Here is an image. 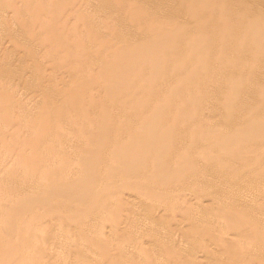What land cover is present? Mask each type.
Wrapping results in <instances>:
<instances>
[{
	"label": "bare ground",
	"instance_id": "bare-ground-1",
	"mask_svg": "<svg viewBox=\"0 0 264 264\" xmlns=\"http://www.w3.org/2000/svg\"><path fill=\"white\" fill-rule=\"evenodd\" d=\"M9 1V2H8ZM8 1H6V2H0V10H1V8H4L3 10L4 11H6L5 10V8L7 7L8 9H9V5H10V0H8ZM16 2V4L17 3H19L20 1H22V0H20L19 2L17 1V0H15ZM26 1V0H25ZM24 1V2H25ZM37 1V0H36ZM40 1V0H39ZM42 1H45V0H41V4L39 3V2H35L36 3V5L37 4H39L40 6H37V7H35L34 5L31 7V9L33 8V7H35L36 8V10H37V8H38V10L40 11V10H42V11H44V9L45 10H47L48 8H49V11L51 12L52 11V8L54 7V5H55V3L54 4H51V3H53V2H50L49 4H47L48 2L46 1V2H42ZM52 1V0H51ZM55 1H57L58 2V0H55ZM54 1V2H55ZM60 1H62L61 2V5L63 6L64 4H65V6H64V8H67L66 6H67V3L69 2V5H70V3H71V9H72V6H73V4H75V5H77V7L80 5V4H82V2L84 1H79V5L78 4H76L75 2H77V0L74 2V1H72V0H59V3H60ZM86 1V0H85ZM83 2V4H84V8H86L87 6H89L90 7V0H87V1H89L88 3H87V1L86 2ZM101 1H102V3H101ZM119 1V2H118ZM120 1H121V4L119 5V3H120ZM158 2H159V8H161L160 10V12L158 13V11H156L157 12V14L156 13H152L153 11H151V10H154V7H155V5L156 6H158L157 4H155L154 5V7H153V9H151L152 7H149L148 8V6H150V5H148V4H152L153 5V3L152 2H154L153 0H150V3H148L149 2V0H125V1H123V0H99V1H95L94 0V2H96V4H98L99 2H100V4H99V7H97V8H105L106 7V9H107V11L108 10H112V9H115V11H111V12H113L112 14V16H110L111 15V12L110 13H108L107 11H106V9L104 10V13L102 12V10H98V9H96L95 11H99V13H97V16L99 17L100 16V14L102 13V14H107V16L105 15V17L103 18V17H101L102 18V20H104V21H106L105 20V18L107 19H109V20H107L106 22L108 23L109 21H111L112 19H110V18H113V19H115V18H118V17H121V16H119V14H117L118 12H117V10H119L120 9V11H121V14H122V20H121V18L120 19H116V21H115V23H117L116 25H115V23H114V20H112L113 21V24H111V22H109L114 28H112L111 27V25L108 23V24H103L102 22V20H98L99 18L97 17V18H95L94 16V19H93V21H92V15H94V14H90L91 13V10H93L94 11V7L93 6H96L95 5V3L93 4V6L91 5V7H92V9H91V7H90V11H88L89 13H87L88 14V16L90 15L91 16V18H88L89 19V21L91 20L92 21V23H89V24H87L86 25V27L87 26H89V28H90V30L88 31V32H86V33H82V31L85 29V26H83V24H82V26L81 27H83V28H79V26H80V22H74V24L75 25H73V21H72V19H74V14H75V12H76V10L78 9L75 5L73 6V10H72V12L73 11H75L74 12V14L72 13V12H70L71 11V9H68V12L67 11H65V9L64 8H62L61 9V7H57V6H55L54 8H53V11H52V13H50L49 11H47V12H49L50 14H49V16H48V18H47V16L46 15H48V13L46 12V14L44 15L43 13L42 14H39V13H41V12H38L37 13V16H39V15H42V18L44 17L45 19H41V21L42 22H39L38 21V19L40 20V18H41V16H39V18L38 17H36V20H37V22H36V20H35V23L36 24H34V21L33 20H30V21H32V23H33V25L34 26H36L37 28H39V31H42V32H40V33H43L42 35L43 36H45V37H41L42 35L41 34H39L38 32V30L35 28V31L37 32H34V27H31V25H32V23L29 21V19H27L28 20V24L27 23H25L26 25H27V27H25L24 29L26 30V29H28L29 27L30 28H32L33 29V31H32V29L30 30L31 31V33L32 32H34V34H36L37 36V38H38V34H39V40H35V43L37 42V43H39V45H40V47H41V45H42V47L44 48L45 46H47L48 47V45H50V47L49 48H47L46 49V51H45V53H44V51H41V50H43V49H39L38 47H37V49H39V51H41V53H43V57H44V59L45 60H49V58H51V60L50 61H52V58L54 59V61L55 62H57V59L58 60H60V63L59 62H57V63H55V65L57 66V67H59V65H61V63L62 64H68V63H66L65 61H66V59H68V62H69V59H71V58H73L74 59V61H73V59L72 60H70V61H73L72 63H70L69 62V64H70V67L68 68V66H66V70H67V80H68V83H66L67 82V80H64L63 82H64V86H66L65 85V83L68 85V86H66V87H64V89H65V92L64 93H62L61 91L63 90V88L62 89H60L59 91L57 90H55V89H53V94L51 93V91H50V89H49V87L47 88L46 86L45 87H42V92H43V96L42 97H44V101H43V105L42 106H39L38 107V112H40V114L39 115H41L42 114V116L41 117H39L38 118V120H37V122L38 123H40V124H35V125H37V126H34V125H31V127H30V130H32V131H34L35 132V130H37V132L35 133V139L33 138V142L31 141V143L33 144H31L32 145V148H33V150H35V149H38V148H41V151H40V158H39V156L37 157V159H36V161H34V162H32V163H30V164H28L27 166H26V168H24L25 170H20L19 171V173H18V171L17 172H15V174L16 173H18L17 175H14V177H16L17 176V178H16V180H22L23 179V181H21L20 183L21 184H23V185H21L20 183L18 184V185H20L19 186V193L18 194H20V195H18L14 190H18V188H16V185H17V181H13V182H15L16 184H15V189L13 188L14 187V185H13V182L11 183L12 185H10L11 187H12V189H14V190H10V192H11V194L8 192V196L10 195V197H12V195L13 194H17V196H20L21 197V194H25V196H27V197H25V200L23 201V202H28V201H26V199H28L29 198V202H30V204H29V202L27 203L28 205V207L27 206H25V207H27V208H25V209H22V211H21V213H20V208L18 209L17 207H20L19 205L18 206H16V207H14L16 210H15V212L14 211H11L10 212V210H7V209H9L8 207H6V206H4V208H3V204H2V202L0 203V219H5V218H7V220L6 221H8L7 223H9L8 224V228L9 229H7V231L6 232H3V235H2V232L0 233V235L1 236H4V239L3 240H1V238H3V237H0V240L4 243V245L2 244V242L0 243L1 245H3V250H4V248L6 247V246H8L7 248H8V251H9V254H10V250L9 249H11V245H9V243L11 242H13V240L10 238V239H8V237H10L11 235H9L8 237H6L8 234H9V232L12 234L13 232H15V231H18V226L17 227H14V229H13V225L14 226H16V225H18L17 224V220H16V222L14 221V224L12 225L11 224V222H9L11 219V221L13 222V219L15 220V218L16 219H18V223L22 220V222L23 223H25V222H27V223H29V224H27V225H30L31 227L33 226L34 227V225H33V223H37L38 221H40L39 219H40V217L42 218V216L41 215H43L44 213L43 212H40V209H41V205L43 206V204H41V202H44V205H45V201H46V199L47 200H49L50 201V198L48 197L49 196V191H51L52 193L54 192V190H55V188L53 189V190H51V189H49V188H52V187H59L61 184V187L58 189V188H56V189H58V191H60V189L62 190V189H64V188H67L66 187V184H67V186L69 187L70 186V189H68L67 191H71V189H77V190H86V189H88V191H92V190H90V189H92L93 188V186H94V188H96V190L94 189V191H97L98 190V192L96 193V194H101V192L99 193V191H102V195H104V196H106L105 195V193H107L108 192V197H106L107 199H109V196H110V199H112L113 197L115 198L116 196H119L120 195V191L121 190H123V189H129L130 190V192L131 191H134V192H131L132 193V195H134L135 194V196H136V198H135V200H142V201H144V202H146L145 204L144 203H142L143 205H145V206H142V205H140V207L142 206V207H145L147 210H148V212H149V215H142L143 217H142V221H141V219H139L140 217H138L137 219H139V221H141V222H139V223H141L142 224V222H143V220H144V224H145V226H147V228H148V222L146 223V221L148 220L149 221V223L150 224H152L154 221L153 220H156V218L155 219H153L154 217L152 216V212H150V210L151 211H153V209L155 210L156 209V211H157V213H159V211L162 209L163 211L164 210H171V212L170 213H172V211H176L177 209L175 208V206H177L178 205V203H179V205L177 206L178 208H179V206H180V203H182L183 202V205H184V203H185V201H187L188 202V200L187 199H190V200H192L193 198H190V195H191V197H192V194L193 193H190V195H189V192H191V191H189V190H187L186 188H187V186L185 187V185L187 184V185H189V183H197V182H199L200 180L199 179H201L202 177H205V176H203L202 175V177L200 176L201 174H204V171L206 170V169H204V171L201 173L200 172V170H202L203 168H205L206 166H210V168L214 171L215 170V177L216 176H219V177H221L220 175H222L223 174V179L221 180V179H219V177H217L218 179H215V177L212 175V174H210L212 177H210L209 178V176H207V178L205 177V179H208L207 181H205L204 179H202V181H203V184H204V186L202 185V181H200L199 183L200 184H195V186L196 187H200V185H202L203 187H205L206 186V184H207V182H211L212 181V179H213V182L214 181H216V182H220V184H224L225 182H230V180H228V179H225V180H227V181H225L224 182V175H226L227 176V178H228V175H229V173L227 172L226 173V171H229V170H231V169H234V164H233V166L231 165V168H230V166H229V164H231V163H229V162H227L228 161V157H227V152H225L224 154H226V158H225V155L223 154V151L222 150H224V148L223 147H225V146H232L234 143H235V145L237 144L239 147H240V145H242V147H244V149H245V146H246V143H242V144H240L239 142H241V141H243L244 140V138H245V136H246V139H247V137H248V140L253 144L254 142H256V140L257 139H259L260 137H262V135L260 136V134H262V132H263V130L262 129H264V127L262 126V125H260L259 123H258V125L256 124L257 122H260V118H262V117H264V115L261 113L262 112V109H263V113H264V106L263 107H261L262 105H260V104H262L261 102H264V100L263 101H261L260 100V96H262L261 95V93L263 94V92H264V80L261 82L260 81V84L258 85L257 83H256V85H253V86H255V93H254V91H250V90H254L253 89V87L252 86H248V88L249 87H252V89L251 88H249V89H247V91H248V93L247 94H253L254 96L252 97V100H250V101H253V104H255L256 106V109H258V108H260V109H258L257 111H256V114L257 113H260V114H262V115H257L256 116V118H255V115L256 114H254L255 113V111L254 110H256V109H254V110H252L253 109V106L254 105H252V104H250L251 102L249 101V100H247V99H245V102H250L249 104L248 103H244L243 105H242V107L245 105H250V107L248 106L247 108L249 109L250 108V110H251V112H252V114H250L249 112H248V109H247V112H245L246 113V117L248 116V113L251 115V116H253L252 118L253 119H251V120H254V121H252V123H250V125H254V123H255V125L253 126L252 125V127H250L248 124H249V122H251V121H249V122H247V118H246V121H244L243 120V118H242V116L240 117L244 122H242V120H239L240 118L238 117L237 119H236V114H235V112L237 113V107H236V105H235V107H236V110H235V112H234V114H235V118L232 116V115H228L229 113H228V106H226L225 107V109L227 108V110H226V112H227V114L225 113V115L227 116L226 118L228 119V118H232V120L231 119H229V121L231 120V122H232V124H230L231 122H227V123H223V121L225 122V120L227 121V119H223V121H222V126H227V124L229 123L232 127V129H234V131L232 132L231 130V128L229 127V130L233 133H228V135L227 136H225L224 135V133H226V131H228V130H226L224 127H222L221 125H220V129L221 130H223V129H225V130H223V131H225V132H223L222 131V134L224 135V137H223V135H221L220 136V138H222L221 140H220V138H218L219 137V135H220V133L217 135V133H216V126L214 127L213 126V124L211 125V123H208V126H210V128L207 126V123L205 124V126H204V124L202 125V118H201V121L199 122V115L197 116L198 117V121H197V123L196 124H201L203 127H201V125L199 124V125H194L193 127H195V129L197 128V127H199V129H200V131L201 132H203V133H201L200 131V134H202V135H199V136H203V134H206V135H204L203 137L205 138V140H204V138H202L201 139V137H198V134H199V132H198V129H197V131L194 129V130H192V128L193 127H189V125L191 124V125H193L194 124V122H193V120L194 121H196L197 120V117H196V120H195V118H194V116L196 115V113L194 112V113H192V114H190V112L191 111H186V109L187 108H189L188 106H190V101L192 100V101H194V99L191 97V96H194V95H196V94H198L200 91H202V93L204 92V90H205V88H204V82H207V84H209L208 82L211 80V82H213L214 80H218L216 83H221L222 84V82H224V83H226L225 85L224 84H222V85H224L225 87H224V89H222V90H220L219 92H218V94H221V95H219V96H221V100H222V104H223V102H224V104H227V105H229L230 104V107H232L231 105V102L232 101H234V103H236L237 101H238V99L236 98L237 97V95H240L241 97H242V95H241V89H243L244 87H246L247 85H248V83L250 84V82L252 83V81L253 82H257V80H258V78L260 77L259 75V77H257L256 78V75L254 74V72H256V74L257 73H259L258 72V70H260V69H258V70H255V66L258 64L257 63V61H259V66H260V62H262V60L264 59V57L263 56H261V55H263L264 54V48H261V46L263 45V47H264V41L263 42H258V41H262V40H264V35H262L263 34V32H264V27H263V25H262V27H260V25H261V23H262V20L261 19H258V17L260 16L261 18H262V15H263V12H262V7H260L261 5H259L258 6V4L261 2H258L259 0H257V4L255 5L256 6V8H255V6L253 7H251L250 6V8H251V10L252 9H254L255 11H256V9H258L259 7H260V10H257L256 12H261V13H256V12H253L252 14L254 15V16H250L249 14H248V12L249 13H251L252 11L248 8L249 6L248 5H246V2H247V0H244V1H246L245 3H242V1L243 0H239V1H237L236 2V0H215L216 2H214V1H212V0H205V1H209V2H212L213 4H217V2H218V4H220L221 3V5L223 6V7H221V6H218V7H221V8H219V12L218 13H224V16H225V19H226V17L228 18V20H229V18H230V16H228L229 15V13H230V15H231V11H232V9L231 8H235L237 11L235 12L234 10H233V12H235L237 15H236V17L234 16L235 14H233L232 13V15L235 17V18H237V20L236 19H234V17L232 16V19H234V20H236V21H234L233 20V22H232V20H231V18H230V20H229V22L227 21V19L225 20L224 19V16H223V13L221 14V16L217 13V14H215L218 10H215V7L214 6H216L217 7V5L215 4V5H213V4H211V3H209V2H207V5L205 6L204 4V0H187V1H185V0H182V1H179L176 5H177V7H178V4H180L181 3V5L183 6H186V7H188L187 9H191V7L192 8H194V6L193 5H195V4H198V7H196L197 5H195V7L197 8H195L197 11L198 10H200V14H202V16L204 15L203 13H202V10H203V8H205L206 9V7L208 6V8L209 9H211V10H208V11H212V9L214 8V11H216V12H214L213 13V11L212 12H209V14L210 13H212L211 15H216V16H211V15H207V13L208 12H204V13H206V15H204L203 17H204V19H205V16H211L210 17V19H215L216 17V19H215V21H219V19L221 18L222 19V17H223V21L222 20H220V21H222V23H217L219 26H221L220 28H219V30H217V28H218V26H217V24L215 23V25H213V23L215 22H213L212 23V21H211V24L213 25V27L215 26V28L213 29V27H210L209 25H211V24H209L210 23V21L208 20V19H206V20H204L203 19V17L202 16H200V14L196 11V12H194V14H193V16H194V19L193 20H195L194 21V24L196 23H198V25H196L195 24V27L192 25L193 23L191 22V21H193V20H189V22H191V23H189L190 25H192L195 29H193L194 31L192 32V33H188L187 32V36H186V34H184V36H186V37H189V38H192L193 36L195 37H193L194 38V40H196L195 42H193V39H192V42L193 43H195V44H193L192 42H191V39H190V41H187V38H185L183 35H181V37H182V41H183V38H185L184 40H185V42L183 41V42H181V43H179L178 41H181L179 38H181V37H178V39H176V40H178L177 42L179 43V44H177V42L175 43V44H171V33H172V30H178V28H179V30H181L180 31V33H182V32H186L185 31V27H181V26H183L184 24H179V23H177V26H180L181 28H185L184 29V31H183V29H180V27H178V28H176L174 25L172 26V24H176V23H173L174 21L172 20L171 21V19H172V17H171V19L169 18L170 17V13H172V14H175V13H178V12H175L174 11V13L171 11V10H173V9H176L177 7H176V5H175V2H172L171 4H173L172 5V8L170 9V11H169V6H171V4H170V2L168 1V0H157ZM174 1V0H173ZM178 1V0H177ZM241 1V2H240ZM249 1V0H248ZM264 1V0H263ZM239 2V3H238ZM252 2V4L254 3L253 1H251ZM251 2L249 3V5L251 4ZM15 3H11L13 6H15L16 4ZM26 3V2H25ZM28 3V5H27V7H30L31 5H29V4H31L29 1L27 2ZM59 3H57V4H59ZM78 3V2H77ZM87 3V4H86ZM91 3H93V1H91ZM148 3V4H147ZM154 3H156V2H154ZM187 3L189 4V5H187ZM190 3H194L192 6H190ZM211 4V5H209V4ZM255 3H256V1H255ZM263 3V2H262ZM34 4V3H33ZM53 6L52 8H50V6L51 5ZM205 6V7H203L202 8V10H201V7L203 6V5ZM236 4V6L238 7L239 5V7H241V6H243V4H244V6H246V9L244 10L243 9V11L245 12H238L239 11V9H237V7L235 6L234 7V5ZM247 4H248V2H247ZM68 5V6H69ZM86 5V6H85ZM148 5V6H147ZM151 5V6H152ZM199 5H201L200 6V8H199ZM13 6H10V7H13ZM59 6H60V4H59ZM81 7H82V5H80ZM80 6H79V8H80ZM101 6V7H100ZM109 6H110V8H109ZM119 6H123L122 8H120ZM174 6V7H173ZM181 6V7H182ZM210 6V7H209ZM213 8H212V7ZM258 6V7H257ZM15 7H17L16 8V10L18 11V13H17V11L15 10V11H13V13H14V19L16 18V19H20L21 17L23 18H25V16L28 14V16H26V18L27 17H29V14H30V12H32L33 11V9L31 10L30 8L29 9H27V10H29L28 12H27V14H26V11H24L23 12V14L25 13L26 15L24 16L23 14H22V16H20L21 15V12H22V10H21V8H20V10H21V12H19V9H18V7L19 6H15ZM15 7H14V9H15ZM22 7H24V5L22 6ZM69 7V8H70ZM125 7V8H124ZM180 7V5H179V10H181L182 8ZM238 7V8H239ZM264 7V6H263ZM6 8V9H7ZM39 8H41V9H39ZM75 8H77V9H75ZM96 8V7H95ZM159 8H156V10L157 9H159ZM167 8V9H166ZM223 8V9H222ZM242 8V7H241ZM241 8H240V10H241ZM8 9H7V11H8ZM25 9H26V5H25ZM51 9V10H50ZM81 9V8H80ZM80 9H79V11L77 10V14H78V17L79 18H82L83 16L81 15V12H85L86 11V9H85V11L83 10V8L81 9V12H80ZM125 9V10H124ZM184 9V8H183ZM182 9V10H183ZM186 9V10H187ZM190 9L188 10V12L190 11ZM195 9L193 10V11H195ZM205 9H204V11H205ZM216 9H218V8H216ZM221 9H222V11H221ZM231 9V10H230ZM247 9L249 10V11H247ZM13 10V9H12ZM24 10V9H23ZM31 10V11H30ZM36 10H34V11H36ZM70 10V11H69ZM83 10V11H82ZM87 10H89V9H87ZM182 10L180 11V15H179V13H178V15L181 17V16H183V12L185 11H183L182 12ZM230 10V12H228L227 13V11H229ZM253 10V11H254ZM1 12V14H3V13H5V12ZM100 11H101V13H100ZM155 11V10H154ZM176 11H178V9L176 10ZM206 11H207V9H206ZM247 11V12H246ZM65 12H67V13H65ZM106 12V13H105ZM168 12H170V13H168ZM184 12L185 14H184V17L183 18H185L184 20H185V22H188V19L187 18H189L190 19V14L189 13H191V15H192V11L191 12ZM11 13H12V11H11ZM16 13V14H15ZM80 13V14H79ZM93 13V12H92ZM115 13H116V15H118V17L117 16H115ZM181 13H182V15H181ZM247 13V14H246ZM254 13H256V14H254ZM7 14V13H6ZM32 14H36V13H32ZM31 14V16H32V19L33 18H35V15H32ZM76 14V15H77ZM82 14H84V13H82ZM99 14V15H98ZM101 14V15H102ZM108 14H109V16L110 17H108ZM120 14V15H121ZM228 14V15H227ZM65 15V16H64ZM96 15V14H95ZM169 15V16H168ZM246 15V16H245ZM250 17H248V16ZM3 16H4V14L3 15H1L0 17L3 19V21H4V23H7V22H5L6 20H8V19H10L11 17H6L5 16V19L3 18ZM34 16V17H33ZM82 16V17H81ZM88 16H85V17H83L82 19H79L78 18V20H80L81 22H85V23H87V17ZM89 16V17H90ZM172 16V15H171ZM189 16V17H188ZM192 16V17H193ZM218 16H220V18H218ZM256 16H257V18H256ZM20 17V18H19ZM115 17V18H114ZM202 17V18H201ZM215 17V18H214ZM247 17H248V19H247ZM7 18V19H6ZM22 18L20 19V20H22ZM23 18V20H22V22L20 21L19 23L21 24V23H23L24 24V21L26 22L27 20H25ZM38 18V19H37ZM182 18V17H181ZM182 18V19H183ZM244 18H246V19H244ZM2 19L0 20L1 22H2ZM170 19V20H169ZM187 19V20H186ZM239 19H241L240 21H239ZM254 19H256V20H254ZM77 20V21H78ZM87 20V21H86ZM205 21V24L207 23L206 21H209V23H208V25L207 26H209L210 28H206V26H205V28L206 29H208V30H206V31H209L208 33H204V32H202V31H204V29H202L201 30V24L203 25L204 24V21ZM224 20H225V23H224ZM243 20V22L242 23H245V20H246V24H244V25H242L240 22ZM248 20L250 21V23L248 22ZM70 21H72V22H70ZM74 21H75V19H74ZM88 21V22H89ZM90 21V22H91ZM102 21V22H101ZM170 21V22H169ZM181 21H183V20H181ZM226 21H227V23H226ZM253 22V24H254V22L256 21L257 23H255L253 26H252V22ZM1 22H0V25H1ZM184 22V21H183ZM231 22L232 23H237V25H239L238 23H240L242 26H240V29H239V27L236 25V23L234 24V25H236V28H234L232 25L233 24H231ZM67 23V24H66ZM72 23V24H71ZM80 23V24H79ZM105 23V22H104ZM140 23H142L141 25H140ZM149 23V24H148ZM223 23H224V25H225V27H228L229 28V24H230V29H232V27L234 28L233 30H230V29H228V28H224L223 30H222V26H224L223 25ZM259 23H260V25H259ZM9 26H10V22H8L7 23ZM22 24V26L24 27L25 26V24L23 25ZM30 24V25H29ZM69 24H71L70 25V27L68 26ZM76 24H78V26H76ZM128 24H129V26H128ZM145 24H147V26H146V28H145ZM171 24V25H170ZM179 24V25H178ZM200 24V25H199ZM222 24V25H221ZM226 24H228V25H226ZM256 24H257V26H256ZM6 24H2L1 26H5ZM8 25H6L7 27H9ZM14 25H16V27L15 28H17V27H19V26H17L18 24H14ZM14 25H12L11 27H14ZM29 25V26H28ZM117 25H119V27L117 26ZM127 25V26H126ZM137 25H139V26H137ZM172 26L171 28H169L170 26ZM211 25V26H212ZM6 26L4 27V28H6ZM21 26V25H20ZM118 27V29H117V27ZM196 26H198V27H196ZM204 26H202V28H204ZM252 27V30H250L251 29V27ZM260 27V29H258V30H256L257 28H259ZM122 27V28H121ZM255 28V30H254V28ZM14 28V30H16ZM20 28V27H19ZM18 28V31L20 30V32H18V34H14V36L13 37H15V35H17V36H19V33H21V34H25V32L24 33H22L23 31H21L23 28H21V29H19ZM29 28V29H30ZM79 28V29H78ZM123 29V28H125V30L122 32V33H124L125 31H126V29L128 30V32L125 34H123V35H119L120 33H121V31H119L118 33H117V35H116V33H115V31L117 30H120V29ZM141 28H143L142 30H140ZM196 28H198V30L196 29ZM213 30H215L216 32H217V34L219 35V39L218 40H215L214 42H218V43H212L211 44V42H210V40H212V38L213 39H215V37H216V39L218 38V36H216L217 34L215 33V31H214V34L212 35L210 32H213V31H211L212 29ZM238 28V29H237ZM249 28V29H248ZM261 28L263 29V31L261 32ZM28 29V30H29ZM41 29V30H40ZM82 30V31H79V30ZM112 29H115V30H112ZM139 29V30H138ZM147 29V30H146ZM187 29H189V30H191L192 31V29L191 28H187ZM209 29H211V30H209ZM227 31H226V30ZM248 31L247 33H245L244 32V34L243 35H241V33H238V31ZM246 29H248V30H246ZM2 30V29H1ZM14 30H12V31H14ZM86 31H87V28L85 29ZM84 30V31H85ZM131 30H132V32H131ZM173 31L174 33L173 34H175L177 31ZM220 30H222V32L225 30L226 32H227V35L228 34H230V32L233 34H235V30H236V32L238 33V34H240L241 35V37H239L240 35H238V34H236L237 35V41L235 42V40H236V38H235V36L234 35H232V36H229L228 35V37L226 36V33L224 32V33H221L222 35L220 36V34L218 33ZM260 30V31H259ZM17 31V30H16ZM27 31V30H26ZM30 31L28 32V33H30ZM112 31V36H111V32ZM114 31V32H113ZM135 31V32H134ZM145 31V32H144ZM228 31H229V33H228ZM81 32V33H80ZM102 32H103V34H104V32H105V34L103 35V36H105V38H106V33H110V35H109V39L108 40H110V42L109 41H107V39H102V36H101V34H102ZM131 32V33H130ZM28 34V36H32V38L34 39V37H33V33L32 34ZM101 33V34H100ZM113 33H115V34H113ZM121 33V34H122ZM179 33V32H178ZM180 33H179V35H180ZM45 34V35H44ZM82 34V35H81ZM204 34H206L205 35V37H203L202 35H204ZM207 34H209L208 36H207ZM211 34V35H210ZM216 34V35H215ZM224 34V35H223ZM251 34V35H253L254 37H260L262 40H260V38L259 39H257L256 40V42L254 41L255 39H253L254 37L253 36H249V35ZM11 35V34H10ZM10 35H8V36H10ZM25 35H27V33L25 34ZM178 35V34H177ZM177 35L175 36L176 38H177ZM189 35H192V37H190ZM231 35V34H230ZM245 35H248L249 37H247V36H245ZM258 35H261V36H258ZM11 36V37H12ZM16 36V37H17ZM22 36V35H21ZM21 36H20V40H22V41H20L19 40V42H21V43H19L18 42V44H22V45H20V46H23V47H28L27 48V51H29V50H31V51H29V53H27L28 55L30 54V55H32V61L31 62H34L32 65V69H30V70H32V71H34V69H35V71L34 72H37V74L36 75H41V72H42V74H44V72L46 71V69L44 68V66H40L41 65V63H44V61L42 60V59H40V58H43L41 55H40V57L38 56L37 57V55H39V54H37L36 55V57L38 58H36L37 60H35V55H34V53L36 52V50H34V49H29L30 47H33V45L32 46H29L27 43H28V40H26V38H23V37H25V36H23L22 37V39H21ZM169 36H170V38H169ZM210 36H215V37H210ZM222 36H226L225 38H230V37H234L235 39L233 40L232 38H230V40L229 39H226V40H229L228 41V43L227 42H225V38L223 39L222 38ZM243 36H244V39H243ZM16 37H15V39H16ZM35 37V38H36ZM111 37V38H110ZM205 38L204 40H202L203 38ZM211 39H210V38ZM245 37H247V39L248 38H252L253 39V41H254V43L256 44V43H263V44H261V46H258L257 47V45H255V44H251L250 45V41L252 40V39H248V41H247V39L245 38ZM29 38V42H30V38L31 37H28ZM27 38V39H28ZM32 38H31V40H32ZM36 38V39H37ZM113 38V39H112ZM189 38H188V40H189ZM200 38H202V39H200ZM238 38H240V39H242V40H240L239 41V39ZM18 39V38H17ZM26 41H25V40ZM206 39L208 40L207 42L209 43H206ZM9 40H10V38H9ZM103 40V41H102ZM200 40H202V42L200 41ZM219 40H220V42L222 41V46L220 47V45H219ZM11 42H12V38H11V40H10ZM18 40H16V42H17ZM23 41H25V42H23ZM40 41V42H39ZM87 41H89V44H90V42H91V44H93V45H96L97 46V48H95L94 46H91V44H90V46H88L89 44H88V42ZM186 41H187V43L189 42V44L187 45L186 44ZM213 41V40H212ZM225 43H224V42ZM232 41L234 42V43H237L238 41L240 42H238L239 44L238 45H234V43H232ZM243 41H247L246 43L248 44V45H250V46H248L249 47V50H248V47L246 46L247 44L245 43V42H242ZM252 41V42H253ZM14 42V41H13ZM12 42V43H13ZM201 42V43H200ZM24 43V44H23ZM26 43V44H25ZM31 44H35L34 42L32 43V41L30 42ZM36 43V45H38ZM191 43V44H190ZM233 44L234 46H235V49H233V47L234 46H230L231 44ZM48 44V45H47ZM86 44H88V45H86ZM184 44H186V46H185V48L183 47V45ZM215 45V46H218L219 45V47H216V50L219 48V54L222 52V55H224V56H222L221 54V56L220 55H218V52H216V55H217V58L218 57H221L222 58V60L220 59V58H218L217 60H218V62L221 60V64H219L218 62V64L215 62V60H216V55H214L213 56V54H214V52L216 51L215 50V46H212L211 47V49H210V46L211 45ZM224 44H225V46L227 47V44H230L228 47H227V49H226V47H224ZM243 45V46H241V47H244V46H246L247 47V49L244 47V49L243 48H241L239 45ZM245 44V45H244ZM16 45V44H15ZM25 45H27V46H25ZM35 45V46H36ZM189 45H192V46H190V47H188ZM34 46V47H35ZM239 46V50L238 49H236V47H238ZM222 47H224L223 49H222ZM250 47H252V48H254V47H256L257 49V51L256 52H258V48H260V50H262L263 51V54H261V53H257L259 56H261L260 57V59L262 58V60L260 61V59H259V57H258V55H256V54H254V53H249L250 55H251V58L250 59H253L254 61H255V59H257V61H255L256 63H255V65L252 63V61H250V64L248 65V63H246L247 61H248V59H245V57L247 58V55H249L248 54V52H251V51H255V49H253V50H251L250 49ZM189 48V49H188ZM212 48H214V49H212ZM229 48H231V49H233L232 50V52L230 51V49ZM25 49V48H24ZM29 49V50H28ZM35 49H36V47H35ZM229 49V50H228ZM44 50H45V48H44ZM210 50H215L214 52H213V54L211 53V51ZM222 50H225V51H222ZM228 50V52H227V54L230 52L231 54L232 53H234L233 51L234 50H237L238 52L239 51H243V50H248V52L247 51H244V56H243V54L240 52V55L242 54V56H240L239 55V53L238 52H236L235 51V55H237V56H235L234 54H233V56L231 57V55H230V53H229V55H225V53L223 54V52H226ZM260 50H259V52H260ZM25 51V50H24ZM26 51V52H27ZM38 51V52H39ZM210 52V53H209ZM247 52V55H245V53ZM25 53V52H24ZM26 54V55H27ZM44 54H45V56H44ZM208 54H209V57H208ZM213 57H212V56ZM249 55V56H250ZM256 55V56H255ZM68 56V57H67ZM69 56H71V57H69ZM25 57V56H24ZM26 57H28V56H26ZM63 58V60H61L62 58ZM253 57V58H252ZM257 57V58H256ZM47 58V59H46ZM213 58H214V63H216L217 65H218V67L217 68H215V67H211L210 65L212 64V61H213ZM31 59V56H29V60ZM33 59L37 62V61H39V59L41 60V62L39 61V62H37L38 63V65H37V63L35 64V61H33ZM80 59V60H79ZM92 59H94L93 60V62L92 61H90V60H92ZM220 59V60H219ZM61 61H63V62H61ZM76 61V62H75ZM203 61H204V63H208V62H210V63H208V65H206V64H204L203 63ZM58 63H59V65H58ZM213 63V64H214ZM252 63V64H251ZM30 64V65H31ZM40 64V65H39ZM74 64V65H73ZM246 64H247V66H246ZM63 65V66H64ZM251 65V67H252V65H253V67L252 68H254V70L250 67V69H249V67L248 66H250ZM264 65V64H263ZM263 65H261V66H263ZM38 66V67H37ZM53 66H54V64H53ZM81 66H83V67H81ZM213 66V65H212ZM230 66V67H229ZM239 66V67H238ZM241 66L244 68L245 66V68L244 69H246L245 71H244V69L243 68H241ZM259 66H257V68H260ZM34 67H37V69L39 68V67H41L43 70H45L44 72L43 71H36V68H34ZM220 67L221 68H229L230 69V71H225L224 69H222V71H225V72H219L221 69H220ZM236 68V71H235V68ZM247 67H248V69L249 70H251V73H250V71H249V73L247 72ZM28 68H30V67H28ZM54 68V67H53ZM60 68H62V66H60ZM64 68H65V66H64ZM68 68V69H67ZM92 68H93V71H96V68L98 69L97 71L99 72V75H95L94 73H93V71H92ZM212 68H215L214 70H217V69H219L218 70V72L216 71V72H213V70H212ZM231 68H233L234 69V72H232L233 70L231 69ZM238 68H240V69H238ZM263 69H264V66L262 67ZM261 68V70H260V72L263 70ZM40 69V68H39ZM42 69H40V70H42ZM55 69V68H54ZM164 70L165 69V73L164 74H161L159 71L160 70ZM212 72H211V71ZM232 70V71H231ZM210 71V72H209ZM244 71V72H243ZM14 72H16V71H14ZM18 72V71H17ZM98 72L96 73V74H98ZM245 72H247L246 74H245ZM263 72V71H262ZM261 72V73H262ZM2 72H0V75H1V77H2V74H1ZM38 73H40V74H38ZM193 73H196L200 78H201V80H199V81H196V82H194L195 81V79H193V78H191V75L193 74ZM261 73H259L260 75H262ZM13 73L11 72V75L9 76L10 78H11V76H13L12 75ZM92 74H94L93 76H92ZM254 74V75H253ZM45 75V74H44ZM246 75V76H245ZM43 76V75H42ZM40 76V79L41 78H44L45 76ZM248 76H252L250 79H252V80H250L249 78H246V77H248ZM254 76H255V78L257 79V80H254ZM209 77H215V78H209ZM50 78H52V77H50ZM116 78H117V81H116ZM262 78L264 79V77H261L260 78V80H262ZM14 78H12V80H13ZM112 79V81L114 82V81H116V85L115 84H112L111 82H110V80ZM114 79V80H113ZM207 79V80H206ZM210 79V80H209ZM246 80V81H244V80ZM42 80V79H41ZM243 80V81H242ZM247 80H249V81H247ZM2 81V78H0V84L2 83L1 82ZM4 81V80H3ZM164 83L165 85H166V83H168V86H166V87H163L161 90H159V88L156 90V86L158 85V84H160V83ZM169 82L170 83H174L173 85H170L169 86ZM214 82V83H215ZM237 82H239L238 84H239V87H238V85L236 84ZM240 82H242L241 84H240ZM259 82V81H258ZM4 83V82H3ZM2 83V84H3ZM38 84H39V82H37ZM36 83V84H37ZM235 83V84H234ZM247 83V84H246ZM262 83H263V85H262ZM53 84V83H52ZM228 84V85H227ZM232 84H234V85H236L235 86V88H233L234 86H232ZM254 84V83H253ZM5 86L6 85H8V83L6 84H4ZM39 85H41V83L39 84ZM39 85H36V87L39 89ZM63 85H62V87H63ZM164 85V86H165ZM227 85V86H226ZM229 85H231L230 87H228ZM241 85V86H240ZM246 85V86H245ZM262 85V86H261ZM2 86V85H1ZM208 86V85H207ZM206 86V87H207ZM244 86V87H243ZM256 86H258L259 87V89H258V87H256ZM260 86H261V88H260ZM40 87V88H41ZM68 87V88H67ZM95 87H97V88H99L100 90V92L98 91V89H95V90H97L98 92H97V94L99 95V98H97L96 96H95V93L96 92H93V89L92 88H95ZM116 87V88H115ZM170 87V88H169ZM240 87H241V89H240ZM263 87V88H262ZM43 88H46V90H44ZM118 88V89H117ZM74 89V90H73ZM117 89V90H116ZM204 89V90H203ZM207 89V92L208 91H210V90H208L209 88L207 87L206 88ZM263 89V90H262ZM40 90V89H39ZM52 90V89H51ZM66 90H70V92L68 93H66ZM240 90V91H239ZM45 91H47V92H45ZM48 91H50V92H48ZM79 91V92H78ZM80 91H81V94H83L84 96H82V97H79L81 94H80ZM240 92V94H237V93H239ZM246 91V92H247ZM261 91V92H260ZM60 92V93H59ZM206 92V91H205ZM244 92V91H243ZM253 92V93H252ZM256 92H257V94H256ZM51 93V94H50ZM66 93V94H65ZM103 93V95H101ZM3 94H5V93H3ZM45 94V95H44ZM70 95L69 97L67 96V95ZM204 94V93H203ZM237 94V95H236ZM243 94V96L245 97H248V95H246L245 94V92L244 93H242ZM245 94V95H244ZM235 95H236V97H235ZM256 95H258V97H259V101H261V102H259L256 98H258ZM3 96H5V95H3ZM60 96V97H59ZM263 96H264V94H263ZM0 97H1V95H0ZM61 98V97H63V98H61V101H60V99L59 98ZM183 97V98H182ZM239 97V96H238ZM2 98V97H1ZM5 98H6V96H5ZM41 98V97H40ZM59 99V101H58V99ZM233 98V99H232ZM253 98H255L254 100H253ZM56 99H57V102L58 103H61L62 102V104H64L66 107V109H63V110H61L60 112H58V111H55L54 109H53V105H57L58 103H56ZM64 101H63V100ZM231 100V102H230V100ZM235 99H237V100H235ZM249 99H251L250 97H249ZM261 99H264L263 97H261ZM1 100H3V98L1 99ZM0 100V104H2V102H3V104H8V100L7 99H4V100H6V102L5 101H1ZM247 100V101H246ZM255 100H257L258 102H259V104H256V102L257 101H255ZM54 101H55V103H54ZM136 102V103H138V105L137 104H135V106L137 105V107L138 106H140L139 104H142L141 105V107L140 108H142V107H144V106H147L146 104H147V102H149V104L151 103V102H155L154 104H152V105H158L159 106V104L160 105H162V107L164 106V108H165V110H164V108L162 109L163 111H164V113L163 114H165V112H166V115H163V116H169V118H171L170 116H171V114H172V117H173V113H174V115L176 114V115H179L180 117H178V120H181V122L180 121H178L177 120V122H175V119H176V117H173L172 119H169L168 117V122H169V120H170V122L168 123V122H165V121H167V119L165 118V117H161L160 115H161V111H158V110H156V114H157V111H158V115H159V112H160V119H157V120H161L162 118H164V120L162 121L161 120V123L159 122L158 123V121L157 120H155V115L154 114H152V113H154V112H152L151 113V109H148V111L150 112V114L148 113L147 114V112L148 111H146L147 110V108L145 109V108H143V109H145V110H142V109H140V111H139V108H137V109H134V108H132L133 106H134V104H132V105H130L129 103L130 102ZM179 101H182V102H184V103H181V102H179ZM236 101V102H235ZM146 102V103H145ZM159 102V103H158ZM179 102V103H178ZM225 102H227V103H225ZM230 102V103H229ZM158 103V104H157ZM174 103H178L177 104V106H178V108H176L175 110H171L172 108H175V107H173V106H176V104H174ZM180 103H181V105H180ZM233 103V102H232ZM127 104H129L130 106L129 107H131V108H129V107H127V109H125L124 107L122 108V106H127ZM182 104H184L183 106H182ZM9 105H11V104H8L7 106H9ZM173 105V106H172ZM263 105H264V103H263ZM1 106V108L0 109H2V105H0ZM6 105L4 106L3 105V109L5 110L6 108H4V107H7ZM182 106V108H184V110H185V113L182 111V108H180ZM233 106H234V104H233ZM244 106V107H245ZM252 106V107H251ZM51 107V108H50ZM97 107L99 108H102V109H99V111L97 110V114H99V115H94V114H96V109H97ZM116 107L118 108V109H120L119 111L121 112V110H122V115L123 116H121L120 115V112H118V110L116 109ZM121 107V108H120ZM170 107H172L168 112H167V108H170ZM243 107V108H244ZM92 108V109H91ZM112 108V109H111ZM180 108V109H179ZM186 108V109H185ZM246 108V107H245ZM2 109V110H3ZM95 109V112L93 111ZM116 109V110H115ZM123 109H125L124 110V112L126 111V110H128V109H130V111L128 110V111H126L125 112V114H123L124 112H123ZM134 109V110H133ZM179 109V110H178ZM2 110H0V116H1V114H2ZM4 110H3V113H4ZM89 110H92L93 111V115H92V117L90 116V115H88V114H91L90 112H89ZM138 110V111H137ZM155 110V109H154ZM153 110V111H154ZM246 110V109H245ZM249 110V111H250ZM259 110L261 111V112H259ZM144 111V112H143ZM146 111V112H145ZM182 111V112H181ZM42 112V113H41ZM187 112V113H186ZM254 112V113H253ZM145 113V114H144ZM224 113V112H223ZM223 113H220V114H223ZM168 114V115H167ZM202 114V113H201ZM239 114V116L241 115L240 113H238ZM242 114H244L243 112H242ZM124 115H126V116H124ZM145 115V116H144ZM151 115V116H150ZM158 115H157V117H158ZM183 115H184V120H182V118H183ZM202 115H204V114H202ZM224 115V114H223ZM222 115V116H223ZM225 115H224V118H225ZM249 115V116H250ZM56 116H59L61 119H62V123L61 124H59V125H57V126H55L53 129H47L46 128V124L44 123L45 121L47 122V124L49 123L48 121H52ZM88 116H90V117H88ZM145 117V119H144V117ZM147 116H148V118H149V116H150V118L149 119H146L147 118ZM229 116H231V117H229ZM238 116V115H237ZM250 116V117H251ZM260 116H262V117H260ZM152 117V118H151ZM182 117V118H181ZM202 117V116H201ZM258 117H260V118H258ZM41 118H42V122L41 121H39V120H41ZM153 118H154V120H153ZM181 118V119H180ZM187 118V120L188 119H191L192 118V120L190 121L191 123L189 124V121H187V120H185ZM244 118H245V116H244ZM142 119H144V120H142ZM152 119V120H151ZM236 119V121L234 122V120ZM259 121H258V120ZM263 119V124H264V118H262ZM261 119V120H262ZM96 120V122H95V124L96 125H94L95 126V128H93L94 126L92 125L93 124V122ZM138 120V121H137ZM147 120V121H146ZM150 121V123H152V125H153V127L158 123V124H160V125H165V127L163 126H160L159 128V131L161 132V134L163 133V136L161 135H158V134H160V133H157V134H155V129H157L158 127L157 126H155V129H154V131H153V133L154 134H152V132H151V130H152V128H151V130H149V127L148 126H150L151 127V124L149 125V124H147V123H149V121ZM238 120L240 121V123H242V125H243V127H241L240 125L241 124H239V126L237 127V122H238ZM255 120H257V122L255 121ZM134 121H137V122H135L134 123ZM140 121H142V122H140ZM147 122V123H145V122ZM152 121H155V122H157L156 124H155V122L153 123ZM171 121H172V127L170 126L171 125ZM173 121L175 122L174 123V125H173ZM182 121H185V123H186V125L187 126H185V128L186 127H188L189 129H188V131H190V134L192 133V132H194V133H192L191 135L192 136H196L197 135V137H198V139H195V138H197V137H194L193 139H191V135L189 134V132L188 131H186L187 133H185V132H183V129L181 128L182 126H184L185 124H184V122H182ZM165 122V123H164ZM183 123L184 125H180V123ZM187 122H188V124H187ZM233 122L235 123V124H233ZM247 122V123H246ZM254 122V123H253ZM36 123V122H35ZM109 123H111L112 125H119V124H121V126L122 127H120V129L119 130H114V129H111V128H104L106 125H108ZM169 125H168V124ZM178 124V125H175V124ZM203 123H204V121H203ZM244 123H245V127H244ZM44 124V125H43ZM134 124H136L135 126H134ZM138 124H140V125H143L144 127H146V128H144V127H142V126H140V128H139V126H137ZM166 125H168V126H166ZM233 125H236V127L235 128H237V133H235V136H234V132H235V128H233ZM259 125L261 126V128L259 129L258 127H259ZM32 126H34V127H32ZM39 126H43V128H40L41 130V132H38V127ZM65 126H69L68 128H66ZM197 126V127H196ZM207 126V127H206ZM249 127L248 129L246 128V127ZM257 126V127H256ZM37 127V128H36ZM136 127H138L137 129H138V132H137V129L135 130V128ZM142 127V128H141ZM169 127V128H168ZM228 127H226V128H228ZM253 127H254V129H253ZM257 129H256V128ZM96 128H97V132H99V133H97L98 135H100V134H102V132H104L103 134H104V136L106 137V138H108L109 136L111 137L112 136V139H113V141H114V139L116 138V140L114 141V142H116V143H114L113 144V142L111 143V144H113L112 146H110V150H109V148H107L109 145H108V143H107V141H105L106 139L105 138H103V139H105V140H103L104 141V143H107V147H105V144L103 143V141H102V143H103V145H100V147H99V143H101V141L99 142V141H94L95 143H97V142H99L97 145V147H99L98 149H100V151H103V154H100L99 153V151H98V149L96 148V149H94V145H95V143L93 144V143H91V144H93V148H92V150L94 151H98V152H96L97 154H95L96 156H98V154L99 155H102L101 157H105V152H106V157H107V159H108V157H109V159L113 156V157H115L114 159L115 160H117L116 162H117V166H116V162H115V160L113 159V157L111 158L112 160H111V164L110 165H115L114 167V169H117L116 167H121V168H124L125 166H127V169L125 168V169H119V170H114V171H116V172H114V178L113 177H111V176H109V178L107 179L106 177H104V175L101 173V175H97V171L96 172H94V170H93V172L95 173H93L92 171H90V169H89V171H90V173H92L93 175H91L89 178H87L86 179V177H83V176H85L83 173L84 172H82V177L81 178H79L80 176H81V173L80 174H76V171H75V169H74V165L72 166L71 164H74V163H72L73 162V160L68 156V150H66V149H64L63 147H61L60 145H61V143L63 142V140H64V138L66 137V134H67V131H69L70 132V130H72V131H74V133L78 136V137H81V138H84L85 136L87 137V135H88V133L90 132V130L91 129H94L95 131H96ZM148 128V129H147ZM184 128V127H183ZM184 128V129H185ZM203 128V129H202ZM207 128H209V129H207V130H209V131H207L206 129ZM212 128V129H211ZM215 128V129H214ZM238 128H240V129H238ZM252 128V129H251ZM175 129V130H174ZM176 129L178 130L177 131V134L179 133V134H181L180 135V137H182V134H183V136H186V134H188V137L187 138H189V136H190V140L189 139H186V140H184L185 141V143H182V141H183V139H185L184 137H183V139H181L180 137H179V139L177 138V139H175V141H174V139L173 138H175L174 136H173V138L172 137H170V139L171 140H173V142H176L177 140V142L175 143V147H172V145L174 144L172 141V143H169V144H172V145H170V147H169V145H166V139H165V136H164V133H167V134H165L166 136H168V137H166V138H169V134H171V133H175V136L177 135L176 134ZM191 129V130H190ZM214 129V130H213ZM252 130V132L253 131H255L254 133H256L257 134V132L256 131H258V129L259 130H261V131H258V134L256 135V139H255V137H251V134L252 133H248L246 130ZM93 130V131H94ZM135 130V131H134ZM167 130H168V132H167ZM170 130V131H169ZM204 130H206V132L207 133H205V131ZM213 131V134L215 135H213L214 136V138H216V139H219V140H216L215 139V142H214V145H213V142L212 141H208L209 143L208 144H206L207 142H206V139L208 138V139H210V138H212L211 136H212V132L211 131ZM221 130H219V131H221ZM250 130V131H251ZM92 131V132H93ZM150 131L151 133H148V132ZM158 131V129H157V131L156 132H159ZM162 131H164V132H162ZM172 131H175V132H172ZM249 131V132H250ZM3 131H1V133H2ZM125 132H126V134H128V139H121L120 138V136H121V133H123L124 134V137H125ZM137 132V133H136ZM147 134H146V133ZM170 132V133H169ZM229 132V131H228ZM242 132H244V133H242ZM245 132H247V133H245ZM260 132V133H259ZM16 133H18V132H16ZM95 133V132H94ZM140 133H141V135L142 136H145V135H147V137L145 136L144 138L142 137V136H140ZM196 133V134H195ZM198 133V134H197ZM209 133V134H208ZM211 133V134H210ZM240 133H242V135H244V136H240V139H239V135H241ZM122 134V135H123ZM145 134V135H144ZM148 134H152L153 136L152 137H150ZM247 134V135H246ZM263 134H264V132H263ZM2 135H3V133H2ZM7 135V134H6ZM155 135H157V136H159L158 138L155 136ZM171 135H174V134H171ZM208 135V136H207ZM209 135H211V136H209ZM231 135H233L232 137H231ZM250 135V136H249ZM206 136H207V138H206ZM2 136H1V134H0V138H1ZM115 137V138H114ZM234 137V138H233ZM249 137H251V140H250V138ZM89 138V137H88ZM126 138H127V136H126ZM146 138L147 139H149V141L152 139L153 141H150V142H148V140H146ZM154 138V139H153ZM163 138H164V141H165V145L166 146H168L169 148H171V149H169L168 148V150H166L165 149V145H164V150L165 151H167L166 152V154L167 155H163L162 156V152H163ZM213 138V139H214ZM252 138L253 139H255V140H252ZM263 139H264V135H263V137H262ZM261 138V139H262ZM110 140H112L111 138H109ZM118 139V140H117ZM170 139H168L169 141H170ZM213 139H210V140H213ZM242 139V140H241ZM245 139V140H246ZM140 140V141H139ZM181 140V142H179ZM187 140H189V141H187ZM195 141V140H197V142L196 143H193V141ZM202 140V141H201ZM240 140V141H239ZM244 140V141H245ZM78 141V140H77ZM82 141H85L84 139H82ZM137 142L136 144H139V145H135V143L134 142ZM139 141V142H138ZM186 141H187V143H186ZM201 141V142H200ZM218 143H217V142ZM221 141V142H220ZM243 141V142H244ZM247 141V140H246ZM252 141H254V142H252ZM259 141H261L262 142V140H258V142ZM108 142H111V141H108ZM168 142V141H167ZM179 142V143H178ZM190 142H192V144H190L189 145V143ZM258 142H256V143H258ZM261 142H259V143H261ZM87 143V142H86ZM131 143H134V145L132 146V147H136V146H138L139 148L138 149H134L133 151L132 150H130V148L131 147H129L130 145H131ZM198 143H199V145H202V147L204 146V144H206L207 146H209V144H212L211 146H210V149H209V147H207L208 148V150L210 151L211 150V148L213 147V148H217V147H219L220 149H216L217 151H218V153H219V155H220V152H219V150H221V148H223L221 151V157L220 156H216V150L214 149L213 150V148H212V151H208L207 150V148L206 147H204L205 149H201V148H199V149H201V150H207V151H201V150H199L198 149V151H197V147H198ZM202 143V144H201ZM215 143H216V145H215ZM240 145H239V144ZM258 143V144H259ZM45 144H46V146H45ZM110 144V145H111ZM168 144V143H167ZM194 144V145H193ZM243 144H245V146L243 145ZM251 145L250 143H247V145ZM258 144H255L256 145V147L254 146V147H251V149H250V152H249V154L252 152V154L253 153H255V155L257 156V157H255V160H254V157H251V161H249L250 159H248L247 157L249 156V155H247L246 157H245V155L247 154V152H244V153H246L245 155L244 154H242V155H244V156H242V157H245L246 159H248V160H246V161H249V162H244L245 160V158H243V161H242V157H241V161L243 162H240V160L238 159V161H237V163L235 164V166L236 167H238L237 165L239 164H244L245 163V165H244V168L248 171V173H249V175H251V173H252V177H253V179L256 177V176H260L259 175V173H258V171L260 170L261 172H260V174L261 175H263L264 174V169L263 170H261L262 168H264V166L261 168V167H259L260 169H258V171H257V169H256V167L257 166H259L260 165V162L258 163L256 160H258V158L260 157L259 155H257V154H259L260 152H261V149H260V147L262 148L263 146L262 145H264L263 144V142H262V145L260 144V146L258 145ZM73 145H75V144H73ZM84 145L85 144H83V142H82V145L78 142V143H76V145H75V150L77 149V151L79 152V154H84V155H86L85 153H84V151H83V147H84ZM192 145H193V147H192ZM195 145H196V147H195ZM205 145V146H206ZM174 146V145H173ZM238 146H237V148H238ZM86 147H87V144H86ZM103 147H105V149L107 148L108 150H109V152L111 151V153L110 154H112V156H109L108 154H107V149L105 150V149H102ZM112 147V148H111ZM129 147V149H127ZM201 147V146H200ZM242 147H240V148H242ZM247 147V146H246ZM250 147V146H249ZM249 147H247V149H249ZM137 148V147H136ZM230 148V147H229ZM233 148V147H232ZM236 148V147H235ZM260 149V152L259 153H257L256 154V152H258L259 151V149ZM264 148V147H263ZM262 148V149H263ZM43 149V150H42ZM87 149H88V147H87ZM102 149V150H101ZM132 149V148H131ZM141 149V150H140ZM196 150V152L194 151V150ZM228 149V148H227ZM246 149V151H248ZM255 150V152H253L252 150ZM105 150V151H104ZM130 150V151H129ZM160 150L162 151L161 152V156L160 155H158V156H160V157H162L161 159L162 160H159V161H156V159L155 158H157V160H158V158H160V157H157V154L158 153H160ZM229 150V149H228ZM227 150V151H228ZM257 150V151H256ZM91 152V151H89L90 152V154L92 153V154H94L95 153V151L94 152ZM216 153H214V152ZM263 151H264V149H263ZM73 152H74V150H73ZM81 152V153H80ZM86 152V151H85ZM201 152V153H200ZM209 152V153H208ZM213 152V154H211ZM74 153H76V152H74ZM102 153V152H101ZM199 153V154H198ZM263 153L264 152H261V156L263 155ZM58 154H60V155H58ZM83 154H82V156L81 155H79V156H81V157H83ZM164 154V153H163ZM206 154H209V156H208V159H205V162H210V165L209 164H207L206 165V163H204V155L206 156ZM215 154V155H214ZM231 154V153H230ZM62 155V156H61ZM236 155V154H235ZM238 155V154H237ZM19 156V155H18ZM55 156L57 157V156H61V157H57L56 159H55ZM79 156H77L74 160H77V158L79 157ZM87 156V155H86ZM86 156H85V159H88V158H86ZM93 156V155H92ZM91 155H89V158H91L92 157ZM156 156V157H155ZM165 156V157H164ZM202 156L204 157L203 159H201L202 158ZM231 156H233L232 154H231ZM239 156H241V155H239ZM254 156V155H253ZM9 158L11 157V156H8ZM17 157V156H16ZM16 157H12L13 158V160L12 159H10L9 160V158L7 159L6 158V160H8V161H6V160H4L3 162H1L0 163V166H4V164L5 163H7V162H9V161H13V164H14V162L16 161ZM51 157H53V158H51ZM81 157H79V158H81ZM95 156H93L92 158H94ZM103 157V160H102V158H101V166L99 165L98 167V169H101V167H102V162L104 161L105 162V160H106V162H109V160L107 161V159H105ZM117 157V158H116ZM196 157L198 158V160H197V162H198V164H199V162H200V159H201V163L200 164H204L205 166H202L203 168H201L199 165H197V162L196 161H194V159L196 160ZM199 157H201V158H199ZM250 157V156H249ZM18 158V160L21 162V163H23L24 162V160H23V156L22 155H20L19 157H17ZM50 158V160L52 161V159H55V160H57L58 161V164H60L61 165V168H63V169H61L59 172H57V174L59 173V175H57V174H55V175H51V173L49 172V171H54V169H52V168H54L53 167V165H55V164H57V163H55V161H54V163H53V161H52V163H50V165H52V166H50V165H48V167H45V166H47V165H45V163L44 162H49L50 160H48ZM91 158V160H94V159H92ZM96 158V157H95ZM207 158V157H206ZM225 158V159H224ZM232 159H233V157H231ZM231 158L229 159V160H231ZM237 156H236V160H237ZM257 158V159H256ZM41 159L43 160V161H41ZM59 159V160H58ZM84 159V162L85 161H87V160H85ZM105 159V160H104ZM62 162H61V161ZM207 160V161H206ZM226 160V161H225ZM235 160V161H236ZM260 160V159H259ZM97 161H99V160H97ZM235 161H233L232 160V162H235ZM253 161H255V162H257L256 163V165H255V163L253 162ZM263 161H264V159H263ZM41 162H42V164H41ZM196 164H195V163ZM231 162V161H230ZM240 162V163H239ZM251 162V163H250ZM16 163V162H15ZM41 165H40V164ZM112 163H114V164H112ZM228 163V164H227ZM248 163H250L249 165H247ZM262 163H264V162H262ZM49 164V163H48ZM57 164V165H58ZM78 164H82V168H83V170L86 172V168H84V164L82 163V162H78ZM94 164L95 165H97V163H96V159H95V161H94ZM99 164V163H98ZM119 164V165H118ZM194 164V165H193ZM259 164V165H258ZM56 165V166H57ZM84 165V166H83ZM106 166V164L105 163H103V167H105ZM252 165H253V168H246V166H248V167H252ZM262 165V164H261ZM260 165V166H261ZM264 165V164H263ZM37 166H41L42 167V170H40L39 169V167H37ZM73 167L72 169H74V170H72V169H70L71 167ZM91 166H92V164H91ZM124 166V167H123ZM129 166V167H128ZM196 166V168H197V166H198V168L200 167V169H198L197 168V170L194 168V167ZM229 166V167H228ZM243 166V165H242ZM242 166H240L236 171H234V170H231V171H229L230 172V174L231 175H233V177H234V179H233V177L232 176H230L229 175V177H231V178H229V179H232V182L233 181H235L236 180V183L238 182L239 183V179L241 180V178H244V177H239V176H241L242 174L243 175H246L247 173V171L244 169V168H242ZM256 166V167H255ZM52 167V168H51ZM60 167V166H59ZM76 167H77V165H76ZM80 167V166H79ZM78 167V168H79ZM119 167V168H120ZM192 167H193V169H195V170H191L192 169ZM254 167H255V169H254ZM48 168V170L49 169H52V170H46ZM57 168V167H56ZM66 168V169H65ZM91 168V167H90ZM210 168H208V169H210ZM214 168V169H213ZM226 168L228 169L229 168V170H226ZM240 168H242L241 170H245L246 172H243V171H241L240 170ZM258 168V167H257ZM58 169V168H57ZM68 169L69 170H71L70 172H72L73 173V171H74V176H72V173H71V175H69L70 174V172H67L68 171ZM211 169H210V171H211ZM251 169V170H250ZM253 169L255 170V173L254 172H251V171H253ZM27 170V171H26ZM78 170V169H77ZM82 170V171H83ZM113 170H112V172H113ZM226 170V171H225ZM240 170V171H239ZM14 171L15 170H12V171H8V172H10V174L9 173H7V172H5L4 171V174H2L1 172V174H0V177H2V175H3V178H0V182H1V179L3 180V181H5L6 180V177H4L5 176V173H7L8 174V176L10 175H12L11 173L13 172L14 173ZM45 171V173L46 174H44L43 172ZM47 171V172H46ZM206 171H207V173H206ZM205 171V173H206V175H208V170H206ZM225 171V172H224ZM238 171H239V176L238 175H236L237 173H238ZM257 171V172H256ZM3 172V171H2ZM25 172V173H24ZM79 172V170L77 171V173ZM200 173V174H197V173ZM224 172V173H223ZM231 172H233V173H231ZM49 175H48V174ZM66 173V174H65ZM221 173V174H220ZM226 173V174H225ZM242 173V174H241ZM246 173V174H245ZM256 173H258V174H256ZM60 174H64V175H60ZM218 174H220V175H218ZM228 174V175H227ZM256 174V175H255ZM46 175H48L47 176V181L48 182H45L46 183V185H45V183H44V185L45 186H43L45 189H43L42 188V186H40L41 188H39V190L41 189L42 191H43V193L41 192V191H39V192H37L38 191V188L36 187V186H34L35 184L37 185V184H40V182H41V180H43L44 179V177H46ZM78 175H80V176H77ZM90 175V174H89ZM108 175H110V174H108ZM111 175H112V173H111ZM205 175V174H204ZM242 175V176H243ZM248 175V174H247ZM247 175H246V179L244 178L243 179V183L245 184L246 182V187H248V189L249 190H251V189H253L252 187L254 186V188H256L257 189V186H258V180H260V179H262L263 178V176H261V177H257V178H260V179H255V181L257 180V182H255L254 180H252L250 177L251 176H249V178L252 180V181H254L255 182V184L257 183V186L256 185H254V184H252V185H250V186H252V187H250L249 188V186H247V184L248 183H250V182H248V181H251L249 178H247ZM254 175V176H253ZM10 176L8 177L10 180L11 179H13V178H10ZM54 176V177H53ZM55 176H61L60 177V179H58V178H55ZM70 176H72V177H70ZM103 176V177H102ZM236 176H237V179H238V181H237V179H235L236 178ZM12 177V176H11ZM34 177H36V179L37 178H42L43 177V179H38V180H34V182L33 183H31V184H29V188H31V187H35V188H33L34 190H31V189H29V190H31V192L33 191V192H35L34 193V195L36 196V192H37V194L38 193H42L43 195V197L40 199L39 198V200H41L39 203V210H37L38 208L36 207V204L33 206V205H31L33 202V200L31 201V199H32V197H34V196H31V195H33V192H32V194H30L29 192L30 191H26V189H28L27 188V186H26V189H25V186H24V183H25V181L26 182H32L33 181V179H35ZM69 177V178H68ZM74 177V178H73ZM199 177H201V178H199ZM221 177V178H222ZM4 178H5V180H4ZM7 178V179H8ZM33 178V179H32ZM199 178V179H198ZM30 179L32 180V181H30ZM91 179V180H90ZM211 179V180H210ZM247 179H249L248 181H245V180H247ZM40 180V181H39ZM56 180H59V182L58 181H56ZM61 180V181H60ZM197 180V181H196ZM199 180V181H198ZM7 181V180H6ZM36 181H39V182H37V183H35ZM44 181H46V178H45V180ZM55 181V182H54ZM98 181H100V182H98ZM142 181H145L146 183L145 184H142L141 182ZM193 181H195V182H193ZM221 181H223V182H221ZM261 182L263 181V179L262 180H260ZM8 182V181H7ZM7 182L5 183H2V184H0L1 186H0V199H1V197H4L3 196V190H4V188H5V190H7V187L9 186V184H7ZM10 182V181H9ZM91 182H92V184H91ZM94 182H95V184H97V183H99L98 185H95L94 184ZM204 182H206V184L204 183ZM212 182V186H215L217 183L216 182H214L213 183ZM232 182H230V183H232ZM259 183V185L260 184H264V182L263 183ZM35 183V184H34ZM42 183V184H43ZM53 183H56V184H58V185H56V186H54L53 185ZM61 183V184H60ZM65 184V186H64V184ZM100 183H101V185H102V183H103V188H104V186L105 187H107L108 186V188L109 189H107V188H105L104 189V191H106L105 193H104V191H103V188L101 187V185H100ZM107 183V184H106ZM216 183V184H215ZM230 183H229V186H230ZM235 182H234V184L233 185H235V187H241V188H243L244 187V185H242V182H240L238 185L239 186H237V184H236ZM252 183V182H251ZM28 183H26V185H27ZM34 184V185H33ZM60 184V185H59ZM94 184V185H93ZM193 184V185H194ZM211 184V183H210ZM219 183H218V187H217V185L215 186V187H211L210 185H209V183L207 184L208 186H210V188H211V191H210V189H209V191H208V189H206L207 188V186H206V188H204L203 189V187H200V190H199V188H196V189H198V190H193L195 193V195L197 196L198 194V196L196 197V199H195V197H194V199L195 200H197L198 199V197L202 194H204L205 195V193L206 192H208L209 194H206L205 195V197H204V195H203V197L201 198V199H204V201H205V198H207L208 197V195H210V192H212L211 193V195H213L212 197H214L215 199H216V201L218 200V199H222V202H223V200H224V198H225V192L227 191L226 189L229 187L228 186V183L226 184V185H224L225 187H223V185H222V187L221 186H219L220 185ZM2 185H5V186H3L2 187ZM6 185H8V186H6ZM17 185V186H18ZM30 185H33V186H30ZM41 185V184H40ZM47 185H51L50 187L49 186H47ZM53 185V186H52ZM145 185V186H144ZM181 185H184V189H186V190H184L183 189V191H181L182 190V187L181 188H178V189H175L176 187H180ZM191 185V184H190ZM233 185H231L230 187H229V189H228V191H230L231 193H228V195L229 194H231V196L232 197H234V194L235 193H232V192H234V190H233V188L235 189V187H233ZM242 185V186H241ZM38 186V185H37ZM96 186V187H95ZM256 186V187H255ZM2 187V188H1ZM47 187H48V189H47ZM64 187V188H63ZM73 187V188H72ZM102 188V190H101V188ZM192 186H188V188H191ZM259 187V186H258ZM262 187V186H261ZM37 188V189H36ZM194 188V186L192 187V189ZM225 189V191H224V193H223V190L222 189ZM230 188H232V190L233 191H231V189ZM245 188V187H244ZM243 188V192H241V189L240 188H237L239 191H240V193L238 192V190L236 191V192H238V193H236V196L235 197H237V196H239V198L243 195V194H248V196L250 197H252V195H253V193L255 194L256 192H252L253 190H251L250 192H249V190H247V189H244ZM46 189H47V192H46ZM73 189V190H74ZM126 189H125V192H126ZM127 189V190H128ZM181 189V190H180ZM201 189H203V192L201 191ZM212 189H214V190H212ZM216 189V190H215ZM255 189V190H256ZM260 189H262V188H260ZM259 188L257 189L258 191L260 190ZM25 190V191H24ZM45 190V191H44ZM74 190V191H75ZM108 190V191H107ZM164 191L165 192V190H166V192H165V194L167 193V194H169V195H167L166 194V196H169V199H168V197H167V199L165 198L164 200H161V201H164V202H161L160 200H158V201H156L153 197V199L155 200H153L151 197H150V195H149V192L150 191ZM183 192V193H185V194H181V192ZM254 190V191H255ZM256 190V191H257ZM263 193H262V191L260 192V194L258 195V194H255V195H258V196H255V197H253V198H255L256 199V197H257V199L259 198L260 200L261 199H263V194H264V186H263ZM3 191V192H2ZM8 191V190H7ZM13 191L15 192V193H13ZM56 191V190H55ZM62 191H64V190H62ZM69 191V192H70ZM189 191V192H188ZM192 191V192H193ZM199 191H201V192H199ZM227 191V192H228ZM18 192V191H17ZM29 193V195L31 196V197H28L29 195H26V193ZM61 192V191H60ZM65 192V191H64ZM64 192H61V194L58 192V193H54L53 195L55 196V194H57L56 196H59V194H60V196H62L61 198H66L67 196H65V197H63V195H64ZM80 192V194L79 193H77V191H76V193L77 194H79V198H81L82 196H85V195H82V193H81V191H79ZM128 192V191H127ZM180 192V193H179ZM196 192H198V193H196ZM259 192H257V193H259ZM5 193V192H4ZM27 193V194H28ZM40 193V194H41ZM52 193H50L51 195H52ZM62 193H63V195H62ZM71 193V192H70ZM69 193V194H70ZM75 193V192H74ZM104 193V194H103ZM177 193H179L181 196H185V198H187L186 196H189L186 200H185V198L184 197H182L183 199L181 200V196L179 197L178 196V194ZM188 193V195H186ZM242 193V194H241ZM251 193V195H249ZM261 193H262V195H261ZM40 194H38L39 196H41ZM66 194H67V192H66ZM65 194V195H66ZM110 194V195H109ZM193 194V195H194ZM224 194V195H223ZM233 194V195H232ZM239 194V195H238ZM50 195V196H51ZM82 195V196H81ZM194 195V196H195ZM262 196V198H260L261 196ZM14 196V199H20V197L18 198L17 196V198L15 197V195H13ZM45 196H46V198H45ZM70 196V195H69ZM77 196V195H76ZM81 196V197H80ZM98 195H96V197L94 196L93 197V199H96L97 198V200L98 201H101V200H99V198L100 197H97ZM228 197V196H226V197H228V198H232V197ZM247 196V195H246ZM247 196V197H248ZM260 196V197H259ZM23 198H24V196H22ZM234 197V200H233V198L232 199H228L227 201L229 202V203H231L232 204V202L233 201H235V206H236V203L238 202V199H237V201H236V198ZM243 197V199H245L246 201H247V197L245 198L244 196H242ZM43 198H45L44 200L45 201H43ZM49 198V199H48ZM54 198V197H53ZM59 199H58V201L57 202H60L61 203V199H60V197H58ZM68 198V197H67ZM78 198V197H77ZM78 198V199H79ZM87 198H88V196H87ZM102 199H103V197H101ZM113 198V199H114ZM120 198H121V195H120ZM198 199L199 201L201 200V199ZM209 199L211 198L210 196L208 197ZM253 198H248V199H251V201H252V199ZM10 199H11V201H10ZM22 199V198H21ZM63 199V201H65ZM84 199V197H82V200ZM91 199V198H90ZM116 199V198H115ZM177 199L179 200V202H177V205H176V201H177ZM193 199V200H194ZM220 199V200H221ZM241 199V202H242V198H240ZM240 199H239V202L237 203V206H238V204L240 203ZM3 199H1V201H2ZM5 200V199H4ZM38 200V199H37ZM60 200V201H59ZM74 201H76V197H75V199H73ZM73 200L71 199L70 201H72L73 202ZM81 200V199H80ZM85 200H87L86 199V197H85ZM97 200H94V201H97ZM104 200V199H103ZM102 200V201H103ZM118 200H119V198H118ZM137 200V201H138ZM197 200V201H198ZM207 200V199H206ZM212 200H214V199H212ZM220 200H218V202L217 203H214L213 205H218V203H220ZM244 200V201H245ZM254 200V199H253ZM259 200V202H262V203H260V205L262 204V207H264V202L261 200L260 201ZM21 201V200H20ZM51 201H54V199L52 200L51 199ZM87 201H89V198H88V200ZM91 201V200H90ZM117 201V200H116ZM136 201V202H137ZM198 201V202H199ZM215 201V200H214ZM213 201V202H214ZM226 201V198H225V200H224V202ZM231 201V202H230ZM244 202L245 204L244 205H247L248 206V204H246V203H248L249 202V200H248V202ZM250 201V202H251ZM257 200H254V201H252V202H256ZM4 202V201H3ZM8 202H12L13 203V201H12V198H9V201ZM7 202V206H12V203H11V205L9 204ZM35 202V201H34ZM65 202H67V200L65 201ZM78 202V203H77ZM79 200L78 201H76L75 203H77V204H79ZM85 202V201H84ZM83 202V203H84ZM117 202H119V201H117ZM134 202V201H133ZM135 202V203H136ZM139 202V201H138ZM187 202H186V204L185 205H187ZM200 202H203V200H201ZM210 202V201H209ZM249 202V203H250ZM251 202V203H252ZM259 202H257L256 204L258 205V206H260L258 203ZM6 203V202H5ZM5 203H4V205H5ZM52 203V202H51ZM51 203L49 204V202L48 203H46L47 204V207H44V210H45V208H48L49 206H48V204L51 206V207H49V208H51V211H50V209H49V213H47V210L48 209H46L45 210V215H44V217L46 218L47 216V218L49 219V216L54 212V210L55 211H59V213H60V211L61 210H58L59 208H57V210H56V207H58L57 205V203L56 204H54V202H53V207L55 208H53L52 207V205H51ZM59 203V204H60ZM70 203V202H69ZM91 203L93 204V201H91ZM95 203V202H94ZM212 203V202H211ZM226 204H224L223 206H221L222 205V203H220L219 205H220V207H222V208H225V210L226 211H230V212H232L231 210L232 209H235V212H233V213H229V212H227L226 213V211L224 210L223 211V209H221V208H217L216 206H214L215 208H217V209H219V213L221 214V212L223 213V215L225 216V215H227V216H223L222 217V215H220V214H218V218L217 219H220L221 221H223V219L225 218V223L226 224H224V225H222L223 223L222 222H220V220H217L216 219V221H214L215 220V214H214V220H213V222L212 223H214V224H218V223H216V222H218L219 221V223H221V224H218V225H221L222 227H221V230L219 229L218 230V225H211V222H210V225H209V222H207V220L205 221V218L207 219V218H211L212 217V213H214V212H211L210 210H212L213 208H211V209H208L209 207H207L206 205H205V207H204V203H200V205L202 204L203 205V210L205 211V212H202V210H200L202 213H200L199 214V212L198 211H196V209H197V205H198V203L196 202V204H195V209H192V211L190 210L191 208H194V206L193 207H191V205L192 204H194V202L193 203H188V207H191V208H189V211L191 212V215L194 213V216H195V211L196 212H198V213H196L197 215L199 214L200 216H202V214L203 213H206L207 215L205 216L204 215V217L202 216V220L203 221H205V224H206V226H205V224L203 223V221L202 220H200L201 219V217L199 218V221H201L202 223H203V225H204V227L205 228H207V230H208V228L209 227H211L210 229L211 230H209L208 232L212 235H209L210 237H213V232H211L212 231V228H215V230H214V232L215 233H217V231H224L225 232V234H224V232H219V234H218V236L217 237H219V235H220V233H221V235H223V237L222 238H225V235L227 236L228 234H227V232H226V230H227V225H228V223H227V221H226V219L228 218V216H229V218H234V217H236V219H235V221L232 219V221H234L235 222V225H232V223H229V227H228V229L229 230H231V233L232 234H234V231H235V233H237L238 231H241V230H238L237 231V228L239 227V229L241 228L242 229V227L241 226H243V224H244V220H245V227H248V228H245L244 226V229H245V231H254V233H255V235H257V234H260V235H263V232H261V233H256L257 231L258 232H260L261 230L263 231L264 229H261L262 227L264 228V226H263V224H262V227H261V224H260V222H262L261 220L263 219L262 218V216L260 215V217L262 218V219H258L257 217H259V216H255L254 217V215H252L255 219H254V221H258V225L260 226V230H258V228L259 227H256L255 226V224H254V221H253V218L251 219V218H249V217H252V216H250L251 214H253V212L248 216V215H246V214H244V218L242 217V212L245 210V207L246 206H244V205H242L243 207H244V210H241L242 212H240V210L239 209H241L240 207H242L241 205L240 206H238V210H237V207H235V208H232V207H234V206H231V204L230 205H228L227 204V202H225ZM234 203V202H233ZM25 204V203H24ZM99 204H101V203H99ZM122 204V203H121ZM120 204V205H121ZM149 204H150V206H151V208H153V209H150V207H149ZM191 204V205H190ZM240 204H243V202L242 203H240ZM56 207H55V206ZM70 205H72L71 203H70ZM69 205V208L67 207V209L65 210L64 208H66V206H65V203H64V206L62 205V207H64L63 209H62V211H61V213H62V215L64 214L65 216H62L61 214H60V217H59V213H58V215H57V221L59 220V219H61V217L62 218H65L67 215V213L66 212H68L69 210H71L72 211V209H73V211H74V208H72L71 206ZM85 205H87L86 203H85ZM102 205V204H101ZM132 205V204H131ZM135 205H137V204H135ZM139 205H138V209H140L139 208ZM147 205H148V207H147ZM173 205V206H172ZM183 205L181 204V208H179V209H182V207H183ZM200 205H199V209H201V207H200ZM218 205V206H219ZM233 205V204H232ZM255 205V204H254ZM254 205H251L250 206V204H249V206L250 207H252V209L250 208V210L252 211L253 210V207H254ZM38 206V205H37ZM94 206V207H93ZM95 206H99V205H97V203H95V204H93L92 206H90V207H92L93 209H92V211L94 210V208H96ZM133 206H134V203H133ZM187 206H186V209H188L187 208ZM197 206V207H196ZM210 206V205H209ZM231 206V207H230ZM248 206V207H249ZM258 206L257 207H254V210H255V208H256V210L258 209ZM29 207H30V209H31V207H32V209H31V212H30V210H28L29 209ZM37 209H36V208ZM59 207H60V205H59ZM72 209H71V208ZM101 207L102 206H100V207H98V210H99V208L101 209ZM173 207H174V209H173ZM211 207V206H210ZM5 208H6V211H8L9 212V214H6L5 215V212L3 211V209L5 210ZM14 208L13 207H11L10 209H12V210H14ZM33 208L34 209H36L35 211L33 210ZM43 208V207H42ZM79 208V205H78V207H77V211H79L82 207L80 206V209H78ZM87 208V207H86ZM123 208V207H122ZM121 208V212H123V214L125 213L124 212V208L122 209ZM204 208H207V210H205ZM231 208V209H230ZM18 209V210H17ZM28 211H27V210ZM54 209V210H53ZM83 209H85L84 207H83ZM90 209V208H89ZM88 208H87V210H89ZM137 209V210H138ZM150 209V210H149ZM178 209V210H179ZM261 209V206L259 207V210ZM43 210V211H44ZM68 210V211H67ZM82 210V209H81ZM80 210V211H81ZM97 209H95V211H96ZM102 210H103V207H102ZM126 210V209H125ZM177 210V211H178ZM195 210V211H194ZM221 210V211H220ZM246 210H249V209H246ZM246 210H245V213H247L246 212ZM259 210H257L258 211V213H262V212H259ZM23 211H25V216H26V220L24 219V217H21L22 215H24V212ZM26 211H27V214H26ZM34 211V212H33ZM37 211H38V213L39 214H41L39 217H38V215L39 214H35L36 215V217H35V215H34V213H37ZM41 211H42V209H41ZM53 211V212H52ZM71 211H69V212H71ZM73 211H72V213H73ZM85 211H86V209H85ZM91 211V212H92ZM140 211V210H139ZM156 211L154 212L153 211V214L154 213H156ZM180 211V210H179ZM178 211V212H179ZM211 213H210V212ZM239 211L240 212V214H238L237 212ZM262 211H263V208H262ZM14 212V213H13ZM23 212V213H22ZM28 212H30L31 214H29ZM52 212V213H51ZM66 214H65V213ZM86 212H88V211H86ZM85 212V213H86ZM90 212V213H91ZM137 212V211H136ZM190 212H188V210H186V214L187 213H190ZM264 212V211H263ZM10 213H12V214H10ZM56 212H54L53 213V215L55 214ZM85 213H83L84 215H85ZM89 213V214H90ZM142 214H143V212H141ZM162 213H164V212H162ZM208 213H210L211 214V216H210V214H208ZM225 213V214H224ZM236 213L238 214V217L237 216H235L236 215ZM255 213H257V212H254V214ZM49 214V215H48ZM57 214V213H56ZM82 214V215H83ZM88 214V213H87ZM89 214H88V218H89ZM97 214V216L99 215V213L97 212L96 213ZM102 214H103V212H102ZM167 215V213H164L163 215ZM169 214V213H168ZM173 214L174 213H172L171 215H167V217H169V216H172L173 218L175 217V216H173ZM175 214H176V212H175ZM174 214V215H175ZM232 214V216H230V215ZM233 214H235V215H233ZM264 213H262V215H263ZM6 217H5V216ZM8 215V216H7ZM9 215L11 216H14V217H11V219H10V217H9ZM18 216V217H20V220H19V218H17L16 216ZM28 215H31V217L30 216H28ZM32 215H34L33 217H34V221H30V220H32L33 218H32ZM81 215V216H82ZM92 215V214H91ZM104 215V214H103ZM102 215V216H103ZM125 215V214H124ZM151 215V217H149ZM155 215H157V214H155ZM154 215V216H155ZM162 215V216H163ZM190 215V216H191ZM209 215V216H208ZM241 215V216H240ZM245 215H246V217H245ZM256 215H259V214H256ZM87 216V215H86ZM86 216H85V218H81V219H83L82 221H84V219H86ZM101 216V217H102ZM158 216H160L159 214H158ZM187 216H189L188 214H187ZM190 216H189V218H190ZM193 216V218L192 219H189L190 221L191 220H193V221H191L192 222V227H194L196 224H197V226H198V223H200L198 220V223L196 222L195 223V219H196V216L194 217ZM234 216V217H233ZM247 216H248V218H249V220H250V222L252 223V225L251 224H249L248 223V221H247ZM5 217V218H4ZM8 217H9V220H8ZM42 218L43 219V221L45 222V218ZM56 217V215L54 216V218ZM75 217L76 218H74V219H77V214L75 215ZM83 217V216H82ZM92 217V216H91ZM100 217V219H98V221H97V223H95V225L93 224H88V221L89 220H87L86 219V221H87V224H84L82 221H80V223L78 224V225H76V222L78 221V219L76 220V222H75V225H76V227L77 228H79V229H77V228H75V229H77L76 231H71V232H69V231H67V230H65V233L64 232H62L61 230H59V231H61L62 233H64V235L66 234V233H70V234H68V235H71V233L72 234H74L75 232H76V237H75V240H79L78 241V243H82V247H89L87 244L89 243H87V240L88 241H90V245H91V247L93 248L95 245H97L98 243H99V241H100V243H102V241H106V240H108V238H109V233H108V235H107V239L106 240H103L102 239V235H101V237H100V234L98 235V231L101 229V227H103V228H105L104 226L106 225L107 227H108V225L106 224L107 223V221L106 220H104V219H107V217H105V218H101ZM132 217V216H131ZM166 217V218H167ZM192 217V216H191ZM227 217V218H226ZM22 218V219H21ZM30 218V219H29ZM37 218H39L38 219V221H36V219ZM51 218V217H50ZM54 218H52V221H51V219H49L51 222L50 223H53L54 225L56 224V222L54 223V221H53V219ZM92 218H96V220H97V217H95V213H94V216L92 217ZM92 218H91V220H92ZM197 218V219H198ZM227 219V220H230V219ZM241 218H243V219H241ZM246 218V219H245ZM23 219H24V221H23ZM27 219H29V220H27ZM41 219V220H42ZM80 219V220H81ZM103 219V220H102ZM121 219L123 220L124 218L123 217H121ZM126 219H127V217H126ZM128 219H129V217H128ZM127 219V220H128ZM134 219H136V218H134ZM175 219V218H174ZM238 219V221L241 219V223H243L242 225H239V223L237 224V222L238 221H236ZM256 219H258V220H256ZM55 220H56V218H55ZM95 220V221H96ZM120 222H121V220L120 219H118ZM125 220V219H124ZM131 220V219H130ZM129 220V221H130ZM160 220V219H159ZM161 220H163V219H161ZM164 220H166V219H164ZM210 220H212V218L210 219ZM243 220V221H242ZM5 221V220H4ZM46 221H48V220H46ZM106 223H105V222ZM132 221V220H131ZM136 221L137 220H135V223H136ZM153 221V222H152ZM156 221H158V220H156ZM223 221V222H224ZM247 221V222H246ZM264 221V220H263ZM30 222H32V224L30 223ZM85 222V221H84ZM90 222V221H89ZM128 222V221H127ZM231 222V221H230ZM6 223V224H7ZM38 223H41V222H38ZM45 223H48V222H45ZM92 223V222H91ZM108 223H110V221L108 222ZM122 223V222H121ZM129 223V222H128ZM128 223H127V225H128ZM193 223H195L194 224V226H193ZM202 223H200V224H202ZM207 223H208V225H207ZM240 223V224H241ZM10 224H11V226H10ZM16 224V225H15ZM41 224H43V223H41ZM40 224V225H41ZM49 224V223H48ZM104 224V225H103ZM116 224H118L117 222L115 223V226H116ZM130 224V223H129ZM154 224L156 225L157 224V222L155 223L154 222ZM153 224V225H154ZM161 224V223H160ZM230 224L233 226H230ZM20 226H21V224H19ZM26 225V226H27ZM57 226H58V223L56 224ZM111 225V224H110ZM109 225V226H110ZM125 225H126V221H125ZM125 225L123 226V227H125ZM126 225V226H127ZM136 225V224H135ZM153 225H151V226H153ZM254 225V226H253ZM5 226V225H4ZM19 226V227H20ZM29 226V228L27 227V230H30L29 231V233L30 232H34V234L36 235L35 236V239H34V235H32V236H29V237H33L32 239H30V238H27V233H25V228H23V231H24V236H26V238H27V240H30V241H32V243L30 244L29 242H26L27 240H26V238L24 237V238H22V240L24 241V239H25V242H23L24 243V245L26 246V248H28V245L30 244L31 245V248L33 247V246H35V245H37V244H35L36 243V241H39V239L41 238V236L42 235H44V236H47V235H45V233L46 232H44L45 231V229H42L43 227H46V230L48 229V228H50L49 226H45L44 224H43V226H42V228H40L41 226H39L38 228H39V233H41V235H40V238L37 236L38 234V231H36L37 233H35V227H34V229H33V227L31 228ZM37 226H38V224H37ZM56 226V227H57ZM118 226V225H117ZM131 226V225H130ZM138 226V225H137ZM136 226V227H137ZM157 226V225H156ZM155 226V227H156ZM213 226V227H212ZM225 226H226V229H225ZM234 226H235V228L236 229H234ZM251 226V227H250ZM24 227V226H23ZM48 227V228H47ZM60 227V226H59ZM59 227H57V228H59ZM111 227V226H110ZM109 227V228H110ZM135 227V228H136ZM149 227H150V225H149ZM224 227V228H223ZM230 227H232V229H234V230H232ZM250 227V228H249ZM0 228H2V227H0ZM13 230H12V229ZM20 228H22V227H20ZM32 230H31V229ZM73 228V227H72ZM101 229V231H103V230H105V229ZM127 228V230H128V227H126ZM130 228V227H129ZM152 227H150V228H148L149 230H151L152 231V229H151ZM159 228V227H158ZM157 228V229H158ZM167 228L169 229V227L167 226ZM197 229V227H194V229ZM223 228V229H222ZM3 229V228H2ZM17 229V230H16ZM41 229V230H40ZM59 229H61V228H59ZM70 229V228H69ZM110 229H112V228H110ZM110 229H109V231H110ZM244 229H242V232L240 233L239 232V234L237 233V234H234V235H236V236H240L241 237V234L242 235H244L246 238H249V236L248 235H251V231L248 233V232H245L244 231V233H243V230ZM4 231L6 230V228L5 229H3ZM11 230V231H10ZM26 230V231H27ZM43 230V232H41ZM49 230H51V228L49 229ZM53 230V229H52ZM64 230V229H63ZM72 230H74V228L72 229ZM131 230L133 231V230H135L134 228L132 229L131 228ZM140 230V229H139ZM138 230V231H139ZM146 227L144 228V230H141L142 231V236L140 237L141 239H143L144 238V236H147V237H151V238H148V239H152V240H158V239H160L161 238V233H163V231H159V229H158V232L160 233V238H152V236H150V233L152 234V232H153V234L152 235H157V234H159L157 231H155L156 230V228H155V232L154 231H152V232H146ZM228 230V231H229ZM0 231H1V229H0ZM9 231V232H8ZM48 231V230H47ZM57 231V230H56ZM58 231V232H59ZM67 231V232H66ZM78 231V232H77ZM91 231H92V234L94 233V235L95 236H93L92 234H91ZM101 231H99V232H101ZM123 231H125V228L123 229ZM146 233H148L147 235L145 234V235H143L145 232ZM148 231V230H147ZM170 231H172V230H170ZM237 231V232H236ZM256 231V232H255ZM19 232V231H18ZM33 232L31 233V234H33ZM50 232V231H49ZM48 232V233H49ZM52 232H54L53 234H56V232H55V230H53ZM103 232H105V231H103ZM111 232V231H110ZM230 232V231H229ZM7 235H6V234ZM98 235H96V234ZM106 233V232H105ZM111 233H114V230H113V232H111ZM124 233V232H123ZM133 233V232H132ZM139 233H141V232H139ZM139 233H137V234H139ZM155 233V234H154ZM157 233V234H156ZM230 233V234H231ZM247 233V234H246ZM13 234H17L16 232L15 233H13ZM19 234V233H18ZM59 234V233H58ZM91 234V238L89 237V235ZM107 234V233H106ZM127 234H128V232H127ZM126 234V235H127ZM136 234V235H137ZM164 234V233H163ZM173 234V233H172ZM199 234L201 235V233H200V231H199ZM230 234L228 235V236H230ZM52 234H48V238H49V236L50 237H52L51 236ZM61 234H59L58 236H60ZM63 235V234H62ZM64 235H63V237H64ZM68 235H66V237L68 236ZM105 235V234H104ZM113 235V234H112ZM115 235V234H114ZM174 235V234H173ZM196 235L197 234H195V235H192L193 237L195 236V238H196ZM215 235H217V234H215ZM247 235V236H246ZM252 235H254L253 234V232H252ZM252 235L250 236V238H249V241H252V242H250V244L252 245L253 244V242L255 243V246L257 245V242L259 243L260 241H257V239H258V236L259 235H257V236H254V237H252ZM16 236H18V235H16ZM44 236H42V238H44ZM58 237L57 235H53V239H51V240H49L50 242L51 241H54V238H56V237ZM72 236H75V234L74 235H71V238H72ZM139 235H137L136 237H138ZM169 236H171V238H168V241H167V243L169 242H172V241H170V239H172V237H175V236H172L171 234H169ZM264 236V235H263ZM11 237H13V235L11 236ZM15 237V236H14ZM23 237V236H22ZM62 236H61V238H63ZM66 237H64V239L66 238ZM69 237V236H68ZM96 237L98 238V242H97V240H95L96 242H97V244H96V242L94 241V240H92V239H96ZM106 237V236H105ZM105 237H103V238H105ZM124 237H128L129 239H130V237H129V235L128 236H125V234H124ZM135 236H134V239L136 238ZM143 237V238H142ZM154 237V236H153ZM157 237V236H156ZM165 237L167 238V235H165ZM165 237H164V240H162V242L163 241H165V244L164 243H161V245L162 244H164L165 245V248H164V246H162L163 248H164V250H163V248L162 247H160V249H161V251L163 250V252H168V249L167 248H169V250H170V248H171V246L170 245H172V247L174 248V244H175V242L173 243V244H170V245H167L168 247H166V239H165ZM185 237V235H183V238ZM188 235L186 236V239L185 240H188V241H190V242H193L191 239L193 238V237H188ZM238 238V239H243V241H240V240H236V239H234L233 238V242H236V241H239V242H242L243 244H244V248H245V245L246 246H248V245H250L248 242V240H246V243H244L245 242V237H241V238ZM252 237V238H251ZM262 236H260V239H263V241H261V242H264V237L263 238H261ZM8 240H7V239ZM37 238H39L38 240H37ZM47 237H45L44 239H46ZM60 237H58V239H59ZM90 238V239H89ZM113 238V237H112ZM139 238V239H140ZM190 238V239H189ZM195 238H193V240L195 239ZM222 238H219L218 240H220V239H222ZM257 238V239H256ZM16 241H18V243L20 244V241H19V239H20V237H16ZM44 239H43V241H44ZM69 238H67V240H68ZM72 239H74V238H72ZM110 239V238H109ZM125 239V238H124ZM139 239H137V240H139ZM146 239V238H145ZM161 239H163V237L161 238ZM175 239V238H174ZM178 239H179V237H178ZM183 239V240H184ZM211 240H212V238H210ZM214 239H215V237H213V242H214ZM252 239V240H251ZM7 242H6V241ZM12 240V241H11ZM36 240V241H35ZM42 239H40V241L39 242H43V241H41ZM47 240V239H46ZM45 240V241H46ZM56 240V239H55ZM61 241L63 240V239H60ZM59 240V241H60ZM67 240L65 239V241H64V243L63 244H67ZM71 240V239H70ZM70 240H68V241H70ZM81 240V241H80ZM91 240H92V242L93 243H91ZM173 240V239H172ZM180 240V239H179ZM184 240V241H185ZM197 240V239H196ZM223 240V241H222ZM222 240H220V242L222 241V243H218V241L217 242H214V243H218V244H220V246H218L219 247V249L221 248L222 249V244H223V242H225V240L224 239H222ZM255 240V241H254ZM14 242V244L15 243H17V242ZM34 241V242H33ZM58 241V242H59ZM76 241V242H77ZM83 241V242H82ZM113 241V240H112ZM112 241H110V242H112ZM135 241V240H134ZM150 241V240H149ZM174 241V240H173ZM182 241V240H181ZM183 241V242H184ZM188 241H187V243H188ZM9 242V243H8ZM38 242V243H39ZM55 242V241H54ZM54 243V245H55V250H54V248L52 247V245H53V243L51 242V243H48V245H49V248H48V250H50V249H53V251L51 252V255L54 253L55 254V257H53V256H51L50 255V251H46V252H44V250H46L47 248H46V242H44V243H46L45 245H43L44 246V248H43V246L41 245V243H40V245H41V247L43 248V251H41V249L42 248H40L39 249V247H40V245L38 246L37 245V247H36V250H34L33 249V251L35 252H37L36 253V255H35V253H32L33 255H31L32 257H34V258H31L30 257V250L29 249H27V250H29V252L27 253H25V251H27L26 249H25V247H24V245H23V248L25 249H23L21 246H19L18 244V246H19V249H20V247H21V249H22V252L24 253V254H26V256L25 257H27V254L29 255L28 256V258L27 259H29V260H27V259H25V257H23L22 256V254L20 255V250H18L19 251V256L15 259V257L16 256H14V255H12V259L14 260V264H20V263H17V262H19L20 261V258L22 259V257L24 258L23 259V261H25V263L26 264H36L37 262L35 261V256H37V254H38V252L40 251V253L42 252H44L43 253V257L48 253L49 254V256H50V258H49V256H47L49 259H51V260H49L46 256V260H49L52 264H53V261H54V264H55V262L57 263L58 262V260L59 259H57L56 258V256L58 257V256H60L59 254H62L63 253V255L65 254L66 255V252H62L61 250V252L59 253V254H56L57 252H55L56 250H58V249H61V248H59V247H62L63 248V246L65 247V248H63L64 250L68 247H66V245H63L62 244V246L61 245H57L58 247H56V244H59V243ZM73 242H74V240H73ZM76 242H75V245H76V247H77V244H76ZM84 242H86V243H84ZM104 242L100 245V243L98 244V245H100V246H98V247H101L102 245L104 246ZM130 242H132V241H130ZM129 242V243H130ZM143 241H141V243H142ZM158 241H153L152 242V244L153 243H156L157 245V247H158V249H159V243L161 242V241H159L158 243H157ZM189 242V243H190ZM212 242V243H213ZM238 242V244L237 243H235V244H233L232 245V243L231 242H228V241H226L225 243H227L228 245L230 244V245H232L231 247H229V251L227 252V253H230V251H232L231 253H233V251H234V248H235V253L236 252H238V253H240L241 252V250H239L240 248L242 249V251L244 250V248H242V246H243V244L241 245L240 243ZM260 242V243H261ZM5 243H6V245H5ZM7 243H8V245H7ZM28 243V244H27ZM33 243H34V245H33ZM62 243V242H61ZM83 243H84V246H83ZM95 243V244H94ZM127 244H128V242H126ZM138 243V249H141V248H139V246L141 245L140 244V241H138L137 242ZM168 243V244H169ZM179 242H177V244H178ZM195 243H196V241H195ZM194 243V244H195ZM50 244H51V246H50ZM121 244V243H120ZM123 244V243H122ZM131 244V243H130ZM148 244V243H147ZM151 244V245H152ZM197 244V243H196ZM218 244H215L216 246L218 245ZM240 244V245H239ZM21 245V244H20ZM53 245V246H54ZM94 245V246H93ZM107 245V244H106ZM109 245V244H108ZM179 245H180V243H179ZM214 245V244H213ZM224 245H226V244H223V246ZM229 245V246H230ZM234 245H236V246H234ZM251 245H250V247L249 248H251V249H249V248H247V249H245V250H247L248 252H249V250H252V252L254 251L255 252V249L257 248V246L259 245H257L256 247H254V245H252L254 248H252L251 247ZM261 245H263V243H261ZM9 246H10V248H9ZM96 246V247H97ZM120 246V245H119ZM123 246H125L124 244H123ZM128 246V245H127ZM137 246V245H136ZM153 246H155V244L153 245ZM155 246V247H156ZM170 246V247H169ZM181 246V245H180ZM180 246H177V247H180ZM264 246V245H263ZM30 247V246H29ZM52 247V248H51ZM75 247V246H74ZM90 247V248H91ZM96 247H94L92 250L90 249V251L88 252V254L90 253H92V255L94 256L95 254H97L98 255V253H102V251H100L101 250V248H98V249H96ZM134 247V246H133ZM150 247V246H149ZM149 247H147V249L146 250H144L143 249V247H142V249H143V252L144 253H146V254H142L141 252H140V250H138L136 247V250L134 251L133 250V252L135 253L137 250L140 252L139 254L136 252V256H135V259L133 260V262H136L135 260H139V258L138 257H140V260H141V264H144L143 262H146L147 264H153V261H154V254H149L150 253V250H148L149 249ZM155 247H153V250H155V252L157 251V253L159 254V252H160V250H156L157 249V247L155 248ZM234 247V248H233ZM238 247H240L238 250H237V248ZM7 248H6V251H7ZM15 248H17V247H15ZM34 248V247H33ZM46 248V249H45ZM83 248V251H84V253H86L85 251V249H89V248H85L84 249ZM128 248V247H127ZM152 248V247H151ZM150 248V249H151ZM181 248V247H180ZM196 248V247H195ZM225 248H226V246H225ZM224 248V249H225ZM259 248V249H258ZM258 250L259 251H261L260 250V248L262 249V246H258ZM13 249V248H12ZM62 249V250H63ZM77 250H79V247L78 248H76ZM82 249V248H81ZM80 249V251L78 252H76V256H80V255H82V250ZM96 249V250H95ZM123 249V248H122ZM172 249V248H171ZM174 249H176V248H174ZM173 249V250H174ZM200 249V248H199ZM199 249H197L198 251H196V253L198 252V253H200V250ZM206 248H204V250H205ZM219 249H217V250H219ZM249 249V250H248ZM254 249V250H253ZM256 249V250H257ZM3 250L1 249L0 250V255H4L5 254V256L6 255H8V254H6L7 252L4 250V252H3ZM14 250V249H13ZM66 250H68V252H69V249H66ZM65 250V251H66ZM118 250V249H117ZM167 250V251H166ZM178 250V249H177ZM216 250V249H215ZM216 250V251H217ZM228 250V249H227ZM244 250V251H245ZM263 250H264V248H263ZM262 250V252H263V254H261V253H259V251H256V252H258L259 253V255H260V258H261V260L259 259V257L257 256V255H255V256H251V258H249V254L247 253V255H249L248 256V258H247V260H245L244 258H246L247 257V255L244 253V255H243V253L241 254H238V253H236V258H239L240 256H237V255H241L242 257H243V259L245 260V262L247 263V264H250L251 263V259H253L252 257H257L260 261V264H264V251ZM14 251H16L15 253V255H18L17 253V249H15ZM32 251V250H31ZM59 251V250H58ZM94 251L96 252L95 254H93L94 253ZM97 251H98V253H97ZM125 251H126V249H125ZM146 251V252H145ZM147 251H149V253L147 254ZM159 251V252H158ZM171 251V250H170ZM170 251H169V254H170ZM179 251H181V250H179ZM184 251V250H183ZM205 251H207L206 252V255L208 254V251H212V250H205ZM223 251V250H222ZM225 251H226V249H225ZM12 252V251H11ZM68 252H67V255H68ZM70 252L72 253V249L70 248ZM80 252H81V254H80ZM124 252V251H123ZM122 251H121V255H122V253H123ZM129 252H131L130 250H128V253ZM132 252V253H133ZM172 252V251H171ZM174 252H176L177 253V251L176 250H174ZM174 252H172L171 254L174 256ZM186 252V251H185ZM184 252V254L185 255H183V253L182 252H179V253H182V255H179V256H181V258H184V257H186L187 258V255H186V253ZM193 252V251H192ZM221 252V251H220ZM251 252V251H250ZM251 252V253H252ZM2 253V254H1ZM13 253V252H12ZM71 253H69V255L71 254ZM78 253H79V255H78ZM100 253V254H101ZM112 253V252H111ZM116 253V252H115ZM119 253V252H118ZM134 253H133V255H134ZM151 253H154L153 251L151 252ZM162 253V252H161ZM178 253V254H179ZM198 253L197 254H195V252L194 253H192L193 254V256L194 257H190L189 256V258L191 259V258H193L192 259V262H194V258L195 259H197V255H198ZM202 253V252H201ZM212 253H214L213 251H212ZM226 253V252H225ZM235 253H234V255H235ZM250 253V254H251ZM75 254V253H74ZM88 254L86 253V254H83V256L81 257V258H83V261H84V259H86L85 260V262H83L82 261V259L80 260V258L79 257H77L78 259L76 260V259H74V260H76V261H78V263L77 264H79V261H82L83 262V264L84 263H86V261H89L88 259H90V258H88ZM130 254V253H129ZM129 254L127 255H125V257L127 256H129ZM163 255L165 254V253H162ZM169 254L167 253V255L169 256ZM171 254H170V258L172 257L171 256ZM188 254V253H187ZM221 254V253H220ZM254 254V253H253ZM256 254V253H255ZM62 255V256H63ZM66 255V256H67ZM69 255L67 256V257H69ZM72 255V254H71ZM70 255V256H71ZM87 255V256H86ZM114 255V253L111 255L112 257H115L116 256V258L115 259H117V256L119 255H115V256H113ZM123 255H124V253H123ZM122 255V256H123ZM160 255V254H159ZM159 255H158V257H159ZM162 255V256H163ZM167 255H166V257H167ZM189 255H191L190 253H189ZM209 256H208V259L210 260V264H213V263H215V264H217L218 262V264H221L222 263V261H221V259H223L222 257H221V255H220V258L218 257V258H216V256L217 255H215V253H214V259L212 260V257L210 256V254H208ZM229 255V254H228ZM234 255H232V257H231V259L232 260H234V258H235V256ZM5 256H3V259H2V257H0V260H6V259H8V258H10L11 256L10 255H8L7 257H5ZM39 256H41V254L39 255ZM39 256H37V261L39 260L38 258H39ZM75 255L73 256V257H76ZM92 256V257H93ZM99 256V255H98ZM111 256H109V258L111 257ZM155 256H156V258H158L157 257V255L155 254ZM182 256H184V257H182ZM192 256V255H191ZM202 256H204V257H206L204 254H202ZM201 256V257H202ZM245 256V257H244ZM4 257H5V259H4ZM20 257V258H19ZM43 257H42V259H43ZM72 257V258H73ZM90 257V256H89ZM95 257V256H94ZM97 257V256H96ZM108 257V256H107ZM107 257H104L103 259L105 260V258L107 259ZM119 258H120V256H118ZM125 257H123V258H125ZM131 257H132V255H131ZM130 257V258H131ZM234 257V258H233ZM241 257V258H242ZM56 258V259H55ZM60 258H61V256H60ZM71 258V257H70ZM71 258V259H72ZM108 258V259H109ZM138 258V259H137ZM170 258H169V260H170ZM175 258H176V256H175ZM185 258V259H186ZM224 258H227V257H224ZM239 259L240 261H243L244 262V260H242V259ZM18 259H19V261H18ZM32 259H34V261L32 262ZM45 259H43V260H45ZM92 260H94V258H91ZM90 259V260H91ZM112 259L113 258H110V260H109V263L112 261ZM114 259V260H115ZM133 259V258H132ZM162 259V258H161ZM165 259V258H164ZM164 259H162V260H164ZM173 259V258H172ZM177 259H178V261H179V258H178V256H177ZM185 259H183V260H185ZM190 259H188L186 262L188 263V261L189 262H191V260ZM215 259H219V261L216 263V261H215ZM228 259H230V258H228ZM227 259V260H228ZM256 258H254V260H255ZM257 259V260H258ZM12 260V261H13ZM15 260H17V261H15ZM41 260V259H40ZM39 260V261H40ZM95 260H97V258H95ZM94 260V261H95ZM98 260H99V258H98ZM100 260H102V258L100 259ZM120 260H121V262H123L122 261V258H120ZM128 261H129V259H127ZM126 260V261H127ZM139 260V261H140ZM160 260V259H159ZM231 260V261H232ZM237 259H235L234 261H236ZM11 261V262H12ZM27 261V262H26ZM29 261H31V263H28ZM38 261V262H39ZM49 261L47 262V264H51V263H49ZM61 261V260H60ZM73 261V260H72ZM71 260H70V262H72ZM103 261V260H102ZM107 260H105L104 262H102V263H104V264H107V262H106ZM132 261V260H131ZM138 261V262H139ZM180 261H182V259L180 260ZM213 261H215V262H213ZM224 261V260H223ZM230 261V260H229ZM228 261V262H229ZM238 261V260H237ZM240 261H238V262H240ZM256 261V260H255ZM2 262V261H1ZM20 262H22V260L20 261ZM35 262V263H34ZM41 262V261H40ZM45 262V261H44ZM82 262H80V263H82ZM92 261H89V263H91ZM97 262V263H96ZM95 262V264H102L100 261H96ZM106 262V263H105ZM113 262V261H112ZM111 262V263H112ZM115 262V261H114ZM118 262V261H117ZM120 262V263H121ZM133 262H132V264H133ZM138 262H136L137 264H139ZM154 262H156V259H155V261ZM158 262H160V261H158ZM172 262L174 263L175 262V260H172ZM177 262V261H176ZM183 263H184V261H182ZM182 262H180L179 264H182ZM185 262V263H186ZM196 262V261H195ZM199 262L200 261H198V264H199ZM209 262V261H208ZM207 262V263H208ZM213 262V263H212ZM233 262V261H232ZM243 262H241L242 264H246V263H243ZM250 262V263H249ZM257 262V261H256ZM3 264H4V262H2ZM7 263L9 264V260H7ZM23 263V262H22ZM21 263V264H22ZM59 263V262H58ZM61 263V262H60ZM59 263V264H60ZM74 262H72V264H73ZM89 263H86V264H89ZM108 263V264H109ZM160 263H162V261L160 262ZM186 263V264H187ZM201 263V262H200ZM203 264H205L204 262H202ZM201 263V264H202ZM252 263H254L255 264V262H252ZM251 263V264H252ZM11 264H13V262L11 263ZM24 264V263H23ZM38 264V263H37ZM41 264V263H40ZM45 264V263H44ZM68 264V263H67ZM71 264V263H70ZM75 264H76V262H75ZM94 264V263H93ZM112 264H114V263H112ZM115 264H116V262H115ZM118 264V263H117ZM127 264H130V263H127ZM135 264V263H134ZM164 264V263H163ZM171 264V263H170ZM177 264V263H176ZM188 264H190V263H188ZM195 264H197V262L195 263ZM222 264H227V262H226V260L222 263ZM229 264V263H228ZM238 264V263H237Z\"/></svg>",
	"mask_w": 264,
	"mask_h": 264
},
{
	"label": "rangeland",
	"instance_id": "rangeland-1",
	"mask_svg": "<svg viewBox=\"0 0 264 264\" xmlns=\"http://www.w3.org/2000/svg\"><path fill=\"white\" fill-rule=\"evenodd\" d=\"M1 1L4 3V2H6V1H8V0H0V2H1ZM17 1L19 2L20 0H17ZM24 1H25V0H22V1H20L19 3L16 4V3H15V2H16L15 0H10L11 3L13 2V3H15L17 6H19V7H18L19 12H21V10H22L20 16H22V14H23L24 11H26V14H27V12L29 11V10H27V9H29V8L31 9V7H32L33 5L35 6L37 2H39V3L41 2V0H40V1H39V0H37V1H36V0H26V1H25L26 3H25ZM28 1L31 3V4H29V5H31L30 7H27V5H28L27 2H28ZM34 1H35L36 3H35ZM46 1L48 2L47 4H49L50 2H53V3H51V4H54V3H55L54 7H55V6H57L58 8L61 7V9L64 8V6H65V4L62 6V5H61V2H62V1H60V3H59V0H58V2L55 1V0H52V1H51V0H45V1H42V2H46ZM54 1H55V2H54ZM72 1H74V0H72ZM75 1H76V0H75ZM75 1H74V2H75ZM79 1H81V0H77L78 3H77V2H75V3L79 5ZM82 1H83V0H82ZM84 1H85V0H84ZM84 1H83V2H84ZM86 1H87V0H86ZM86 1H85V2H86ZM91 1H93V3H91ZM95 1L97 2V1H99V0H95ZM103 1H104V0H103ZM123 1H125V0H123ZM153 1L156 2V3L152 2V3H153V5H152V4H148V3H150V0H149V2H148L147 4L150 5V6L147 5L148 8H149V7H152L151 9H153V7H154L155 4H157V5L159 4V2H158L157 0H153ZM168 1H169V2L171 1L170 4H171L172 2H175V5H176L179 1H182V0H178V1H177V0H174V1H173V0H168ZM185 1H187V0H185ZM204 1H205V0H204ZM212 1L216 2L215 0H212ZM217 1H218V0H217ZM221 1H222V0H221ZM233 1H234V0H233ZM237 1H239V0H236V2H237ZM251 1H253L254 3L252 4ZM255 1H256V3H255ZM260 1H261V2H260ZM8 2H9V1H8ZM83 2H82V4H80V5H82V7H81L80 5H79V6H80L81 9L83 8L84 11H85L86 8L89 9V10L86 9L85 12H81V9L79 8V6L77 7V5L73 4V6L75 5V6L78 8V9H77V8H75V9H77L78 11H79V9H80L81 15H82V16L84 15L83 17L88 16L87 13H89L88 11H90V10L92 9L91 5L93 6L94 3H95L96 6H93V7H94V11L91 10V13H90V14L92 15V14L95 13L96 15H95V14L92 15V17H93V16H94L95 18L98 17V16H97V13H99V11H95L96 9H98V10H102L103 13H104V10L106 9V7H105V8H103V7H102V8H97V7H99L100 2H99L98 4H96V2H94V0H90V2L87 1V3H88V2L90 3V7H91V9H90L89 6H87L86 8H84V4H83ZM118 2H119V1H118ZM207 2H209V1H205V2H204V3H205V4H204L205 6L207 5ZM234 2H235V1H234ZM240 2H241V1H240ZM245 2H246V1H244V0L242 1V3H245ZM247 2H248V4H247ZM247 2H246V5L249 6L248 8H249L250 10H251L250 6H251V7H252V6L254 7L258 2H260V3L258 4V6L261 5L260 7H262L263 15H262V18L259 16L258 19H261V20H262L261 25H260V23H259L260 27H262V25H263V27H264V7H263V6H264V1H263V0H259V1L257 2V0H249V1L247 0ZM250 2H251V4L249 5ZM262 2H263V3H262ZM11 3H10V5H9V9L7 8L8 6L6 7V8L8 9V11H7L6 8H5L6 11L3 10L4 8H1V10H0L1 12H3V11L5 12V13H3V14H4L3 18H4V19H5V16H6V17H11L10 19H8V20L5 21V22H7V21L10 22V26L7 24L8 22H7V23H4L3 19L0 17V20L2 19V22L0 21V22H1V25H2V24H3V25L6 24V25L9 26V27H7V26L5 25L6 28H4L5 26L3 27V26L0 25V72H2V73H1V74H2V77H1V75H0V78H2V81H1V82H2V83L4 82L3 84H2V83L0 84V95H1V97L3 98V100H1L2 98L0 97V100L6 102V100H4V99H7V100H8V101H7L8 104H11V105H9V106H7L8 104H3V102H2V104H0V105H2V109H3V105H4V106H5V105L7 106V107H4V108H6L5 110L3 109V110H4V113H3V110L0 109V110H2V114H1V116H0V134H1V136H2V137L0 138V163L3 162L4 160H6V158L8 159V158H9L8 156H11V157L9 158V160H10V159L13 160L14 157H16V156L19 157L20 155L23 156V160H24V162L21 163V162L18 160V158L16 157V161H15L16 163L14 162V164H13V161H14V160H13V161L11 160V161L5 163L4 166H0V172H1L2 174H4V171L10 174V172H8V171L15 170L14 173H13V172L11 173V174H12V175H11L12 177L9 175L10 178H13V179L10 180V179L8 178L9 176H8L7 173H5V176H4V177L7 176V177H6V180H7L8 182L5 180V178H4L5 181H3V180L1 179L0 184H2V183H4V182H5V183L7 182V184H9V183H10V184H9V186L6 185V186H8V187H7V190H8V191L5 190L6 187H5L4 190H3L5 193L2 191L4 197H1V199H3V200L1 201V199H0V203L2 202V204H3V205H2L3 208H4V206L8 207L9 209H7V210H10V212H11V211H14V212H15L16 209H15L14 207H16V206L19 205L20 207H17V208H18V209L20 208L19 211H20V213H21L22 209H25V208L28 207V206H27V205H28L27 203H28L30 200H29V198H28V199H26V201H28L27 203H26V202H23V201L25 200V197H27V196H25L24 193L21 194V197H20V196H17V194L19 193V186H20V185H18V184H19L21 181H23V179H22L21 181H20V180H16L17 176L14 177V175H17V174L19 173L20 170H21V171H22V170H25L24 168H26V166H27L28 164H30V163L36 161V159H37L38 156H39V158H40V154H39V153H40V151H41V148H38V149L33 150V148H32V145H33V144L31 143V141L33 140V138L35 139L34 136H35V133L37 132V130H35V132H34V131L30 130V127H31V125L37 126V125H35V124L38 123V122H37L38 118L42 116V114L39 115L40 112H38V107H39V106H42V105H43V101H44V100H43L44 97H42V96H43L42 94H43L44 91H43V92L41 91V90H42V87H45V86H46L47 88L49 87V89H50V91H51L52 94H53V92H54L55 90H56V91H57V90L59 91L60 89L63 88V90H62V91L60 90V91H61L62 93H64V92H65L64 87L68 86L66 83H68V80H69V79L67 80V78H68L67 76H68V75H67L66 66H68V68H69V67H70L69 62L72 63V62L74 61V59H73V58L69 59V62H68V59H66L65 62L68 63L67 65H66V64L64 65V64H62V63H61V65H59L60 60L57 59V62H59V63H58L59 67H57V66H56L57 64L55 65V63H57V62H55L53 58H52V61H50L51 58H49V60H45L44 57L42 56L43 53H41V51H44V53H45L46 49L49 48L50 45L47 44L48 47L45 46V47H44L45 50H44V48L42 47V45H41V47H40L39 43L36 42L38 45H36V43H35V40H36V41L39 40L38 38H39L43 33H40V32H42V31H39V28H37L38 26H37V25H36L37 27L34 26L33 23H32V21H30V20H33V21H34V24H36V23H35L36 17L39 18V16H41L40 20H39L38 18H37V19H38L39 22H42L41 19L43 20V19H45V18H44V17L42 18V15L37 16V13H38V12H41V13H39V14H42V13H43V14L45 15L46 12L49 11V8H48L47 10L44 9V11H42V10L39 11L38 8H37V10H36V8H35V7H37V6H40L39 4H37L35 7H33L34 9L32 8L33 11L30 12L29 17L26 18V16H28V14H27V15H26L25 13L23 14L24 16L26 15L25 18L23 17L25 20H27V19L30 18L29 21L32 23L31 27H34V28H33V29H34V32H36V31H35V28H36V29L39 31V32H38V31H37V32H38L39 34H41L40 36H39V34H38V38H37V37H36L37 35L34 34V32H32L33 34L31 33L30 30H31L32 28L29 27L30 29L28 28L29 30H28V29H26V30H27L28 32L30 31V33H31V34L33 35V37H34V39H33L31 35L28 36V34H30V33H28V32L24 29L25 27H27V25H26L25 23H27L28 20H27L26 22L24 21L25 26L23 27V26H22L23 23H21V24L19 23L20 21L22 22V20H23L22 17H21L22 20H20V19H21L20 17H19L20 19H16V18L14 19V13H13V11H15L17 7H15L16 5L13 6L14 4L12 5ZM33 3H34V4H33ZM57 3H59L60 6H59V4H57ZM87 3H86V4H87ZM101 3H102V1H101ZM209 3L213 4L212 2H209ZM209 3H208V4H209ZM238 3H239V2H238ZM40 4H41V3H40ZM51 4H50V5H51ZM120 4H121V1H120L119 5H120ZM193 4H194V3H190V6H192ZM211 4H209V5H211ZM215 4H216V3H215ZM215 4H213V5H215ZM23 5H24V7H22ZM25 5H26V9H25ZM68 5H69V2L67 3V6H66L67 8H64L65 11H67V12H68V9H71V7H70V6H71V3H70L69 6H68ZM100 5H101V4H100ZM151 5H152V6H151ZM172 5H173V4H171V6H169V11H170V9L172 8ZM179 5H180V7L182 6L181 3H180V4H178V7H177V5H176V7H177L176 9H173V10H171V11H172L173 13H174V11H175V12H178L179 15H180V11H181L183 8H184V9L182 10V12H183L184 10H185L186 12H188V10L190 9V8L187 9L188 7H186V6L183 5V6L181 7L182 9L179 10ZM187 5H189V4L187 3ZM195 5H197L196 7H198V4H195ZM195 5H193L194 8L191 7V9H190V11H189V12L192 11V15H191V13L188 12V13L190 14V19L187 18V19H188V22H185V20H184L186 17L183 18V17H184V14H185V13H184L185 11L183 12V16H181L183 19L178 15V13L172 14V13H170L171 11L168 12V13H170V14L172 15V16L170 15V17H169L170 19H171V17H172L171 21L173 20V21H174L173 23H176V24H172V26L174 25L176 28H178V27L181 26V25H180V26H177V23H179V24H184V25L181 26V27H185V28H186V29L184 28L185 31H186L185 33H184V32L180 33L181 30H179V28H178V30H175V29H174V30L177 31V32H176L175 34H173V33H174V32H173L174 30H172V33H171V35H170L171 38H170V36H169V38L171 39V44H175L179 39L181 40V41H178L179 43H181V42H183V41L185 42V40H184L185 38H187V41H190V39H191V42H192V39H193V42H195V41L197 40V39L194 40L195 37L193 36V37H194V38H193L192 35H189V36L192 37V38L186 37V36H187V32H188V33H189V32L192 33V32L194 31L193 29H195L194 27H195V24H196V23L194 24V21H195V20H193V19H194L193 14H194V12L197 11V10H196L197 8L195 7ZM202 5H203V4H202ZM204 5L201 7V10H202L203 7H205ZM216 5H217V7H216V6H214V7H215V10H218L217 12L214 11V8L211 6V7L213 8V9H212L213 13L216 12L215 14H217V13L220 11L219 8L223 7V6L221 5V3L218 4V2H217ZM10 6H13V7H10ZM73 6H72L71 11L69 10L70 12H72V10L74 9ZM85 6H86V5H85ZM200 6H201V5H199V8H200ZM218 6H221V7H218ZM235 6H236V4L234 5V7H235ZM239 6H240V5H239ZM239 6H238V7H239ZM258 6H257V7H258ZM14 7H15V9H14ZM52 7H53V6L51 5L50 8H52ZM54 7H53V8H54ZM69 7H70V8H69ZM95 7H96V8H95ZM100 7H101V6H100ZM119 7L122 8L123 6H122V7L119 6ZM170 7H171V8H170ZM173 7H174V6H173ZM209 7H210V6H209ZM236 7H237V6H236ZM238 7H237V9H239L238 12H241V13L244 12L243 9H244V10L246 9V6H244V4H243V6H241L242 8H241V7L238 8ZM260 7H259L258 9H256V11H257V10H260ZM20 8H21V10H20ZM53 8H52V11H53ZM109 8H110V6H109ZM124 8H125V7H124ZM156 8H159V5H158V6L155 5V7H154V10H155V11H154V10H151V11H153L152 13H156V14H157L156 11L159 10L158 13L161 11V10H160L161 8H159V9H157V10H156ZM195 8H196V9H195ZM216 8H218V9H216ZM240 8H241V10H240ZM255 8H256V6H255ZM12 9H13V10H12ZM23 9H24V10H23ZM32 9H31V10H32ZM39 9H41V8H39ZM107 9H108V8H107ZM107 9H106V11H107ZM122 9H123V8H122ZM166 9H167V8H166ZM177 9H178V11H176ZM186 9H187V10H186ZM194 9H195V11H193ZM204 9H205V8H203V10H202V13H203L204 15H206V13H204V12H208L207 15L209 14V12H212V11H208V10H211V9L208 8V6L206 7L207 11H206V9H205V11H204ZM222 9H223V8H222ZM222 9H221V11H222ZM231 9H232L231 12H232L233 14H235L234 16L236 17L237 14H236L235 12H236L237 10H236L235 8H231ZM231 9H230V10H231ZM31 10H30V11H31ZM34 10H36V11H34ZM50 10H51V9H50ZM77 10H76V12H75V11L72 12L73 14H74V12H75V14H74V15H75V16H74L75 21H74V19H72L73 22H72V21H70V22H72L73 25H75L74 22H80L81 24L79 23V24H80L79 28H80V27L82 26V24H83V26H85V29L87 28V31H86L85 29H84L85 31H84V30L82 31L81 29H80L79 31H82V33H83V32L86 33V32H88V31L90 30L89 26L86 27V25L89 24V23H92L94 17L92 18V21L90 20V21H91V22H90L88 18H91V16L89 15L90 17L88 16V17L86 18L89 22H88L87 20H86L87 23H85V22H81L80 20H78V18H79L80 16L78 17ZM83 10H82V11H83ZM110 10H111V9H110ZM110 10H108L107 12L110 13L112 10L115 11V9H112L111 11H110ZM124 10H125V9H124ZM230 10L227 11V13L230 12ZM233 10H234L235 12H233ZM253 10H254V9L251 10V11H252L251 13L248 12V14H249L250 16H251V15L254 16L252 13H253V12H256V11H255V10L253 11ZM11 11H12V13H11ZM16 11H17V10H16ZM52 11H51V12L49 11V12L52 13ZM109 11H110V12H109ZM118 11H119V12H118ZM247 11H249V10L247 9ZM247 11H246V12H247ZM1 12H0V16L3 15V14H1ZM49 12H47V13H48V15H46L47 18H48L49 14H50ZM67 12H65V13H67ZM86 12H87V13H86ZM92 12H93V13H92ZM117 12H118L117 14H119V16H121V17H118V15H116V13H115V16H117L118 18H115V17H114L115 19L110 18V19L114 20V23H115L116 19H120V18H121V20L123 19V18H122L123 16H122V14H121L120 9L117 10ZM197 12L199 13L200 10H198ZM6 13H7V14H6ZM17 13H18V11H17ZM28 13H29V12H28ZM32 13H36V14H32ZM82 13H84V14H82ZM100 13H101V11H100ZM105 13H106V12H105ZM112 13H113V12H111V15H110V16L113 15ZM200 13H201V12H200ZM200 13H199V14H200ZM222 13H223V12H222ZM222 13L220 12V13H218V14L221 16ZM224 13H225V12H224ZM224 13H223V16H224ZM232 13H231V15H232ZM244 13H245V12H244ZM256 13H261V12H256ZM256 13H254V14H256ZM15 14H16V13H15ZM18 14H19V13H18ZM31 14H32V15H35V18L32 19ZM76 14H77V15H76ZM79 14H80V13H79ZM101 14H102V13H101ZM101 14H100V16L98 17V18H99L98 20H102L101 17L104 18L105 15L107 16V14H105V15H104V14L101 15ZM120 14H121V15H120ZM211 14H212V13H210L209 15H211ZM246 14H247V13H246ZM98 15H99V14H98ZM181 15H182V13H181ZM185 15H186V14H185ZM204 15H203V16H204ZM213 15H214V14H213ZM213 15H211V16H213ZM227 15H228V14H227ZM231 15H230V13H229L228 16H230L232 22H233L234 19L237 20V18H235L233 15H232V16L234 17V19H232V16H231ZM64 16H65V15H64ZM82 16H81V17H82ZM110 16H109V14H108V17H110ZM168 16H169V15H168ZM192 16H193V17H192ZM200 16H202V14H200ZM203 16H202V17H203ZM211 16H208V17L205 16V19H204V17H203L204 20H206V19L209 18L208 20L210 21V23H209V21H206L207 23L205 24V21L203 20V21H204V24H203V25L201 24V27H200V28H201V30L204 29V31H202V32H204V33H208L209 31H206V30H208V29H206V28L213 27V25H215V23L217 22V21H215V19H216L217 17H216V18L214 17L215 19H210ZM214 16H216V15H214ZM220 16H218V18H220ZM225 16H226V15H225ZM225 16H224V19H225ZM245 16H246V15H245ZM247 16H248V15H247ZM252 16H251V17H252ZM33 17H34V16H33ZM83 17H82V18H83ZM112 17H113V16H112ZM188 17H189V16H188ZM202 17H201V18H202ZM248 17H249V16H248ZM248 17H247V19H248ZM82 18H79V19H82ZM230 18H229V20H230ZM249 18H250V17H249ZM252 18H253V17H252ZM256 18H257V16H256ZM6 19H7V18H6ZM170 19H169V20H170ZM187 19H186V20H187ZM226 19H227V21L229 22V20H228L227 17H226ZM226 19H225V20H226ZM244 19H246V18H244ZM77 20H78V21H77ZM105 20L107 21V20H109V19H108V18H107V19L105 18ZM112 20L109 21V22H111V24H113V21H112ZM181 20H183L184 22L181 21ZM189 20H190V21L193 20V21H191V22L193 23L192 25H193L194 27H193L192 25L189 24V23H191V22H189ZM220 20L223 21V17H222V19L220 18L219 21H218L219 23H222V21H220ZM225 20H224V23H225ZM236 20H234V21H236ZM240 20H241V19H239V21H240ZM254 20H256V19H254ZM102 21H103V22H102ZM102 21H101V22H102L103 24H105V25L109 23V22L107 23V22L104 21V20H102ZM211 21H212V23L215 21V22L213 23V25L211 24ZM227 21H226V23H227ZM237 21H238V20H237ZM36 22H37V20H36ZM104 22H105V23H104ZM169 22H170V21H169ZM218 22H217V23H218ZM232 22H231V24H233L232 26H233V27L235 26L234 28H236L237 23L235 22L236 25H234L235 23H232ZM242 22H243V20L240 22L242 25L246 24V20H245V23H242ZM248 22L250 23L249 20H248ZM251 22H252V21H251ZM28 23H29V22H28ZM28 23H27V24H28ZM72 23H71V24H72ZM208 23L211 24L212 26H211V25H209L210 27L207 26ZM217 23H216V24H217ZM224 23H223V25H224ZM229 23H230V22H229ZM240 23H238L239 25H237V26L239 27V29H240V26H242ZM255 23H257V22L255 21L254 24H255ZM14 24H18L17 26H19L20 28H19V27L15 28L16 25H14ZM24 24H23V25H24ZM66 24H67V23H66ZM71 24H69L68 26L70 27ZM109 24H110V23H109ZM111 24H110V25H111ZM116 24H117V23H115V25H116ZM141 24H142V23H140V25H141ZM148 24H149V23H148ZM179 24H178V25H179ZM251 24H252V26L254 25L253 22H252ZM257 24H258V23H257ZM257 24H256V26H257ZM12 25H14V27H11ZM20 25H21V26H20ZM29 25H30V24H29ZM29 25H28V26H29ZM170 25H171V24H170ZM170 25H169V26H170ZM196 25H198V23H197ZM199 25H200V24H199ZM204 25L206 26V28H205ZM219 25H220V24H219ZM219 25L217 24V26H218L217 30H219V28L221 27V26H219ZM221 25H222V24H221ZM226 25H228V24H226ZM71 26H72V25H71ZM76 26H78V24H76ZM106 26H107V25H106ZM113 26H114V25H113ZM113 26L111 25L112 28H114ZM117 26L119 27V25H117ZM117 26H116V27H117ZM126 26H127V25H126ZM128 26H129V24H128ZM137 26H139V25H137ZM146 26H147V24H145V28H146ZM172 26H170L169 28H171ZM202 26H204V28H202ZM215 26H216V25H215ZM215 26L213 27V29L215 28ZM118 27H117V29H118ZM181 27H180V29H183V28H181ZM196 27H198V26H196ZM222 27H223L222 30H223L224 28H228V27H225V25L222 26ZM233 27H232V29H230L231 27H230V24H229V28H228V29L233 30V29H234ZM250 27H251V26H250ZM258 27H259V26H258ZM260 27L257 28L256 30L260 29ZM263 27H262V28H263ZM14 28H15L17 31L14 30ZM18 28H19V29L23 28V29L21 30V31H23L22 33L25 32V34L27 33V35H25V34L23 35V34L19 33V36L15 35V37L17 36L16 39H15V37H13L14 34H18V32H20V30L18 31ZM79 28H78V29H79ZM81 28H83V27H81ZM121 28H122V27H121ZM187 28H191L192 31L189 30V29H187ZM198 28H199V27H198ZM198 28H196V29L198 30ZM253 28H254V27H253ZM255 28H256V27H255ZM255 28H254V30H255ZM262 28H261V32H262L263 29H264V28H263V29H262ZM1 29H2V30H1ZM33 29H32V31H33ZM88 29H89V30H88ZM119 29H120V28H119ZM142 29H143V28H141L140 30H142ZM184 29H183V31H184ZM205 29H206V30H205ZM211 29H212V28H211ZM211 29H209V30H211ZM213 29L211 30V31H213V32H210L211 34H212V33L214 34V31L216 30V29H215V30H213ZM237 29H238V28H237ZM237 29H236V30H237ZM248 29H249V28H248ZM248 29H246V30H248ZM12 30H14V31H12ZM40 30H41V29H40ZM112 30H115V29H112ZM121 30H122V31H121ZM124 30H125V28L120 29V30H118V31L116 30L115 33H116V35H117V33H118L119 31H121V33H122ZM138 30H139V29H138ZM146 30H147V29H146ZM222 30H220V31L218 32V33L220 34V36L222 35L221 33H224V32H225L227 37H228V35H229V36L234 35L235 38L237 37L236 34H238V33H241V32H242V33L244 34V32H245V33L248 32V31L246 32L245 30H244V31H241V30L238 31V30H237V31H238V33H237L236 30H235V31H234L235 34H234V33L232 34V33H231L232 31H231V32H230L231 35H230V34L227 35V32H226L227 30L225 29L226 31L224 30L223 32H222ZM250 30H252V27H251ZM90 31H91V30H90ZM126 31L128 32L127 29H126ZM126 31H125V32H126ZM259 31H260V30H259ZM37 32H36V33H37ZM113 32H114V31H113ZM125 32H124V33H125ZM127 32H126V33H127ZM131 32H132V30H131ZM131 32H130V33H131ZM134 32H135V31H134ZM144 32H145V31H144ZM178 32L180 33V35H179ZM220 32H221V33H220ZM13 33H14V34H13ZM80 33H81V32H80ZM84 33H83V34H84ZM110 33H111V36H112V31H111ZM110 33H106V38H105V36H103V35L105 34V32H104V34H103V32H102V34H101V33H100V34H101L103 40H104V39H107V41L110 42V40H108V39H109V35H110ZM115 33H113V34H115ZM119 33H120V32H119ZM121 33L119 34L120 36L124 34V33H122V34H121ZM126 33H125V34H126ZM132 33H133V32H132ZM190 33H189V34H190ZM215 33L217 34L216 31H215ZM228 33H229V31H228ZM242 33H241V35H243ZM10 34H11V35H10ZM177 34H178V35H177ZM184 34H186V36H184ZM211 34H210V35H211ZM213 34H212V35H213ZM216 34H215V35H216ZM8 35H10V36H8ZM12 35H13V36H12ZM21 35H22V36H21ZM44 35H45V34H44ZM81 35H82V34H81ZM176 35H177V38L175 37ZM181 35H183V36L185 37V38H183V41H182V37H181ZM205 35H206V34H204V35H202V36L205 37ZM208 35H209V34H207V36H208ZM223 35H224V34H223ZM238 35H240V34H238ZM241 35H240L239 37H241ZM248 35H249V34H248ZM248 35H245V36L249 37L251 34H250L249 36H248ZM262 35H264V32H263ZM11 36H12V37H11ZM20 36H21V39H22L23 36H25V37H23V38H26V37H27V38H28V37H31V38H32V40H31V38H30V42L32 41V43L34 42L35 44H31V43L29 42V38H28V39L26 38V40H28V43H27V44H28L29 46H32V45H33V47H30L29 49H34V50H36V52L34 53V55H35V60H37V59H38L37 57H38V56L40 57V55L43 57V58H40V59H42V60L44 61V63H41V65H40V64H39V65H40L41 67L44 66V68L46 69V71L43 70L44 68L42 69L41 67H39L40 69H42V70H40L39 68L37 69L38 66H37V67H34V68H36V71H37V70H38V71H43V72L45 71V72H44L45 75L42 74V72H41V75H40V76H42V75L45 76L44 78H41L42 80L40 79V76H39V75H36L37 72H34L35 69H34V71L30 70V69L33 68L32 66L34 65V64H33L34 62H31V61H32V58H33L32 55H30V54L28 55L27 53H29V51H31V50L28 49L29 51H27V48H28V47H23L24 45H23V46H20V45H22V44H18V42H19V40H20V39H19ZM216 36H218L217 39H216L215 36H210V37H215V39L212 38L213 41L210 40L211 44H212V43H218V42H214L215 40H218V39H219V35L217 34ZM226 36H225V37H226ZM251 36H253V35H251ZM251 36H250V37H251ZM258 36H261V35H258ZM35 37H36L37 39H36ZM41 37H45V36L42 35ZM178 37H181V38L178 39ZM203 37H202V38H203ZM210 37H209V38H210ZM223 37H224V36H222V38H223ZM225 37H224V38H225ZM247 37H245V38L247 39ZM253 37H254V36H253ZM253 37H252V38H253ZM9 38H10V40H11V38H12V42H13V41H14V42L12 43V42L9 40ZM17 38H18V39H17ZM110 38H111V37H110ZM188 38H189V40H188ZM202 38H200V39H202ZM205 38H206V37H205ZM205 38H203L202 40H204ZM224 38H223V39H224ZM230 38H232V37H230ZM230 38H225V39H224L225 42L228 43V41L230 40ZM235 38L233 37L232 39L234 40ZM241 38H242V37H241ZM252 38H248V39L250 40V39H252ZM256 38L259 39L260 37H254L253 39H255V40H254L255 42H256V40H257ZM112 39H113V38H112ZM176 39H178V40H176ZM210 39H211V38H210ZM226 39H229V40H226ZM238 39H239V41L242 40V39H240V38H238ZM243 39H244V36H243ZM248 39H247V41H248ZM253 39L250 41V42H251L250 45H251V44H255L254 41H253ZM16 40H18V41L16 42ZM22 40H23V39H22ZM22 40H20V41H22ZM24 40H25V39H24ZM26 40H25V41H26ZM103 40H102V41H103ZM202 40H200V41L202 42ZM208 40H209V39H208ZM208 40L206 39V43H208V42H207ZM244 40H245V39H244ZM260 40H262V39L260 38ZM25 41H23V42H25ZM187 41H186V44L188 45L189 42L187 43ZM204 41H205V40H204ZM236 41H237V38H236L235 42H236ZM239 41H238V42H239ZM247 41H246V42H247ZM252 41H253V42H252ZM257 41H258V40H257ZM263 41H264V40H262V41H258V42H263ZM39 42H40V41H39ZM87 42H88V44H89V41H87ZM178 42H177V44H179ZM193 42H192V43H193ZM201 42H200V43H201ZM210 42H209V43H210ZM219 42H220V40H219ZM223 42H224V41H223ZM225 42H224V43H225ZM229 42H230V41H229ZM238 42H237V43H234V42L232 41V43H234V45H235V44L238 45V44L240 43V42H239V43H238ZM241 42H242V41H241ZM243 42H245V41H243ZM243 42H242V43H243ZM246 42H245V43H246ZM19 43H21V42H19ZM209 43H208V44H209ZM247 43H248V42H247ZM247 43H246V44H247ZM263 43H264V42H263ZM263 43H259V44L256 43L255 45H257V47H258V46H261V44H263ZM15 44H16V45H15ZM23 44H24V43H23ZM25 44H26V43H25ZM88 44H86V45H88ZM90 44H91V42H90ZM90 44H89L88 46H90ZM186 44L183 45L184 48H185ZM190 44H191V43H190ZM193 44H195V43H193ZM211 44H210V45H211ZM222 44H223V43H222V41H221V42L219 43L220 47L222 46ZM230 44H231V43H230ZM230 44H227V47H228ZM248 44H249V43H248ZM248 44L246 45L247 47L250 46V45H248ZM35 45H36V46H35ZM219 45H218V46L211 45V46H210V49H211L212 46H215L214 48H215V50H216V47H219ZM234 45L231 44L230 46L232 47V46H234ZM236 45H235V46H236ZM244 45H245V44H244ZM25 46H27V45H25ZM34 46L36 47V49H35ZM91 46H94L95 48H97L96 45L91 44ZM190 46H192V45H189L188 47H190ZM230 46H229V47H230ZM235 46L233 47V49H235ZM239 46L241 47V46H243V45L240 44ZM239 46L236 47V49H238ZM246 46H244V47L247 49ZM37 47H38V48L40 47L39 49H43V50L39 51V49H37ZM220 47H219V48H220ZM224 47H226L225 44H224ZM224 47H222V49H223ZM227 47H226V49H227ZM244 47H241V48L244 49ZM24 48H25V49H24ZM214 48H212V49H214ZM219 48H218L216 51L214 50L215 52H214L213 50H210L212 54H213V52H214L213 56L216 55V52L219 51ZM251 48H252V47H250V49H251ZM261 48H264L263 45L261 46ZM188 49H189V48H188ZM229 49H230V51L232 52L233 49H231V48H229ZM229 49H228V50H229ZM253 49H255V51L248 52V50H249V47H248V50H243V51H239V52H238L237 50H234V51H233L234 53H232V54H231L230 52H229V53H230L231 57L233 56V54H234V55L236 54L235 51L238 52L239 55H240V52H241V53H242V52L244 53V51H247L248 54H249V53H254V52H255L254 54H256V55H258L257 53H261V52H262L261 54H263V51H264V50L262 51V50H260V48H258V49L260 50V52H259V50H258V52H256V51H257V50H256L257 48L254 47V48H252L251 50H253ZM24 50H25V51H24ZM228 50H227L226 52H223V54L225 53V55H226L227 52H228ZM238 50H239V49H238ZM26 51H27V52H26ZM38 51H39V52H38ZM222 51H225V50H222ZM24 52H25V53H24ZM247 52L245 53V55H247ZM209 53H210V52H209ZM229 53H228L227 55H229ZM243 53H242V54H243ZM26 54H27V55H26ZM37 54H39V55H37ZM220 54L222 55V52H221ZM220 54H219V52H218V55H220ZM242 54H241L240 56H242ZM36 55H37V57H36ZM221 55H220V56H221ZM227 55H226V56H227ZM230 55H229V56H230ZM237 55H238V54H237ZM237 55H235V56H237ZM249 55H250V54H249ZM249 55H247V58H246V57L244 56V54H243V56L245 57V59H248V61H247L246 63H248V65H249V64H250V61H252V63L255 65V63H256L255 61H257L258 58L256 57L257 59H255V61H254L253 59H250V58H251V55H250V56H249ZM256 55H255V56H256ZM24 56H25V57H24ZM26 56H28V57H26ZM29 56H31V59H30V60H29ZM44 56H45V54H44ZM211 56H212V55H211ZM213 56H212V57H213ZM222 56H224V55H222ZM261 56L264 57V54L261 55ZM261 56L258 55L259 59H260ZM67 57H68V56H67ZM69 57H71V56H69ZM208 57H209V54H208ZM227 57H228V56H227ZM263 57H262V58H263ZM36 58H37V59H36ZM61 58H62V57H61ZM63 58H64V57H63ZM63 58H62L61 60H63ZM218 58H220V59L222 60L221 57H218ZM218 58H217V55H216V60H215L216 63L218 62V60H217ZM252 58H253V57H252ZM262 58L260 59V61L262 60ZM40 59H39V61L41 62ZM46 59H47V58H46ZM72 59H73V61H70V60H72ZM220 59H219V60H220ZM259 59H258V60H259ZM35 60L33 59V61H35ZM79 60H80V59H79ZM93 60H94V59H92V60H90V61L93 62ZM221 60L219 61L220 63L218 62L219 64H221ZM249 60H250V61H249ZM39 61H37V62H39ZM94 61H95V60H94ZM37 62L35 61V64H36ZM54 62H55V63H54ZM61 62H63V61H61ZM75 62H76V61H75ZM31 63H32L33 65H32ZM63 63H64V62H63ZM203 63H204V61H203ZM208 63H210V62H208ZM208 63H207V64L204 63V64L208 65ZM213 63H214V58H213L212 64L210 63V64H211L210 66H211V67H215V66H216L215 68H217L219 64L217 63V64H218V65H217L216 63H214V64H213ZM252 63H251V64H252ZM257 63H258V64H257ZM257 63H256L257 65L255 66L256 68L254 67L255 70H258V69L261 70V68L264 66V65H263V64H264V59L262 60V62H260V63H261L260 66H259V61H257ZM30 64H31V65H30ZM53 64H54V66H53ZM37 65H38V63H37ZM63 65L65 66V68H64ZM73 65H74V64H73ZM212 65H213V66H212ZM261 65H263V66H261ZM60 66H62V68H60ZM246 66H247V64H246ZM246 66H245V67H246ZM257 66H259L260 68H257ZM28 67H30V68H28ZM53 67H54L55 69H54ZM81 67H83V66H81ZM229 67H230V66H229ZM238 67H239V66H238ZM245 67H244V68H245ZM248 67H249V69H250L251 65L248 66ZM248 67H247V72L249 73V71H250V73H251V70H252V69L254 70V68H252L253 65H252V67H251V68H252L251 70H249ZM68 68H67V69H68ZM215 68H212L213 72H216V71L218 72L219 69L214 70ZM218 68H219V67H218ZM234 68H235V67H234ZM241 68H243V67L241 66ZM244 68H243V69H244ZM220 69H221V70H220L219 72H221L222 69L225 70L226 68H221V67H220ZM231 69L233 70V71H232V70H231V71L234 72V69H233V68H231ZM238 69H240V68H238ZM262 69H263V68H262ZM97 70H98V69L96 68V71H93V68H92V71H93V73H94L95 75H99V72H98ZM227 70L230 71L229 68H227L225 71H227ZM245 70H246V69H244V71H245ZM248 70H249V71H248ZM253 70H252V71H253ZM255 70H254V71H255ZM260 70H258V72L261 73V72L263 71V72L261 73L262 75H260L259 73L256 74L257 71H256V72L253 71L254 74L256 75V78L260 76V77L258 78V80H257V79L255 78V76H254V80H257V82H253V81H252V83H251V82H250V84L248 83L247 86L245 85L246 87L243 86V87H244L243 89H241V87H240V89L242 90L241 92H242V93L245 92V94L248 95V97H246V96L244 97L242 93H241L242 97H241L240 95H237V94H240V92H239L240 90H239V91H238L239 93L236 94L237 97H236V95H235V97L238 99L237 102L235 101L236 103H234V101H232V102H233V103H232L231 100L229 99L230 102H231V104H232V105H231L232 107H230V104H229V105L224 104V102H223V104H222L221 96H219V95H221V94H218V92H219L220 90L224 89V87H225L224 85L226 84V83H224L225 81L222 82V84H224V85H222L221 83H216L218 80H214L213 82H211L212 79H211V80L209 79V80H210V81L208 82L209 84H207V82H204V83H205V84H204V85H205V86H204L205 90L203 89V90H204V92H203L204 94L202 93V91H200L198 94H196V95H194V96H191V97L194 99V101H192V100L190 101L191 103H190V106H188L189 108H187V109L185 108L186 111H187V110H188V111H191L190 114H192V113L195 112V113H196V115L194 116L195 120H196V117L199 115V116H198L199 119H200L199 122L201 121V118H202V125L204 124V126H205V124H206L207 122H208V123H211V125L213 124V126L215 125V126H216V130H215V131H216L217 135L220 133V135H219L218 138H220V136L223 135V134H222V131L225 130V129L229 131V132L226 131V133H224L225 136H227L228 133L231 134V133L234 131V129H232V128H231L232 126L230 125V124H232V122H231L232 118H228V119H227V118H226L227 116L225 115V113L227 114V112H226L227 108H228V113H229L228 115H232V116L235 118V114H236V119H237L238 117L240 118V117L243 115V116H242L243 120L246 121V118H247V122L251 121V122H249L248 125H249L250 127H252L253 124L250 125V123H252V121H254V120H251V119H253L252 117H253L254 115H253V116L250 115V114H252V112H251L250 108L248 109L247 107H248V106L250 107V105H248L250 102H251L250 104L254 105L252 110L256 109V107H257L255 104H253V101H250V100H252V97L254 96L253 94H254L255 91L257 90V89L255 90V86H253V85H256V83H257V84H258V83L260 84V81L262 82V81L264 80L263 78H262V80H260L261 77H264V69H263L261 72H260ZM14 71H16V72H14ZM17 71H18V72H17ZM210 71H211V70H210ZM210 71H209V72H210ZM225 71H222V72H225ZM235 71H236V68H235ZM244 71H243V72H244ZM11 72L13 73V74H12L13 76H11V78H10L9 76L11 75ZM97 72H98V74H96ZM159 72H160L161 74H164V73H165V69H164V70L161 69ZM211 72H212V71H211ZM247 72H245V74H246ZM9 74H10V75H9ZM38 74H40V73H38ZM94 74H92V76H93ZM254 74H253V75H254ZM95 75H94V76H95ZM258 75H259V76H258ZM43 76H42V77H43ZM245 76H246V75H245ZM50 77H52V78H50ZM251 77H252V76H248V77H246V78H249V79H250ZM12 78H14V79L12 80ZM191 78L195 79L194 82L201 80V78H200L196 73H193V74L191 75ZM209 78H215V77H209ZM252 78H253V77H252ZM3 80H4V81H3ZM64 80H67V82L65 83L66 86L63 85L64 82H65ZM113 80H114V79H113ZM206 80H207V79H206ZM243 80H244V79H243ZM243 80H242V81H243ZM250 80H252V79H250ZM63 81H64V82H63ZM111 81H112V79L110 80V82H111ZM116 81H117V78H116ZM116 81H114V82L116 83ZM215 81H216V82H215ZM244 81H246V80H244ZM247 81H249V80H247ZM258 81H259V82H258ZM37 82H39V84L41 83V85H39ZM114 82L112 81L111 83H112V84H115ZM214 82H215V83H214ZM263 82H264V81H263ZM5 83H6V84L8 83V85L5 86V85H4ZM36 83H37V84H36ZM52 83H53V84H52ZM62 83H63V84H62ZM238 83H239V82H237L236 84H237L238 87H239V84H238ZM241 83H242V82H240V84H241ZM253 83H254V84H253ZM173 84H174V83H173ZM173 84L169 82V86H170V85H173ZM234 84H235V83H234ZM234 84H232V86H234L233 88H235V86H236V85H234ZM246 84H247V83H246ZM259 84H258V85H259ZM1 85H2V86H1ZM36 85H39L40 87L42 86L41 88L39 87L40 90L36 87ZM62 85H63V87H62ZM115 85H116V84H115ZM164 85H165V84H164L163 82L160 83V84H158V85L156 86V90H157L158 88H159V90H161L163 87L168 86V83H166L165 86H164ZM207 85H208V86H207ZM227 85H228V84H227ZM227 85H226V86H227ZM241 85H242V84H241ZM241 85H240V86H241ZM249 85L252 86L254 90H250L249 88L252 89V87H249V88H248ZM262 85H263V83H262ZM262 85H261V86H262ZM206 86L209 88L208 90H210V91L207 92V89H206L207 87H206ZM230 86H231V85H229L228 87H230ZM261 86H260V88H261ZM256 87H258V86H256ZM263 87H264V86H263ZM263 87H262V88H263ZM67 88H68V87H67ZM115 88H116V87H115ZM169 88H170V87H169ZM225 88H226V87H225ZM43 89L46 90V88H43ZM51 89H52V90H51ZM53 89H55V90L53 91ZM92 89H93V92H96V93H95V96H96L97 98H99V95L97 94V92H98L100 89L97 88V87L92 88ZM95 89H98V91L95 90ZM117 89H118V88H117ZM117 89H116V90H117ZM163 89H164V88H163ZM163 89H162V90H163ZM235 89H236V88H235ZM247 89H249L250 91H254V93L252 92L253 94H247L248 91H249V90L247 91ZM258 89H259V87H258ZM263 89H264V88H263ZM263 89H262V90H263ZM73 90H74V89H73ZM50 91H48V92H50ZM52 91H53V92H52ZM205 91H206V92H205ZM222 91H223V90H222ZM243 91H244V92H243ZM246 91H247V92H246ZM250 91H249V92H250ZM45 92H47V91H45ZM67 92L69 93L70 90H66V93H67ZM78 92H79V91H78ZM99 92H100V91H99ZM220 92H221V91H220ZM260 92H261V91H260ZM3 93H5V94H3ZM51 93H50V94H51ZM59 93H60V92H59ZM66 93H65V94H66ZM250 93H251V92H250ZM80 94H81V91H80ZM245 94H244V95H245ZM256 94H257V92H256ZM263 94H264V92H263ZM263 94L261 93L262 96H260V100H261V101L264 100V99H261V97L264 98ZM3 95H5L6 98H5V96H3ZM44 95H45V94H44ZM101 95H103V93H102ZM67 96L69 97L70 95L68 94ZM82 96H84V95L81 94L79 97H82ZM238 96H239V97H238ZM256 96L258 97V95H256ZM40 97H41V98H40ZM59 97H60V96H59ZM59 97H58V98H59ZM249 97H250L251 99H249ZM42 98H43V99H42ZM58 98H57V99H58ZM61 98H63V97H61ZM61 98H59L60 101H61ZM182 98H183V97H182ZM247 98H248V99H247ZM57 99H56V103H58V102H57ZM59 99H58V101H59ZM232 99H233V98H232ZM237 99H235V100H237ZM245 99L249 100L250 102H248L247 100H246L247 102H245ZM254 99H255V98H253V100H254ZM256 99L258 100L259 97L256 98ZM62 100H63V99H62ZM257 100H255V101H257ZM63 101H64V100H63ZM258 101H259V100H258ZM258 101L256 102V104H259V102H261V101H259V102H258ZM179 102L184 103V102H182V101H179ZM179 102H178V103H179ZM230 102H229V103H230ZM54 103H55V101H54ZM131 103H132V104L135 103V104L138 105V103H136L135 101H134V102H130L129 104L132 105ZM145 103H146V102H145ZM154 103H155V102H151V103L149 104V102H147V104H146L147 106H144V107H142V108H140L142 104H139L140 106H138V107H137V105L135 106V104H134V106H133V107L131 106V107L134 108V109L139 108V111H140V109L145 110V109L147 108L146 111H148V109H151V113L154 112V113H152V114H154L155 117H156L155 120L160 119L161 117H165V118L167 119V121H165L166 119L164 120V118H162L161 120H162V121L164 120L165 122H168V118H169V116H163V115H166V112H165V114H163L164 111L162 110V109L164 108V106L162 107V105H160V104H159V106L156 105V104H155V105H152V104H154ZM158 103H159V102H158ZM158 103H157V104H158ZM178 103H174V104H176V106H173V105H172V106L175 107V108H172V107L167 108V109H166L167 112H168L171 108H172V109H171L172 111L175 110L176 108H178V106H177ZM181 103H180V105H181ZM225 103H227V102H225ZM244 103H248V104H247L248 106H247V105H246V106L244 105L246 108H245L244 106H243L244 108L242 107V105H243ZM261 103H262V104H260V105H262L261 107H263V106H264V105H263L264 102H261ZM129 104H127V106H126V105H125V106H122V108H123V107H124V108L126 107L125 109H127V107L130 106ZM233 104H234V106H233ZM178 105H179V104H178ZM183 105H184V104H182V106H183ZM225 105L228 106L226 109H225V107H226ZM235 105H236V107L238 106V107H237V113L235 112V110H236ZM182 106H181L180 108H182ZM255 106H256V107H255ZM65 107H66V106H65L64 104H62V102H61V103H58L56 106L53 105V109H54L55 111H58V112H60L61 110L67 108V107H66V108H65ZM131 107H129V108H131ZM251 107H252V106H251ZM261 107H260V108H261ZM0 108H1V106H0ZM50 108H51V107H50ZM118 108H119V107H118ZM118 108L116 107V109L118 110V112H120V111H119L120 109H118ZM120 108H121V107H120ZM143 108H145V109H143ZM180 108H179V109H180ZM260 108H258V109H260ZM67 109H68V108H67ZM91 109H92V108H91ZM99 109H102V108H100V107L98 108V107H97V109H96V114L93 113V111L95 112V109H94L93 111H92V110H89V112H90L91 114H88V115H90L91 117H92L93 114H94V115H99V114H97V110L99 111ZM111 109H112V108H111ZM116 109H115V110H116ZM125 109H123V112H124ZM134 109H133V110H134ZM154 109H155V110H154ZM168 109H169V110H168ZM179 109H178V110H179ZM245 109H246V110H245ZM247 109H248V112H249L250 114L248 113V116L246 117V113H245V112H247ZM258 109L254 110L255 113H254V112H253V113L256 114V111H257ZM128 110L130 111V109H128ZM128 110H126V111H128ZM153 110H154V111H153ZM156 110L161 111V115H160V112H159V115H160L161 117L158 115V111H157V114H156ZM164 110H165V108H164ZM249 110H250V111H249ZM126 111H125V112H126ZM137 111H138V110H137ZM146 111H145V112H146ZM149 111H150V110H149ZM149 111L147 112V114H148V113L150 114ZM175 111H176V110H175ZM182 111L185 113L184 108H182ZM182 111H181V112H182ZM188 111H187V112H188ZM125 112H124L123 114H125ZM140 112H141V111H140ZM143 112H144V111H143ZM187 112H186V113H187ZM223 112H224V113H223ZM234 112H235V114H234ZM242 112H243L244 114H242ZM259 112H261V111L259 110ZM41 113H42V112H41ZM121 113H122V110H121V112H120V115L123 116ZM201 113L204 114V115H202ZM220 113H223V114L225 115V118H224V115H223V114H220ZM238 113H240L241 115L239 116ZM261 113L264 115V113H263V109H262V112H261ZM144 114H145V113H144ZM258 114H259V115H262V114H260V113H257V114L255 115V118H256V116H257ZM94 115H93V116H94ZM157 115H158V117H157ZM167 115H168V114H167ZM175 115H176V114H175ZM175 115H174V113H173V117H176V116H177L176 119H175V122H177L178 117H180V116H179V115H176V116H175ZM222 115H223V116H222ZM237 115H238V116H237ZM249 115H250L251 117H250ZM259 115H258V116H259ZM90 116H88V117H90ZM124 116H126V115H124ZM144 116H145V115H144ZM144 116H143V117H144ZM150 116H151V115H150ZM150 116H149V118H150ZM201 116H202V117H201ZM244 116H245V118H244ZM159 117H160V118H159ZM167 117H168V118H167ZM170 117H171V118H169V119H172V118H173V117H172V114H171ZM198 117H197V120H196V121L193 120V122H194L193 125H191L192 123L190 122V121L192 120V118H191V119H188V120H187V118L185 119V120L189 121V124L191 123V124L189 125L188 122H187V124L189 125V127H193V126L197 123V121H198ZM229 117H231V116H229ZM260 117H262V116H260ZM260 117H258V118H260ZM149 118H148V116H147L146 119H149ZM151 118H152V117H151ZM181 118H182V117H181ZM181 118H180V119H181ZM184 118H185V117H184V115H183L182 120H184ZM250 118H251V119H250ZM262 118H264V117H262ZM262 118L259 119L260 122H257L258 119L255 120V121L257 122V123H256L257 125H258V123H259V124L261 123L260 125H262V126L264 127L263 119H262ZM39 119H40V118H39ZM144 119H145V117H144ZM144 119H142V120H144ZM223 119H224V120L227 119V121L225 120V122H224ZM229 119H231V120L229 121ZM236 119L234 120V122L236 121ZM261 119H262V120H261ZM151 120H152V119H151ZM151 120H150V121H151ZM153 120H154V118H153ZM161 120H160V121L157 120L158 123H159V122L161 123ZM172 120H173V119H172ZM239 120H242V119L240 118ZM239 120H238V122H237V124H236L237 127L239 126V124H241L240 126L243 127L242 123H240ZM243 120H242V122H244ZM248 120H249V121H248ZM259 120H258V121H259ZM39 121L42 122V118H41V120H39ZM137 121H138V120H137ZM137 121H134V123L137 122ZM146 121H147V120H146ZM148 121H149V120H148ZM150 121H149V123H147V122L144 121L145 123H147V124H149V125L151 124V127L148 126V127H149V130H151V128L153 127V125H152V123H150ZM178 121L181 122V120H178ZM203 121H204V123H203ZM222 121H223L224 124L227 123L228 121L231 122L230 124L228 123L230 126H229L228 124H227V126H225V127L222 126V125H221V124H222ZM35 122H36V123H35ZM48 122H49L48 124H47L46 121L44 122V123L46 124V128H47V129H53L55 126H57V125H59V124L62 123V119H61L59 116H56L51 122H50V121H48ZM95 122H96V120L93 122V124H92L93 126L96 125ZM140 122H142V121H140ZM152 122L154 123L155 121H152ZM165 122H164V123H165ZM169 122H170V120H169ZM169 122H168V123H169ZM175 122L173 121V125H174ZM180 122H179V123H180ZM182 122H184L185 125H184L183 123H180V125H181V124L184 125V126L181 125V126H182L181 128L183 129V132L187 133L186 131H188L189 128H188V127L185 128V126H187L186 123H185V121H182ZM195 122H196V123H195ZM205 122H206V123H205ZM234 122H233V124H235ZM247 122H246V123H247ZM156 123H157V122H155V124H156ZM158 123H157L155 126L158 127L157 129H158V131H159V129H160L159 127L162 126V125H160V124H158ZM162 123H163V122H162ZM162 123H161V124H162ZM168 123H167V124H168ZM208 123H207V126H208ZM220 123H221V124H220ZM253 123H254V122H253ZM38 124H40V123H38ZM199 124H200V123H199ZM199 124H196V125H199ZM43 125H44V124H43ZM135 125H136V124H134V126H135ZM143 125H144V124H143ZM143 125L138 124L137 126H139V128H140V126L144 127L146 124H145L144 126H143ZM168 125H169V124H168ZM168 125H166V126H168ZM175 125H178V124L176 123ZM200 125H201V124H200ZM202 125H201V127H203ZM211 125H210V126H211ZM220 125H221L222 127H224L225 129L221 130V129L219 128ZM236 125H233V128H235ZM246 125H247V124H246ZM246 125H245V123H244V127H245ZM254 125H255V123H254ZM254 125H253V126H254ZM260 125H259V127H258L259 129L261 128ZM34 126H32V127H34ZM155 126H154V127L152 128V130H151L152 134H154L153 131H154V129H155ZM163 126L165 127V125H163ZM163 126H162V127H163ZM170 126L172 127V121H171V125H170ZM207 126H206V127H207ZM210 126H208V127L210 128ZM215 126H214V127H215ZM228 126L232 129V130L230 129L232 132L229 130V127H228ZM234 126H235V127H234ZM65 127L68 128L69 126H65ZM107 127H108V128H111V129H114V130H119L120 127H122V126H121V124H119V125H112L111 123H109V124L106 125L104 128H107ZM142 127H141V128H142ZM183 127H184L185 129H184ZM196 127H197V126H196ZM226 127H228V128H226ZM256 127H257V126H256ZM256 127H255V128H256ZM263 127H262V128H263ZM36 128H37V127H36ZM38 128H39V129H38V132H41V131H40V130H41L40 128H43V126H42V127L39 126ZM93 128H95V126H94ZM134 128H135V127H134ZM137 128H138V127H136L135 130H136ZM144 128H146V127H144ZM168 128H169V127H168ZM203 128H204V127H203ZM203 128H202V129H203ZM209 128H207V129H209ZM246 128L248 129L249 127L247 126ZM262 128H261V129H262ZM147 129H148V128H147ZM157 129H155V134L160 133V134H158V135H160V136L162 135V136H163V133L161 134V132H160L161 130H160L159 132H156ZM194 129H195V127L192 128V130H194ZM197 129H198V132H199L201 128L199 129V127H197L195 130L197 131ZM205 129H206V128H205ZM207 129H206V130H207ZM211 129H212V128H211ZM214 129H215V128H214ZM214 129H213V130H214ZM238 129H240V128H238ZM251 129H252V128H251ZM251 129H250V130H251ZM253 129H254V127H253ZM256 129H257V128H256ZM259 129H258V131H261V130H259ZM93 130H94V129H91L90 132L88 133L87 137L85 136L84 138L78 137V136L74 133V131H72V130H70V132L67 131L66 137L64 138V140H63V142L61 143L60 146L63 147L64 149L68 150V156L73 160L72 163H74V164H71V165H72V166H73V165L75 166L74 169H75V171H76V174H80V173H81V176L78 175V176H80L79 178H81L83 174L85 175V176H83V177H86V179L89 178L91 175H93L92 173H90V171L93 172V170H94V172L97 171V175H98V174L101 175V173H102V174L104 175V177H106L107 179L109 178V176H111V177L114 178V176H113V175H114V172H116V171L119 170V169H125V168L127 169V166H125V167L123 166L124 168H121V167L119 166L120 168H119V167H116L117 169H114V168H115V167H114L115 165H114V166H113V165H110V164H111L110 162H111V160H112L111 158H112L113 156H112V154H110L111 151L109 152V150H110V146H112L114 143L117 142V141L114 142V141L116 140V138L114 137L115 139H114V141H113L112 136H111V137L109 136L108 138H106V137L104 136V134H103L104 132H102V134L98 135L97 133H99V132H97V128H96V131H95V130L93 131ZM135 130H134V131H135ZM174 130H175V129H174ZM190 130H191V129H190ZM206 130H204L205 133H207ZM219 130H221V131H219ZM250 130H249V131H250ZM262 130H263V132H264V129H262ZM1 131H3V132H2L3 135H2V133H1ZM92 131H93V132H92ZM169 131H170V130H169ZM177 131H178V130L176 129V134H177ZM201 131H202V130H201ZM201 131H200V132H201ZM207 131H209V130H207ZM210 131H211V130H210ZM237 131H238L237 128H235L234 136H235V133H237ZM246 131H247L248 133H252V134H251V137H255V139L257 138L256 135L258 134V131H256L257 134L254 133L255 131L252 132V130H251L250 132H249L248 130H246ZM16 132H18V133H16ZM94 132H95V133H94ZM96 132H97V133H96ZM137 132H138V129H137ZM137 132H136V133H137ZM147 132H148V131H147ZM151 132L149 131L148 133H151ZM162 132H164V131H162ZM167 132H168V130H167ZM172 132H175V131H172ZM188 132H189V134H190V131H188ZM194 132H195V131H194ZM194 132H192V133H194ZM200 132H199V134L197 133V134H198V137H201V136H199V135H202V134H200ZM211 132H212V136H211V135H209V136L212 137V138H210V139H213L214 136H215V135H214L215 133L213 134V131H211ZM223 132H225V131H223ZM247 132H245V133H247ZM263 132H262V134H260V136L262 135V137H263V135H264ZM138 133H139V132H138ZM145 133H146V132H145ZM169 133H170V132H169ZM192 133H191V134H192ZM201 133H203V132H201ZM242 133H244V132H242ZM242 133H240L241 135H239V139H240V136H241V137L244 136V135H242ZM248 133H247V134H248ZM259 133H260V132H259ZM6 134H7V135H6ZM122 134H123V133H121V136H120L121 139H128L129 136H128V134H126V132H125V137H124V134H123V135H122ZM146 134H147V133H146ZM152 134H148V135H149V136L151 135L150 137H152V136H153ZM165 134H167V133H164V136H165V139H166V145H169V147H170V145H172V144H169V143H172V142H173V140H171V139L173 138V136L175 137V138H173L174 141H175V139H177V138L179 139V137H180V135H181V134L178 133V134L175 136V133H171V134H174V135L169 134V138H166V137H168V136H166ZM183 134H184V133H183ZM183 134H182V137H180V138L183 139V137H184L185 139H183L182 143H185L184 140L189 139L190 136H189V138H187V137H188V134H186V136H183ZM191 134H190V135H191ZM195 134H196V133H195ZM208 134H209V133H208ZM210 134H211V133H210ZM232 134H233V133H232ZM247 134H246V135H247ZM255 134H256V135H255ZM144 135H145V134H144ZM167 135H168V134H167ZM184 135H185V134H184ZM204 135H206V134H203V136H204ZM213 135H214V136H213ZM224 135H223V137H224ZM126 136H127V138H126ZM140 136H142L141 133H140ZM145 136L147 137V135H145ZM145 136H142V137L144 138ZM155 136H156L157 138L159 137V136H157V135H155ZM191 136H192V135H191ZM203 136L201 137V139L204 138ZM207 136H208V135H207ZM207 136H206V138H207ZM232 136H233V135H231V137H232ZM249 136H250V135H249ZM88 137H89V138H88ZM153 137H154V136H153ZM170 137H172V138L170 139ZM194 137H197V135H196V136H192L191 139H193ZM198 137L195 138V139H198ZM223 137H222V138H223ZM251 137H249L250 140H251ZM262 137H260L259 139H257L256 142H258V140H262V142H263V144H264V139H263ZM103 138H105L106 140L103 139ZM109 138H111L112 140H110ZM154 138H155V137H154ZM154 138H153V139H154ZM208 138H209V137H208ZM208 138L206 139V142H207L206 144H208L210 141H212V142L214 141V142H215V139H216V138H214L213 140H210V139H208ZM222 138H220V140H221ZM233 138H234V137H233ZM261 138H262V139H261ZM82 139H84L85 141H82ZM144 139H145V138H144ZM149 139H150V138H149ZM149 139L146 138V140H148V142L153 141L152 139L149 141ZM168 139H170V141H169ZM245 139H246V136H245L244 140H245ZM255 139L252 138V140H255ZM77 140H78V141H77ZM95 140H96V141H99V142H100L101 140H102V141H103V140H105V141H107V140H108V141H111V142H108V141H107V143H108L109 146L107 145V143H104V141H103V143L105 144V147L108 146L107 148H109V150L106 148V149L108 150V151H107V154H108L109 156H112V157H111L110 159H109V157H108V159H107V157H106L107 155H106V152H105V157H106V158H105L104 156H103V157H104L105 159H107V161L109 160V162H106V160L104 159L105 162H104V161L102 162V167H101V169H98V168H99L98 166L101 164L100 161H101V158H102V160H103V157H101L102 155H99V154H98V156H96L95 154H97L96 152H98V151H99L100 154H103V151H100V149H98V148L100 147V145H103V143H102V141H101V143H99V142L95 143V142H94ZM117 140H118V139H117ZM189 140H190V139H189ZM189 140H187V141H189ZM198 140H199V139H198ZM204 140H205V138H204ZM216 140H219V139H216ZM241 140H242V139H241ZM244 140H243V141H244ZM246 140H247V141H246ZM246 140H245L244 142L241 141V142H239V143H240V144H242V143H246V142H247V143H250L251 145H249V144L247 145V143H246V146H247V147L250 146L249 149H247V147L245 146V144H243V145L245 146V149H244V147H242V145H240L239 143H238V144H239L240 147H242V148H240L237 144L235 145V143H234L232 146H225V147H223L224 150H222L223 148H221V150L223 151V154H224L225 152H227V154H228L227 157H228L229 159H230L231 157H233V159L231 158V160L228 159V161H227V162L231 163V164H229L230 168H231V165L233 166V164H234V166H233L234 169H231V170L236 171V170H237L240 166H242V165H243L242 168H244L245 163L242 164V163H243L242 161H243V158H245L247 155L250 156V157H249V156L247 157L248 159H250L249 161H251V160L253 159V158L251 159V157H254V160H255V157H257V156L255 155V153L252 154V152H251V153L249 154V152H250L251 147H254V146L256 147L255 144H258V143L261 142V141H259L258 143L252 141V142H254V143L252 144V143L248 140V137H247ZM139 141H140V140H139ZM139 141H138V142H139ZM167 141H168V142H167ZM171 141H172V142H171ZM177 141H178V140H177ZM177 141H176V142H177ZM187 141H186V143H187ZM192 141H193V140H192ZM195 141L197 142V140H195ZM195 141H193V143H196ZM201 141H202V140H201ZM201 141H200V142H201ZM208 141H209V142H208ZM239 141H240V140H239ZM32 142H33V141H32ZM78 142H79L81 145H82V142H83V144H85L84 147H83V151H84V153H85L87 156L84 155V154L82 153V154H83V157H81L82 154H79V152L77 151V149H76V150L74 149L76 143H78ZM86 142H87V143H86ZM112 142H113V144H111ZM163 142H164V143H163V148H162V149H163V152L160 150V153L157 154V157H160V156H161V155H160L161 152H162V156H163V155H167V154H166L167 151L164 150V145H165L164 138H163ZM176 142H173V143H174V144H173L174 146L172 145V147H175V143H176ZM179 142H181V140H180ZM179 142H178V143H179ZM214 142H213V145H214ZM216 142H217V141H216ZM220 142H221V141H220ZM262 142L259 143L258 145H259V146H260V144L262 145ZM91 143H93V144L95 143V145L93 146V144H91ZM98 143H99V144H98ZM134 143H135V145H139V144H140V143H139V144H136V143H137L136 141H135ZM134 143H131V145L129 146V147L132 148V149L130 148V150H132V151H133L134 149H138V148H139L138 146H136L137 148H136V147H132V146L134 145ZM167 143H168V144H167ZM188 143H189V142H188ZM217 143H218V142H217ZM31 144H32V145H31ZM73 144H75V145H73ZM86 144H87L88 149H87V147H86ZM97 144L99 145V147H97V146H98ZM110 144H111V145H110ZM190 144H192V142H190L189 145H190ZM201 144H202V143H201ZM206 144H204V146L202 147V145H199V143H198V147L196 148L197 151H198L199 148H201V149H202V148L205 149L204 147H206V148L209 147V149H210V146H211L212 144H209V146H207ZM106 145H107V146H106ZM166 145H165V149L168 150L169 147L166 146ZM193 145H194V144H193ZM193 145H192V147H193ZM205 145H206V146H205ZM213 145H212V146H213ZM215 145H216V143H215ZM45 146H46V144H45ZM92 146L94 147V149H96V148L98 149V151H95V150H94V151H95L94 154H92V153L90 154V152H89V151H91V152L93 151V150H92V148H93ZM200 146H201V147H200ZM237 146H238V148H237ZM262 146L264 147V145H262ZM91 147H92V148H91ZM105 147H103L102 149H105ZM129 147H128L127 149H129ZM172 147H171V148H172ZM195 147H196V145H195ZM229 147H230V148H229ZM232 147H233V148H232ZM235 147H236V148H235ZM263 147H262V148H263ZM111 148H112V147H111ZM171 148H169V149H171ZM212 148H213V147H212ZM212 148H211L210 151H212ZM227 148H228L229 150H228ZM262 148L260 147L261 152H264V151H263L264 148H263V149H262ZM102 149H101V150H102ZM106 149H105V150H106ZM201 149H199V150H201ZM214 149L216 150V149H220V148L217 147V148H213V150H214ZM246 149H247L248 151H246ZM258 149H259V148H258ZM260 149H259L258 152H256V154L260 152ZM42 150H43V149H42ZM73 150H74V152H76V153H74ZM105 150H104V151H105ZM130 150H129V151H130ZM140 150H141V149H140ZM193 150H194V149H193ZM207 150H208V148H207ZM207 150H201V151H207ZM221 150H219L220 155H221V152H222ZM225 150H226V151H225ZM227 150H228V151H227ZM85 151H86V152H85ZM94 151H93V152H94ZM194 151L196 152V150H194ZM208 151H209V150H208ZM210 151H209V152H210ZM216 151H217V150H216ZM224 151H225V152H224ZM252 151L255 152L254 149H253ZM256 151H257V150H256ZM101 152H102V153H101ZM209 152H208V153H209ZM213 152H214V151H213ZM213 152H212L211 154H213ZM244 152H247V154L244 153ZM261 152H260L259 154H257V155H259L260 157H259L258 160H256V161H257L258 163L260 162V165H261V164H262V165L260 166V165L258 164V165H259V166H257L258 168L255 166L256 169H257V171H258V169H260L259 167L262 168V167L264 166V165H263L264 163H262V162H264V161H263V159H264V153H263V155L261 156V155H260ZM80 153H81V152H80ZM163 153H164V154H163ZM200 153H201V152H200ZM214 153H215V152H214ZM216 153H217V154H216ZM216 153H215L216 156H220L219 153H218V151H217ZM230 153H231L233 156H231ZM198 154H199V153H198ZM215 154H214V155H215ZM235 154H236V155H235ZM237 154H238V155H237ZM242 154H244V155L246 154L245 157H242V156H244V155H242ZM18 155H19V156H18ZM58 155H60V154H58ZM79 155H81V156H79ZM89 155H91V156L93 155V156H95L96 158H95V157L92 158V157H93V156H92L91 158L94 159V160H91V158H89ZM158 155H160V156H158ZM224 155H225V158H226V154H224ZM239 155H241V156H239ZM253 155H254V156H253ZM61 156H62V155H61ZM61 156H57V157L59 158V157H61ZM77 156H79V157H81V158L78 157L77 160H74ZM85 156H86V158H88V159H85ZM208 156H209V154H206V156L204 155L205 158H204L203 156H202V158H201V157H199V158H201V159L204 158V160H203L204 163H206V165H207V164L210 165V162H208V163L205 162V159H208ZM236 156L238 157L237 160H236ZM12 157H13V158H12ZM57 157L55 156V159H56ZM155 157H156V156H155ZM164 157H165V156H164ZM206 157H207V158H206ZM220 157H221V156H220ZM241 157H242V161L240 160ZM51 158H53V157H51ZM114 158H115V157H113V159H114ZM116 158H117V157H116ZM161 158H162V157L158 158V160H157V158H155V159H156V161H159V160H162V159H163V158H162V159H161ZM225 158H224V159H225ZM239 158H240V159H239ZM55 159H52L53 163H54V161H55V163L58 164V161L55 160ZM84 159L87 160V161L84 162ZM95 159H96V163H97V165L94 164ZM201 159H200L199 164L202 162ZM226 159H227V158H226ZM238 159H239L240 162H242V163H241L240 165L238 164V165H237L238 167H236L235 164L237 163ZM248 159L245 158V159H244V160H245L244 162H249V161H246V160H248ZM256 159H257V158H256ZM259 159H260V160H259ZM48 160H50V158H49ZM58 160H59V159H58ZM97 160H99V161H97ZM114 160H115V159H114ZM197 160H198V158L196 157V160L194 159V161L197 162ZM232 160H233V161L236 160V161H235V162H232ZM6 161H8V160H6ZM41 161H43V160L41 159ZM52 161L50 160L49 162H47V161L44 162L45 165H47V166H45V167H48V165H50V163H52ZM60 161H61V160H60ZM112 161H113V160H112ZM116 161H117V160H115V162H116ZM198 161H199V160H198ZM206 161H207V160H206ZM225 161H226V160H225ZM230 161H231V162H230ZM61 162H62V161H61ZM78 162H79V163L82 162V163L85 165V166H84V165H83V166H84V168H86V172L84 171L85 169L83 170V168H82V164L80 165V164H78ZM240 162H239V163H240ZM253 162H254L255 165H256L257 162H255V161H253ZM48 163H49V164H48ZM55 163H54V164H55ZM98 163H99V164H98ZM103 163L106 164V166L104 165L105 167H103ZM194 163H195V162H194ZM232 163H233V164H232ZM250 163H251V162H250ZM250 163H248L247 165H249ZM39 164H40V163H39ZM41 164H42V162H41ZM41 164H40V165H41ZM57 164L53 165L54 168L51 167L52 169H54V171H49V170H52V169H49V170H48V168H49L50 166H52V165H50L46 170H48V171L51 173V175H52V174H53V175L57 174V172H59L61 169H63V168H61V165H60V164H58V165H57ZM91 164H92V166H91ZM112 164H114V163H112ZM195 164H196V163H195ZM199 164H198V162H197V165H199ZM227 164H228V163H227ZM56 165H57V166H56ZM76 165H77V167H76ZM118 165H119V164H118ZM193 165H194V164H193ZM59 166H60V167H59ZM79 166H80V167H79ZM100 166H101V165H100ZM116 166H117V162H116ZM199 166H200L201 168H203L202 166H205V165L202 163V164H200ZM210 166H211V165H210ZM210 166H206L205 168H203L202 170H200L201 173L204 171V169H206V170L209 171V172H208V175H206L207 171L205 170V171H206V173H205V171H204V174H205V175H204V174H201V175H200L201 177H202V175H203V176H205V177L207 178V176H209V175L212 174V173H213V174H212L213 176L216 174V173H215V170L213 171V170L210 168ZM229 166H228V167H229ZM37 167H39V169L42 170V167H41V166H37ZM56 167H57L58 169H57ZM70 167H71V166H70ZM78 167H79V168H78ZM90 167H91V168H90ZM128 167H129V166H128ZM193 167H194V166H193ZM193 167H192L191 170H195V169L197 170V168H198V166H197V168H196V166H195V167H194L195 169H193ZM200 167H199L198 169H200ZM255 167H254V169H255ZM72 168H73V167H71L70 169H72ZM208 168H210L211 171H210V169H208ZM242 168H240V170H241ZM246 168H253V165H252V167H248V166H246ZM65 169H66V168H65ZM74 169H72V170H74ZM77 169L79 170L78 173H77V171H78ZM89 169H90V171H89ZM92 169H93V170H92ZM113 169L116 170V171H114ZM213 169H214V168H213ZM244 169H245V168H244ZM254 169H253V171H251V172H254V173H255V170H256V169H255V170H254ZM263 169H264V168H262L261 170H263ZM16 170L18 171V173L15 174V172H17ZM82 170H83V171H82ZM112 170H113V172H112ZM226 170H229V168H228V169L226 168ZM226 170H225V171H226ZM231 170H229V171H231ZM240 170H239V171H240ZM245 170H246V169H245ZM245 170H241V171L246 172L247 170H246V171H245ZM250 170H251V169H250ZM2 171H3V172H2ZM26 171H27V170H26ZM70 171H71V170L68 169L67 172H70ZM225 171H224V172H225ZM229 171H226V173L228 172L229 175L233 177L234 174L231 175ZM239 171H238V173H237L236 175L239 174ZM248 171H249V170H248ZM248 171L246 172L248 175L245 173V174L247 175V178H249V176L252 175V173H251V175H249ZM257 171H256V172H257ZM22 172H23V171H22ZM46 172H47V171H46ZM82 172H84V173L82 174ZM94 172H93V173H94ZM211 172H212V173H211ZM224 172H223V173H224ZM260 172H261V171L259 170L258 173H259L260 176H256L254 179H253L252 176H251L250 178H251L252 180H254V181H255V179H257V180L260 179V178H257V177H261V176L264 175V174L261 175ZM1 173H0V174H1ZM24 173H25V172H24ZM43 173L46 174L45 171H44ZM50 173H49V174H50ZM71 173H72V172H70L69 175H71ZM111 173H112V175H111ZM209 173H210V174H209ZM226 173H225V174H226ZM231 173H233V172H231ZM258 173H256V174H258ZM261 173H262V172H261ZM47 174H48V173H47ZM49 174H48V175H49ZM65 174H66V173H65ZM73 174H74V171H73V173H72V176L75 175V174H74V175H73ZM89 174H90V175H89ZM94 174H95V173H94ZM108 174H110V175H108ZM197 174H200V173L198 172ZM220 174H221V173H220ZM220 174H218V175H220ZM241 174H242V173H241ZM256 174H255V175H256ZM48 175H46V177H44V179H43V177H42V178L40 177L41 179H43V180H41V182H40L41 185H40V184H37V185H38V186H37V185L35 184V183L39 182L40 180H39V181H36V182L34 183L35 185H34V184H33V185L36 186L37 188H38V187L41 188L40 186H42V188L45 189L46 187L44 188L43 186L46 185L45 182H48V181H47V180H48V179H47V176H48ZM57 175H59V173H58ZM60 175H64V174H60ZM99 175H98V176H99ZM227 175H228V174H227ZM229 175H228V178H227L226 175H224V176H225V177H224V182L227 181V180H225V179H228V180H230V182H232V179H229V178H231V177H229ZM239 175H240V174H239ZM239 175H238V176H239ZM242 175H243V174H242ZM242 175L239 176V177H240V178H241V177H244V178L246 177V175H243V176H242ZM72 176H70V177H72ZM76 176H77V175H76ZM78 176H77V177H78ZM220 176L222 177L223 174L220 175ZM253 176H254V175H253ZM53 177H54V176H53ZM58 177H59V176H55V178H58ZM60 177H61V176H60ZM60 177H59L58 179H60ZM74 177H75V176H74ZM74 177H73V178H74ZM83 177H82V178H83ZM99 177H100V176H99ZM102 177H103V176H102ZM201 177H199V178H201ZM205 177H202L201 179L198 178V179H199L200 181H202V179H204L205 181H207L208 179H205ZM210 177H212V176L210 175L209 178H210ZM214 177H215V176H214ZM217 177H219V176H216L215 179H218ZM221 177H219V179L222 180L223 177H222V178H221ZM0 178H3V175H2V177H0ZM7 178H8V179H7ZM34 178H35V179L32 178L33 181L30 179V181H32V182H29V181L26 182V181H25V183H24L25 189H26V186H27V188H28V189H26V191H30V192H29L30 194H32L33 191L31 192V190H34L33 188H35V187H31V188H29V187H28L29 184L33 183L34 180H38V179H40V178H37V179H36V177H34ZM45 178H46V181H44ZM68 178H69V177H68ZM90 178H91V177H90ZM212 178H213V177H212ZM244 178H241V180L239 179V183L242 182V185H244V187H245V188H244V187H243V188L249 190L248 187H246V183H247V182H246L245 184L243 183V182H244V181H243ZM250 178H249V179H250ZM213 179H214V178H213ZM213 179H212L211 182H207V184L209 183V185H210L212 188L215 187L216 185H217V187H218V183L220 184V182H219L220 180L218 179V180H219L218 182H216L217 180L214 181V182H216L217 184L215 183L216 185H215V186H212V185H213V184H212ZM233 179H234V177H233ZM235 179H237V176H236ZM245 179H246V178H245ZM249 179H247V180H245V181H248ZM251 179H250V180H251ZM262 179H263V181L261 182L260 180H262ZM262 179L258 180V182H259V183H260V182L263 183V182H264V176H263ZM12 180H13V181H14V180L17 181L16 183H17L18 186L16 185V188H18V190H17V189L14 190V189H15V184H16V183L13 182ZM90 180H91V179H90ZM199 180H198V181H199ZM210 180H211V179H210ZM252 180H251V181H248V182H250V183L247 184V186H249V188L252 187V186H250V185H252V184H254V185L257 186V183H258L257 180L255 181V182H257L256 184H255V182L252 181ZM9 181H10V182H9ZM11 181L13 182V185H14L13 188H14V189H12V187L10 186V185H12V184H11V183H12ZM56 181L59 182V180H56ZM60 181H61V180H60ZM196 181H197V180H196ZM200 181H199V182H200ZM237 181H238V179H237ZM23 182H24V181H23ZM43 182L45 183V185H44ZM54 182H55V181H54ZM98 182H100V181H98ZM193 182H195V181H193ZM199 182H197V183L200 184ZM214 182H213V183H214ZM221 182H223V181H221ZM224 182H223V183H224ZM230 182L227 181V182H225L224 184H220L219 186L222 187V185H223V187H225L224 185H226L227 183H228V186H229V183H230ZM234 182L236 183V180L233 181L232 183L234 184ZM251 182H252V183H251ZM26 183H28V184L26 185ZM42 183H43V184H42ZM141 183H142V184H145L146 182H145V181H142ZM197 183H195V184H197ZM201 183H202V185L204 186L203 181H202ZM204 183L206 184V182H204ZM210 183H211V184H210ZM232 183H230V186L233 185ZM239 183H238V182L236 183L237 186H239V185L241 184V183H240V184H239ZM259 183H258V186H259V187L257 186V189H258V188H259V189H260V188L263 189L264 184H260V185H259ZM20 184H21V183H20ZM54 184H55V185H54ZM60 184H61V183H60ZM60 184H59V185H60ZM63 184H64V183H63ZM91 184H92V182H91ZM94 184H95V182H94ZM94 184H93V185H94ZM98 184H99V183H97V184H95V185H98ZM106 184H107V183H106ZM190 184H191V185H190ZM193 184H194V183H193ZM193 184H192V183H189V185L186 184V185H185V187L187 186L186 189L189 190V191H191V190L193 191L194 189H195V190H198V189H196V188H199V190H200V187H203L202 185H200V187H196L195 184H194V185H193ZM198 184H197V185H198ZM207 184H206L207 188H206V186H205V187H203V189L206 188V189H208V191H209V189H210V191H211L210 186H208ZM238 184H239V185H238ZM13 185H12V186H13ZM21 185H23V184H21ZM33 185H30V186H33ZM53 185L56 186V185H58V184L53 183ZM53 185H52V186H53ZM61 185H62V184H61ZM61 185H60L59 187L57 186V187L49 188V189H51V190H53V189L55 188L56 191L54 190L53 193H52L51 191H49L50 193H52V195L49 193V196H48V197L50 198V201L47 200V199H46V201L44 200V199L46 198V196H45V198H43V201H45L46 203L49 202V204L52 202L51 205L53 204V202H54V204L57 203V204H58V205H57L58 207H56L55 205H54V206L56 207V210H57V208H59L58 210H61V211H62V209H63L66 205H67V206H66V208H64V209L66 210L67 207L69 208V205H70V203H71L72 205H70V206H71V207L73 206L72 208H74V211H73V209L70 207V208L72 209L73 213H72L71 210H69V211H71V212H69V211L67 210V211H68V212H66L67 214L64 212L67 216H66L65 218H62V217H61V219H59V220L57 221V215H58L59 211H55V210H54L55 208H54L53 205H52V207L54 208V209H53L54 212H56L57 214L55 213V214L53 215L54 212L52 211L53 213L51 212L52 214L49 216V219H51V221H52V218H54V216L56 215V217H55L56 220H55V218H54L53 221H54V223L56 222V224L58 223V226H57L56 224L54 225L53 223H50L51 221L47 218L48 216H47L46 218L44 217V215L46 214V213H45V210L48 209V208L51 207V206L48 204L49 207H48V208H45V210H44V207H47V204L45 203V205H44V202H41V204H43V206H42V205L40 206L41 209H42V211H41V209H40V212H43L44 214L41 215L42 213L39 214L40 212L38 213V211H37V213H34V215H35V214H39L38 217L41 215L42 218L44 217L46 220H48V221L45 220V222H48L49 224H48V223H45L41 217H40V219L37 218L36 221H38V219H39L40 221H38V222L43 223L45 226H49V227L51 228V230H49L50 228H48V227H47V228H48V229H47L48 231L46 230V227H43V228H42L43 224H41V223H38V222H37L36 224L33 223V225H34V227H35V233H37L36 231H38V233H37L38 235H37V236H38L39 238H40V235H41V233H39V232H40V231H39V228H38L39 226H41L40 228L45 229L44 232H46L45 235H47V236L42 235V236H44V238L47 237V238H46L47 240L44 239V238H42V236H41V238H40V239H42L41 241H43V239H44V241H43L42 243L39 242L40 239L37 238V240L39 239V241H36V240H35V241H36L35 244H37V245H38V244L40 245V243H41V245H42L44 242H46V243H47V242H48V243H51V242H52L53 245H54V243H57L60 239H63L62 241L60 240V241L58 242L59 244H56V247H58L59 245L62 246V244L64 243L65 239H66V240H67V238H69L68 240L71 239L70 241L67 240V244H63V245H66V247L68 246L66 249H69V252H68V250L65 249V250H66V251H65V250L63 249V248H65L64 246H63V248H62V247H59V248H61V249H58L59 251H58V250L55 251V252H57L56 254H59V253L62 251V252H66V255H67V252H68V255H69V253H71V252H70V248L72 249V253H71L72 255L70 254L71 256L69 255V257H67L68 255H67V256H66L65 254L63 255V253H62V254H59V255L61 256V258H60V256H58V257L56 256V258L59 259L58 262H59V263L61 262L60 264H67V263H68V264H70V263L72 264V262H74L73 264H75V262H76V264H77V263H78V261H76V260L78 259L77 257H79L80 260L82 259V261H83V258H81V257L83 256V254H86V253L88 254V252L90 251V249L92 250L94 247H96V246L100 243V241H99V243L97 244V242H98V238H97V237H96V239H95V238L92 239V240H94V241L97 240V242L95 241L97 245H95V246L93 245L94 247L92 248V247H91L92 244L90 245V241L87 240V243H88V242H89V243H88V244H87L86 242H84V243H86L89 247L86 246L85 248H89V249H85L84 247H82V243H81V244L78 243L79 240H78V241L75 240L76 232L74 233L75 236H72V238H74V239L71 238V235H74V234L71 233V235H68V234H70L69 232H71V231L74 232V231H76L77 229H79V228H77V227L79 226L78 224L80 223V221L83 220V219H81V218H85L86 215H87V216H86V219L90 221V222L88 221V224H90V225H91V224H92V225L94 224V225H95V223H97L98 219H100V217L104 214L102 217H103V218L107 217V219H104V220L107 221V223H106L105 221H104V222L108 225V227L105 225L104 227H105L106 229L103 228V227H101V229H102V228L105 229V230H103V231H105L107 234H106L105 232L101 231V229H100L99 231H101V232L98 231V235L101 233V234H100V237H101V235H102V239H103V240H106V239H107V235H108V233H109V235H110V236L108 235L110 239L108 238V240H106L105 242L102 241V243L104 242V246L102 245L101 247H98V246H100V245L102 244V243H100V245H98V246L96 247V249L101 248V250H100V251H102V253L100 252L101 254L98 253V251H97V253H98L99 256H98L97 254H95V253H96L95 251H94V253H93V254H95V255H94L95 257L92 255V253H91V254H90V253L88 254V258H90V259H91V258H94V260H95V258H97V260H95V261L92 260V259H91V260L88 259L89 261H92L91 263H89V261H86V263H89V264H93V263L95 264L96 261H100V262L102 263V262H104L105 260H107L106 262H107V264H108L110 258H113V259H112L113 262H112V261H111V262L114 263V264H115V262H116V264H117V263H118V264H127V263L132 264V262H133V260L135 259V256H136V255H135L136 252H137L138 254L141 252V253L144 255V254H146V253L143 252V249L146 250L147 247H149V246H150V247H149L148 250H150V253H149V251H147V254H148V253L151 254V255L154 254V258L156 259V262H154V261H155V259H154L153 264H163V263H164V264H170V263H171V264H176V263L179 264V263L182 262V261H184V263L182 262V264H186V263H187L186 261H187L188 259H190L189 256H190V257H194L195 255L193 256L192 253L195 252V254H197V253L199 252L197 249H199V248H200L201 250L199 249V250H200V253H198V255H197V259H195V258H196V257H195V258H194V262H192V259H193V258H191V259H190L191 262L188 261V263H190V264H195V263L197 262V264H198V261H200L201 263L204 262L205 264H210L211 262H210V260L208 259V256H209L208 254H210L211 257H212V256L214 257V253H215V255H217L216 258H218V257L220 258V255H221V257L223 258V259L220 258L221 261H222V263L226 260L227 264H228V263H229V264H237V263H238V264H242L241 262H243V261H240V260H239L242 256H241V255H237V256H240V257H239V258H236V253H238V252L235 253V248H234V247H233V248H234L233 253H231L232 251H230V253H227V252L229 251V247H231V246H232L233 244H235V243L238 244V242H239V241L233 242L232 240H233V238L237 240L240 236H236V235H234V234H237V233L239 234V232L241 233V232H242V229H244V227H245V224H246V223H245V220H244V224H243V223H241V219L244 218V217H243L244 214L248 215L250 212L252 213V212L254 211V212H257V213L254 214V212H253V214L250 213L251 215H250V214H249V215H250V216L254 215V217H255V216H256V217L259 216V217H257L258 219H262V218H263V219L261 220L262 222H260L258 219H256V220H258V221L260 222V224L262 223L263 226H264V221H263V220H264V214L262 215V213H264V212H263V211H264V207H262V204H263V203H262V202H259V200H260L259 198H258V199H257V197H256V199L253 198V197H255V196H258V195L260 194L261 191H262V193H263V190L260 189V190H259L260 192H259L256 188H254V186H253L252 188H253L254 190L256 189L257 191H256V190L254 191V190L251 189V188H250V189L253 190L252 192H256L255 194H258V195H255V194L253 193L252 197H251V196L249 197L248 194H243L242 196H244L245 198L248 196V197L246 198L247 201H246L245 199H243L242 196L240 197V198L243 199V200H242L243 204H240V203H242V202H241V199L239 198V196L235 197V196H236V193H238V192L240 193V191H239L237 188H240V189H241V192H243V191H242L243 188H241L240 186H239V187H235V185H233V187H235V189L233 188L234 192H232V193H235V194H234V197L236 198V201H237V199H238V202H239V199H240V203L238 204V206H240V205H241V206L244 205V204H245V203H244L245 201L248 202V200H249V202H250L251 199H248V198H253L254 200H257V201L254 203V202H252V201H254V200L252 199V201H251L252 203H251V202H250V203H249V202L246 203V204H248V206H249V204H250V206L255 204L254 207H257V206H258V205L256 204L257 202H259V203H258L259 205H260V203H262V204L260 205V206H261V209L259 210V207H260V206H258V209H257V210H259V212H262V213H261V214L258 213V211L256 210V208H255V210H254V207H253V210L251 211L250 208L252 209V207H250V206L248 207L247 205H244V206H246V207H245V210H246V209H249V210H246V212H247V211H248V212L245 213L244 207H243V206L240 207V208H241V209H239L240 212H242L241 210H244V211L242 212V217H243V218H241L239 221H238V219H237L236 221H238L237 224L240 222L241 224L239 223V225H242V224H243L244 227L241 226L242 229H241V228L239 229V227H240V226H239V227L237 228V231H238V230H241V231H238V232L236 231L237 233H235V231H234V234H232V233H231V230H229L228 227H229V223H232V225H235V222H234V221H235L236 217L233 216V217L235 218V219L232 218L234 221H232V219L229 218V216H228V218H229L230 220H227L228 218L226 217V218H227L226 221H227V223H228L226 232H227L228 235H229L230 233H231V234H230V236H228V235L226 236V235H225V238H222L223 235H221V233L224 232L225 230L222 231V232H221V231H217V233H215L214 230H215L216 227H215V228H212V231H211V232H213V233H212V234H213V237H215L214 242H217V241H218V243H222V241H223L222 239H224L225 242L228 241V242H231V243H232V245H230V244H231V243H230V244H229L230 246H229L227 243L223 242V244H226V245L223 246V244H222V249H221V248L219 249L218 246H220V244H218V243H214V242H213V237H210V236H209V235H211V234H210L208 231L211 230V229H210L211 227H209L208 230H207V228L204 227L203 223L205 224V221L207 220V222H209V221L211 222V225H218V224H221V223H219V221L216 222V223H218V224H214V223H212L213 220H214V217H213V216H214V214H215V220H214V221H216V219H217L220 215H222V217H223V216H224L223 213L221 212V214H220V213H219V209H217V208L219 207V208L223 209V211L225 210V208L220 207L219 204L222 203L221 206H223L224 204H226L225 202H227V204L229 203V202L227 201L228 199L230 200V199L233 198V200H234V197H232L231 194L228 195V193H231L230 191H228V189H229L230 186L226 189L228 192L226 191V192L224 193L225 189H224V188L222 189V190H223V193L225 194V195H224V194H223V195L225 196L226 201L224 202L225 198H224L223 202H222V199H221V198H220L221 200L218 199V200H220V203H218L219 206H218L217 204H216L217 206H216V205H213L214 203H217L218 200L216 201L217 198L215 199L214 197H212V196H213V195H211L212 192H210V195H208V197L210 196L211 198L209 199V198L207 197V198H205V201H204V199H201V198L203 197L204 194H203V195L201 194V195L198 197V199L201 197L200 199L203 200V202H200L201 200L199 201V200L197 199V200L199 201V202H198V201L195 200V199H196V197H197L199 194L196 196V195L194 194V193H195L194 191H193V192H192V191H191V192L188 191V192H189V195H190V193H193V194L195 195V196H194V195L192 194V197H191V195H190V198H193V199H194V197H195L194 200H193V199L190 200V199H187L189 196H186L187 198H185V196H181V195L179 194L181 191H183V189H184V185H181L180 187H176L175 189H178V188H181V187H182V190L180 189L181 191L179 190L180 192L177 193V194H178V196H179V195L181 196V200L183 199L182 197H184L185 200H186V199L188 200V202L185 201L184 205H183V202L180 203V206H181V204H182L183 207H182V209H179V208H181V207H180V206H179V208L177 207V206L179 205V203H178V205H177V202H179V200L177 199V201H176V205H177V206H175V208H176L177 210L179 209L180 211L178 210V211H179V212H178V211L176 210V211H175L176 214H175L174 211H172V213L175 214V215L173 214V216H175V217H174L175 219H174L172 216L167 217V215H171V214H172V213H170L172 209L169 210V211H168V210H164V211H163V210L161 209V210L159 211V213H157L156 209L154 210L153 208H151L152 205L150 206V204H149L150 209H153L154 212L156 211V213L153 214V211H151V210L149 209L150 212H152V216L154 217L153 219L156 218V220H158V221L153 220L155 223L157 222V224H156L157 226L154 224L153 221H152V222H153L152 224H150L151 222L149 223L148 220L146 221V223L148 222V228L152 227L154 230H155V228H156L155 231H157V232H158V229H159L160 232L163 231L164 234L161 233V235H162V236H161L159 232H158L159 234L156 233L157 235H152V234H153L152 231H154V230H153L152 228H151L152 231L149 230V229L147 228V226H145V224H144V220H143L142 224L139 223V222L142 221V217H143L142 215H144V214H145V215H149V212H148V210L145 208V207H146L145 205L147 204L146 202H144V201H142V200L140 201V200H138V199H137V200H138L139 202H138L137 200H135V198H136L135 194L132 195V193H131V192H134V191H131V192H130V190H129L128 188H127L128 190L125 188V189H126V192H125V189H123V190L120 191L121 198H120V195H119V196H116V197H115L116 199H115L114 197H113L114 199H113V198L110 199V196H109V199H107L106 197H108V196H107V195H108V192L105 193L106 191H104V189H105V188L109 189V188H108V186H107V187L104 186V188H103V187H102V186H103V183H102V185H101V183H100V185H101V187L103 188V191H104V193H105L106 196L102 195V191H99V193L101 192V194H96V193L98 192V190H97V191H94V189L96 190V188H94V186H93L92 189H90V190H92V191H88V189H86V190H77V189H76V190H75V189L72 187L75 191H74L73 189H71V191L69 190V191L71 192V193H70L69 191H67L68 189H70V186L68 187L67 184H66V187H67V188H64V187H63L64 189H62V190H64L65 192L62 191V190L60 189L61 192H64V195H63V193H62L63 197H65V196L68 195V196H67L68 198H67V197L65 198V199L67 200V202H65L66 200H65L64 198H61L62 196H60L61 192L58 191V189L61 187ZM242 185H241V186H242ZM0 186H1V185H0ZM3 186H5V185H2V187H3ZM47 186L50 187L51 185H47ZM64 186H65V184H64ZM144 186H145V185H144ZM188 186H192V187L194 186V188H193V189H192V187H191V188H188ZM198 186H199V185H198ZM226 186H227V185H226ZM256 186H255V187H256ZM261 186H262V187H261ZM2 187H1V188H2ZM95 187H96V186H95ZM101 187H100V188H101ZM231 187H232V186H231ZM37 188H36V189H37ZM39 188H38V191H37V192L41 191V192L43 193V191H42L41 189L39 190ZM56 188H58V189H56ZM102 188H101V190H102ZM225 188H226V187H225ZM9 189H10V190H11V189L14 190L17 194H13V195H15V197L17 196L18 198L20 197V199H19V200H18V199H14V196H13V195H12V197H10V195L8 196V192L11 194V192H10ZM29 189H31V190H29ZM47 189H48V187H47ZM47 189H46V192H47ZM49 189H48V190H49ZM186 189H184V190H186ZM203 189H201L202 192H203ZM230 189H231V191H233L232 188H230ZM236 189L238 190V192H236V191H237ZM105 190H106V189H105ZM187 190H186V191H187ZM212 190H214V189H212ZM215 190H216V189H215ZM251 190H249V192H250ZM14 191H13V193H15ZM17 191H18V192H17ZM24 191H25V190H24ZM34 191H35V190H34ZM44 191H45V190H44ZM76 191H77V193H79V194H80L79 191H81L82 195H85V196H82V195H81L82 197H84L83 200H82V197H81V196H80L81 198H79V194H77ZM107 191H108V190H107ZM127 191H128V192H127ZM201 191H199V192H201ZM37 192H36V196L34 195L35 192H33V195H31V196H34V197H32V199H31V201L33 200V201H32L33 203H32L31 205L34 206V205L36 204V207H37L38 209H37L36 207H35V208H36L37 210H39V208H40V207H39V204H40L39 202L41 201V200H39V198L41 199V198L43 197V196H42L43 194L40 192L41 194H40V193H38V194H40L41 196H39V195L37 194ZM58 192L60 193L59 196H56L57 194H55V196L53 195L54 193H58ZM66 192H67V194H66ZM74 192H75V193H74ZM165 192H166V190H165ZM165 192H164V191H158V190L156 191V190H155V191H150V192H149V195H150L151 198L153 197L156 201H158V200L161 201V200H164L165 198L167 199V197H168V199H169V196H170V195L166 193L167 195H169V196H166ZM183 192H184V191H183ZM183 192H181V194H185V193H186V192H185V193H183ZM257 192H259V193H257ZM27 193H28V192H27ZM27 193H26V195H29V193H28V194H27ZM69 193H70V194H69ZM104 193H103V194H104ZM134 193H135V192H134ZM196 193H198V192H196ZM262 193H261V195H262ZM65 194H66V195H65ZM206 194H209V193L206 192L205 195H206ZM241 194H242V193H241ZM18 195H20V194H18ZM50 195H51V196H50ZM69 195H70V196H69ZM76 195H77V196H76ZM96 195H98L97 197H100L99 200H101V201H98L97 198H96V199H93V197H94V196L96 197ZM109 195H110V194H109ZM186 195H188V193H187ZM205 195H204V197H205ZM232 195H233V194H232ZM238 195H239V194H238ZM246 195H247V196H246ZM249 195H251V193H250ZM261 195H260V196H261ZM263 195H264V194H263ZM22 196H24V198H23ZM31 196L29 195L28 197H31ZM87 196H88V198H89V201H87V200H88ZM180 196H179V197H180ZM206 196H207V195H206ZM226 196H228V197L231 196L232 198H228V197H226ZM260 196H259V197H260ZM17 197H16V198H17ZM53 197H54V198H53ZM58 197H60V199H61V203H60V202H57L58 199H59ZM75 197H76V201H78V200L80 201L79 204H77L78 202L75 203L76 201L73 200V199H75ZM77 197H78L79 199H78ZM85 197H86L87 200H85ZM101 197H103L104 200H103ZM9 198H12L13 203H12V202H8V201H9ZM21 198H22V199H21ZM49 198H48V199H49ZM90 198H91V199H90ZM118 198H119V200H118ZM153 198H152V199H153ZM260 198H262V196H261ZM4 199H5V200H4ZM37 199H38V200H37ZM51 199H52V200L54 199V201H51ZM63 199H64L65 201H63ZM71 199L73 200V202L70 201ZM80 199H81V200H80ZM154 199H153V200H154ZM168 199H167V200H168ZM206 199H207V200H206ZM212 199H214L215 201L212 200ZM20 200H21V201H20ZM90 200L93 201V204L97 203V205H99V206H95L96 208H94L93 211H92L93 208L90 207V206L93 205V204L91 203ZM94 200H97V201H94ZM102 200H103V201H102ZM116 200L119 201V202H117ZM155 200H154V201H155ZM183 200H184V199H183ZM244 200H245V201H244ZM261 200L264 202V196H263V199H261ZM261 200H260V201H261ZM3 201H4V202H3ZM10 201H11V199H10ZM34 201H35V202H34ZM59 201H60V200H59ZM84 201H85V202H84ZM133 201H134V202H133ZM136 201H137V202H136ZM209 201H210V202H209ZM213 201H214V202H213ZM5 202H6V203H5ZM7 202H8L10 205H11V203H12V206H10V207L7 206ZM69 202H70V203H69ZM83 202H84V203H83ZM94 202H95V203H94ZM135 202H136V203H135ZM161 202H164V201H161ZM186 202H187V205H188V203H190V202H191V203L194 202V204H192V205L190 204L191 207L194 206V208H191V207H188L187 205H185ZM196 202L198 203V205H197L198 207L196 206V207H197L196 211H198L199 214L202 213V212H205V211L202 209V208H203V205H204V207H205V205H206V206L208 205V206H207V207H209L208 209L213 208V209L210 210V211H211V212H214V213H212V214H213L212 217H211L212 220H210L211 218L209 217V218H207V219L205 218V221H203V220H202V216H203V217H204V215L206 216V215H207V214H206L207 212H206V213H203L202 216H200L201 214H200V215H199V214L197 215L196 213H198V212H196V211L194 210V211H195V216H196V219H195L196 221H195V223H196V222L198 223L200 217H201L200 220L203 221V223H202L201 221H199V222L202 223V224L198 223V226H197V224L194 226L195 223H193V226H194V227H197V229H196V228L194 229V227H192V222H191V221H193L194 219L191 220V221L189 220V219H192V218H193L194 213L191 215V212L189 211V208H191V209H190L191 211H192V209H195V204H196ZM211 202H212V203H211ZM230 202H231V201H230ZM233 202H234V203H233ZM233 202H232L233 205H232L231 203H229L228 205L231 204V206H234V207H232V208L237 207V210H238V206H237V203H238V202L236 203V206L234 205V204H235V201H233ZM4 203H5V205H4ZM24 203H25V204H24ZM59 203H60V204H59ZM64 203H65V206H64ZM85 203H86L87 205H85ZM99 203H101L102 205L99 204ZM121 203H122V204H121ZM133 203H134V206H133ZM142 203H144V204L146 203V204L143 205ZM200 203H204V204H203V205H202V204L200 205ZM29 204H30V202H29ZM120 204H121V205H120ZM131 204H132V205H131ZM135 204H137V205H135ZM139 204L142 205V206H145V207H142V206L140 207ZM37 205H38V206H37ZM59 205H60V207H59ZM62 205H63L64 207H62ZM78 205H79V208H78V209H80V206L82 207V208H81L82 210L80 209L81 211H80V210L77 211V207H78ZM138 205H139V208H140V209H138ZM199 205H200V207L202 206L201 209H199ZM209 205H210L211 207H210ZM25 206H27V207H25ZM100 206L103 207V210H102V207H101V209L99 208V210H98V207H100ZM172 206H173V205H172ZM186 206H187L188 209H186ZM214 206H216L217 208H215ZM231 206H230V207H231ZM11 207H13L14 210L10 209ZM42 207H43V208H42ZM83 207H84V208L86 209V211H88V212H86L85 209H83ZM86 207H87L88 209H89V208H90V209L87 210ZM93 207H94V206H93ZM122 207L124 208V212H125L124 214H125V215L123 214V212H121V208H122ZM147 207H148V205H147ZM123 208H122V209H123ZM262 208H263V211H262ZM18 209H17V210H18ZM31 209H32V207H31ZM31 209H30V207H29L28 210H30V212H31ZM36 209L33 208L34 211H35ZM49 209H50V211H51V208H49ZM49 209L47 210V213H49ZM95 209H97V210L95 211ZM125 209H126V210H125ZM137 209H138V210H137ZM173 209H174V207H173ZM204 209L207 210V208H204ZM230 209H231V208H230ZM235 209H236V208H235ZM235 209H232V210H231L232 212H230V211H226V210H225V211H226V213H227V212H229V213H233V212H235ZM26 210H27V209H26ZM28 210H27V211H28ZM43 210H44V211H43ZM139 210H140V211H139ZM174 210H175V209H174ZM186 210H188V212H190V213H187V214H188L189 216L191 215L192 217L190 216V218H189V216H187V214H186ZM200 210H202V212H201ZM3 211L5 212V215H6V214H9V212L6 211V208H5V210L3 209ZM27 211H26V214H27ZM34 211H33V212H34ZM61 211H60V213H59V217H60V214L62 215ZM91 211H92V212H91ZM136 211H137V212H136ZM207 211H208V210H207ZM210 211H209V212H210ZM220 211H221V210H220ZM14 212H13V213H14ZM23 212H24V215H22L21 217H24V216H25V211H23ZM23 212H22V213H23ZM30 212H28V213L31 214ZM35 212H36V211H35ZM85 212H86V213H85ZM90 212H91V213H90ZM97 212L99 213L98 216H97V214H96ZM102 212H103V214H102ZM138 212H139V213H138ZM141 212H143V214H142ZM162 212L167 213V215H166V214L163 215L164 213H162ZM211 212H210V213H211ZM236 212H237V211H236ZM240 212L238 211L237 213L240 214ZM83 213H85V215H84ZM87 213H88V214L90 213V214H89V218H88V214H87ZM94 213H95V217H97V220H96V218H95V219L92 218V217L94 216ZM137 213H138L141 217H140ZM168 213H169V214H168ZM210 213H208V214H210ZM237 213H236V215H235V214H233V215H235V216L238 217V214H237ZM243 213H244V214H243ZM10 214H12V213H10ZM49 214H50V213H49ZM49 214H48V215H49ZM76 214H77V216H78V217H77V219H78L77 222H76L77 219H74V218H76V217H75ZM82 214H83V215H82ZM91 214H92V215H91ZM155 214H157V215H155ZM158 214H159L160 216H158ZM218 214H220V215L218 216ZM224 214H225V213H224ZM256 214H259V215H256ZM5 215H4V216H5ZM34 215H32V218H33V219L30 220V221H34V217H33ZM81 215H82L83 217H82ZM154 215H155V216H154ZM162 215H163V216H162ZM229 215H230V214H229ZM246 215H245V217H246ZM249 215H248V216H249ZM260 215L262 216V218L260 217ZM7 216H8V215H7ZM15 216H16V215H15ZM26 216H27V215H26ZM26 216L24 217V219L26 218ZM28 216L31 217V215H28ZM62 216H65V215L63 214ZM91 216H92V217H91ZM104 216H105V217H104ZM131 216H132V217H131ZM195 216H194V217H195ZM199 216H200V217H199ZM208 216H209V215H208ZM210 216H211V214H210ZM225 216H227V215H225ZM225 216H224V217H225ZM230 216H232V214H231ZM240 216H241V215H240ZM248 216H247V218H248ZM5 217H6V216H5ZM5 217H4V218H5ZM9 217H10V219H11V217H14V216H12V215L10 216V215H9ZM9 217H8V220H9ZM16 217L19 218V220H20V217H18V216H16ZM35 217H36V215H35ZM50 217H51V218H50ZM73 217H74V218H73ZM102 217H101V218H102ZM121 217H123L125 220H124V219L122 220ZM126 217H127V219H128V217H129V219L127 220ZM138 217H140L139 219H141V221H139V219H137ZM149 217H151V215H150ZM166 217H167V218H166ZM198 217H199V218H198ZM220 217H221V216H220ZM222 217H221V218H222ZM254 217L252 216V217H249V218H251V219L253 218V221H254V219L256 218V217H255V218H254ZM0 218H1V217H0ZM14 218H15V217H14ZM91 218H92V220H91ZM134 218H136V219H134ZM197 218H198V219H197ZM249 218L247 219V221H248L249 224L252 225V223L250 222ZM21 219H22V218H21ZM24 219H23V221H24ZM29 219H30V218H29ZM29 219H27V220H29ZM41 219H42V220H41ZM80 219H81V220H80ZM86 219H84L85 222L82 221L84 224H87ZM118 219H120L122 223H121ZM130 219H131L132 221H131ZM159 219H160V220H159ZM161 219H163V220H161ZM164 219H166V220H164ZM245 219H246V218H245ZM4 220H5V221H4ZM6 220H7V218H5V219H3V220L0 219V227H2L3 229L6 228L5 231H4L2 228H0V229H1L0 233H1L2 231H3V232H6L7 229H9V228H8V224H9V223H7L8 221H6ZM11 220H12V219H11ZM11 220H10L9 222H11L12 225L14 224V221L16 222V220H17V224H18V225H16V224H15L16 226L13 225V229H14V227H17V226H18L17 229H18L19 232H18V231H15L17 234H13V233H15V232H13V233L11 234V233L8 231V232H9V234L7 233L8 235L5 233V234L7 235L6 237H8L9 235H11V236L13 235V237H11V236L8 237V239L11 238V239L13 240L12 243H11V242H10V243L8 242L9 245H11V249H9V250H10V254H9V251H8V248H7L8 246H6V247L4 248L5 251H6V248H7V251H6L7 253H6V254L10 255L11 257L8 258V259H6V260H4V261H3V260H0V264H3L2 262H4V264H8V263H7V260H9V264H11L12 262H13V264H14V260H13L12 258H13L14 256H16V257H15V259H16V258L19 256V251H18V250H20L21 247L23 248V245H24L23 242H25V239H24V241L22 240V238H24V237L26 238V236H24V234H23L24 231H25V233L28 232V233H27V238L32 239V238L34 237V239H35V236H36V235L34 234L33 231H32L33 234H31L32 232L29 233L30 230H27V227L29 228V226H30V225H27V224H29V223H27V222L23 223L22 220L18 223V219H16V218H15V220L13 219V222H12ZM25 220H26V219H25ZM95 220H96V221H95ZM100 220H101V219H100ZM102 220H103V219H102ZM129 220H130V221H129ZM135 220H137L136 223H135ZM197 220H198V221H197ZM217 220H220V219H217ZM224 220H225V218L223 219V221H224ZM109 221H110V223H108ZM125 221H126V225H127L128 222H129L130 224L128 223V225L126 226V225H125ZM127 221H128V222H127ZM223 221L220 220V222L223 223L222 225L226 224L225 221H224V222H223ZM230 221H231V222H230ZM242 221H243V220H242ZM247 221H246V222H247ZM258 221H254V224L256 223L255 226L257 225L256 227H259L258 230H260V226H259L260 224H259V225L257 224ZM75 222H76V225H78L77 227H76V225H75ZM78 222H79V223H78ZM91 222H92V223H91ZM116 222H117L118 224H116V226H115V223H116ZM210 222H209V225H210ZM6 223H7V224H6ZM30 223L32 224V222H30ZM160 223H161V224H160ZM11 224H10V226H11ZM19 224H21V226H20ZM37 224H38V226H37ZM40 224H41V225H40ZM80 224H81V223H80ZM110 224H111V225H110ZM135 224H136V225H135ZM153 224H154V225H153ZM262 224H261V227H262ZM4 225H5V226H4ZM26 225H27V226H26ZM103 225H104V224H103ZM109 225H110L111 227H110ZM117 225H118V226H117ZM124 225H125V227H123ZM130 225H131V226H130ZM137 225H138V226H137ZM149 225H150V227H149ZM151 225H153V226H151ZM207 225H208V223H207ZM209 225H208V226H209ZM232 225L230 224V226H232ZM19 226L22 227V228H20ZM23 226H24V227H23ZM56 226H57V227L60 226L59 228H61V229L57 228ZM136 226H137V227H136ZM155 226H156V227H155ZM167 226L169 227V229L167 228ZM205 226H206V224H205ZM253 226H254V225H253ZM30 227H31V226H30ZM32 227H33V226H32ZM32 227H31V228H32ZM34 227H33V229H34ZM72 227L74 228V230H72V229H73ZM109 227L112 228V229H110ZM126 227H128V230H127ZM129 227H130V228H129ZM135 227H136V228H135ZM145 227H146V229L148 230V231L146 230V232H152V234L150 233V236H152L153 239H154V238H157V239H158V238H160V236H161V238L163 237V239H161V238L158 239V240H155V239H154V240H152V239H148V238H151V237H147V236H148V235H147L148 233H146L145 231H144L145 233H144L143 235L146 234L147 236H144V238L142 237L143 239H141V238H140V237L142 236V235H141V234H142V231H141V230H144ZM158 227H159V228H158ZM212 227H213V226H212ZM218 227H219L218 230H219V229L221 230V227H222V226H221V225H218ZM232 227H233V226H232ZM232 227H230V228L232 229ZM250 227H251V226H250ZM250 227H249V228H250ZM23 228H25L24 231H23ZM31 228H30V229H31ZM69 228H70V229H69ZM75 228H77V229H75ZM124 228H125V231H123ZM131 228H132V229L134 228L135 230L132 231ZM157 228H158V229H157ZM223 228H224V227H223ZM223 228H222V229H223ZM245 228H248V227H245ZM11 229H12V228H11ZM13 229H12V230H13ZM17 229H16V230H17ZM52 229L55 230L56 234H53L54 232H52V231H53ZM63 229H64V230H63ZM109 229H110L111 232H113V230H114V233H111V232L109 231ZM139 229H140V230H139ZM225 229H226V226H225ZM234 229H236L235 226H234ZM234 229H232V230H234ZM261 229H264V228L262 227ZM14 230H15V229H14ZM26 230H27V231H26ZM31 230H32V229H31ZM40 230H41V229H40ZM56 230H57V231H56ZM59 230H61V231L64 232V233H65V230H67V231H69V232L66 233V234L64 235V233H62V232L59 231ZM70 230H71V231H70ZM138 230H139V231H138ZM170 230H172V231H170ZM228 230H229L230 232H229ZM10 231H11V230H10ZM49 231H50V232H49ZM58 231H59V232H58ZM67 231H66V232H67ZM155 231H154V232H155ZM199 231H200L201 235L199 234ZM244 231H245V229L243 230V233H244ZM250 231H251V230H250ZM250 231H245V232H248V233H249ZM3 232H2V235H3ZM41 232H43V230H42ZM48 232H49V233H48ZM77 232H78V231H77ZM123 232H124V233H123ZM127 232H128V234H127ZM132 232H133V233H132ZM139 232H141V233H139ZM219 232H221V233H220L219 237H217L218 234H219ZM252 232H253L254 235H252ZM255 232H256V231H255ZM261 232H263V235H264V230H263V231L261 230L260 232L257 231L256 233H261ZM18 233H19V234H18ZM58 233L61 234V235L58 236V235H59ZM137 233H139V234H137ZM172 233H173L174 235H173ZM48 234H52V235H51L52 237H53V235H57V236L60 237V238L58 239V237L55 236V237H56V238H54V241H55V242H54V241H51V242H50L49 240H51V239H53V238L50 237V236H49V238H48ZM62 234L64 235V237H66V235H68L69 237L67 236V237L64 239V237H63ZM91 234H92V231H91ZM91 234L89 235V237L91 236ZM95 234H96V233H95ZM104 234H105V235H104ZM112 234H113V235H112ZM114 234H115V235H114ZM124 234H125V236H128V235H129L130 239H129L128 237H124ZM126 234H127V235H126ZM136 234L139 235V236L136 237V236H137ZM154 234H155V233H154ZM169 234H171L172 236H175V237H172V239H173L174 241H173L172 239H170V241H172V242H170V243L168 242V243H169V244H168V243H167L168 238H171V236H169ZM195 234H197V235H196V238H195V236H194V237L192 236V235H195ZM215 234H217V235H215ZM224 234H225V232H224ZM246 234H247V233H246ZM261 234H262V233H261ZM16 235H18V236H16ZM32 235H34V236H33V237H29V236H32ZM92 235L95 236L94 233H93ZM96 235H97V234H96ZM98 235H97V236H98ZM159 235H160V236H159ZM165 235H167V238L165 237ZM183 235H185V237H184L185 239H186V236H187V235H188V237H193V238H195V239L193 240V238H192L191 240H192L193 242H190V241H188V240H185V239L183 238ZM239 235H240V234H239ZM251 235H252V237L259 235V236H258V239L256 238L257 241H260V242L263 241V239H260V236H262L261 238L264 237L263 235H260V234L255 235L254 231H251ZM251 235H248L249 238H250ZM4 236H5V235H4ZM4 236H1V235H0V237H3V238H1V240L4 239ZM14 236H15V237H14ZM22 236H23V237H22ZM61 236H62L63 238H61ZM105 236H106V237H105ZM134 236L136 237L135 239H134ZM153 236H154V237H153ZM156 236H157V237H156ZM211 236H212V235H211ZM246 236H247V235H246ZM16 237H17V238L20 237L19 241H20V244H21V245L18 243V241H16V240H17ZM91 237H92V236H91ZM91 237H90V238H91ZM103 237H105V238H103ZM112 237H113V238H112ZM164 237H165V239H166V247H168L167 245L173 244V243L175 242V244H174L173 246H174V248H176V249H174V248L172 247V245H170L171 248H172V249L170 248V250H171L172 252H174V250L177 251V253L174 252V256L172 255L173 253L169 250V248H167V249H168V252H163V250H164V248H165V245H164V244H165V241L162 242V240H164ZM178 237H179L180 240L178 239ZM188 237H187V238H188ZM241 237H245V236L241 234ZM241 237H240V238H241ZM252 237H251V238H252ZM27 238H26V240H27ZM76 238H77V237H76ZM90 238H89V239H90ZM124 238H125V239H124ZM139 238H140V239H139ZM145 238H146V239H145ZM174 238H175V239H174ZM210 238H212V240H211ZM219 238H222V239H220V240H222L221 242H220V240H218ZM249 238H246V237H245V242H244V243H246V240L249 241ZM6 239H7V238H6ZM8 239H7V240H8ZM55 239H56V240H55ZM137 239H139V240H137ZM183 239H184L185 241H184ZM189 239H190V238H189ZM196 239H197V240H196ZM1 240H0V243L2 242ZM12 240H11V241H12ZM32 240H33V239H32ZM45 240H46V241H45ZM73 240H74V242H73ZM92 240H91V243H93ZM112 240H113V241H112ZM134 240H135V241H134ZM149 240H150V241H149ZM181 240H182V241H181ZM238 240L243 241V239H242V240H241V239H238ZM251 240H252V239H251ZM5 241H6V240H5ZM15 241H16L17 243L14 244ZM22 241H23V242H22ZM29 241H30V240H27L26 242H29ZM76 241H77V242H76ZM80 241H81V240H80ZM110 241H112V242H110ZM130 241H132V242H130ZM138 241H140V244H141V245L139 246V248H141V249H138V248H137V247H138V243H137ZM141 241H143V242L141 243ZM153 241H154V242H155V241H158V242L161 241V242L159 243V249H158V247H157L158 245H157L156 243H153V244H152ZM183 241H184V242H183ZM187 241H188V243H187ZM195 241H196L197 244L195 243ZM254 241H255V240H254ZM3 242H4V241H3ZM3 242H2V244L4 245ZM6 242H7V241H6ZM33 242H34V241H33ZM38 242H39V243H38ZM61 242H62V243H61ZM65 242H66V241H65ZM75 242H76V244H77V247H76V245H75ZM82 242H83V241H82ZM126 242H128V244H127ZM129 242H130L131 244H130ZM158 242H157V243H158ZM177 242H179L181 246L179 245V243L177 244ZM189 242H190V243H189ZM212 242H213V243H212ZM250 242H252V241H249L248 243L250 244ZM260 242H259V243L257 242V245L259 244L260 246H262V249L260 248L261 251L258 250V249H259V248H258L259 245H258V246L256 245L258 249L256 248L257 250L255 249V252H254V251L252 252V250H249V249H251V248H249L251 244L248 245V246L245 245V248H244V244H243L242 242H239L241 245L243 244L242 248H244V250L247 249V248H249V249H248L249 252H248L247 250H245V251L243 250V251H242V249H241L240 247H238L237 250L240 248L239 250H241V252H240L241 254L243 253V255H244V253L246 252V253H245L246 255H247V253L250 255V256L247 255V257L244 258L245 260H247L248 256H249V258H251L252 255L255 256V255H257V254H258L257 256L259 257V259L261 260L259 253H261L262 250H263V248H264V246H263V245H264V242H261V243H263V245H261ZM8 243H7V245H8ZM29 243L31 244L32 241H30ZM46 243H44L43 245H45ZM48 243L46 244V248H47V247L49 248ZM84 243H83V246H84ZM120 243H121V244H120ZM122 243H123L125 246H123ZM147 243H148V244H147ZM161 243H164V244L161 245ZM194 243H195V244H194ZM17 244H18L19 246H21L20 249H19V246H18ZM22 244H23V245H22ZM27 244H28V243H27ZM30 244L28 245V248H26L25 245H24V247H25L26 250H27V249L30 250L31 253H30L29 255H30L31 258H34V257H32L31 255H33L32 253H35V255H36L37 252H36V251L34 252L33 249L36 250L37 245L33 246L34 248H33V247L31 248V245H30ZM94 244H95V243H94ZM106 244H107V245H106ZM108 244H109V245H108ZM151 244H152V245H151ZM154 244H155V246L157 245V246H156V247H157L156 250H160V252L158 251L160 255L157 253V251L155 252V250H153V247H155V246H153ZM213 244H214V245H213ZM215 244H218V245L216 246ZM240 244H239V245H240ZM246 244H247V243H246ZM3 245L0 244V250H1V249L3 250V248H2ZM5 245H6V243H5ZM33 245H34V243H33ZM39 245H38V246H39ZM41 245H40L39 249L42 248ZM43 245H42V246H43ZM53 245H52V247H53L54 250H55V245H54V246H53ZM57 245H58V246H57ZM119 245H120V246H119ZM127 245H128V246H127ZM136 245H137V246H136ZM252 245H254V247H256L254 242H253ZM252 245H251V247L254 248ZM1 246H2V247H1ZM29 246H30V247H29ZM50 246H51V244H50ZM74 246H75V247H74ZM133 246H134V247H133ZM162 246H164V248H163ZM170 246H169V247H170ZM177 246H180L181 248H180V247H177ZM225 246H226V248H225ZM234 246H236V245H234ZM15 247H17V248H15ZM52 247H51V248H52ZM78 247H79V250L76 249V248H78ZM90 247H91V248H90ZM127 247H128V248H127ZM135 247H136L138 250H140V252L137 250V251L134 253L133 250H134V251L136 250ZM142 247H143V249H142ZM151 247H152V248H151ZM156 247H155V248H156ZM160 247L163 248L162 251H161ZM195 247H196V248H195ZM9 248H10V246H9ZM12 248H13L14 250L17 249V252H18L17 254H18V255H15V254H16V253H15L16 251H14ZM43 248H44V246H43ZM43 248L41 249V251H43ZM46 248H45V249H46ZM48 248H47L46 250H44V252H46V251L48 250ZM81 248H82V249H81ZM83 248L86 250V251H85L86 253H84ZM122 248H123V249H122ZM150 248H151V249H150ZM204 248H206L205 250H212L214 253H212V251H208V254L206 255V252H207V251H205ZM224 248L226 249V251H225ZM231 248H232V247H231ZM23 249H24V248H23ZM25 249H24V250H25ZM62 249H63V250H62ZM80 249H81L82 252H83L82 255H80V256H76V252H77V251L79 252ZM96 249H95V250H96ZM117 249H118V250H117ZM125 249H126V251H125ZM173 249H174V250H173ZM177 249H178V250H177ZM215 249H216V250L219 249V250L216 251ZM227 249H228V250H227ZM4 250H3V252H4ZM29 250L25 251V253H26V252L28 253ZM31 250H32V251H31ZM60 250H61V251H60ZM128 250L131 251V252H129L130 254L128 253ZM179 250H181V251H179ZM183 250H184V251H183ZM195 250L198 251V252L196 253ZM222 250H223V251H222ZM253 250H254V249H253ZM11 251H12L13 253H12ZM48 251H50V255H51V252L53 251V249H50V250H48ZM48 251H47V252H48ZM121 251H122V252L124 251V252H123L124 255H123V253H122L123 256L121 255ZM152 251H153L154 253H151ZM166 251H167V250H166ZM169 251H170V254L172 253V254H171V256H172L171 258H170ZM185 251H186V252H185ZM192 251H193V252H192ZM220 251H221V252H220ZM250 251H251L252 253H251ZM256 251H259V253L256 252ZM263 251H264V250H263ZM44 252H43V253H44ZM58 252H59V253H58ZM111 252H112V253H111ZM115 252H116V253H115ZM118 252H119V253H118ZM132 252L134 253V255H133ZM145 252H146V251H145ZM161 252H162V253H165V254L163 255ZM179 252H182L183 255H185V254H184V252H185L186 255H187V258L184 257V256H182V257H184V258H181V256H179V255H182V253H179ZM201 252H202V253H201ZM225 252H226V253H225ZM43 253H42V252L40 253V251H39L38 254H37V256H39V255L41 254V256H39V258H38L39 260L41 259V260H40L41 262H40L39 260H38V261H39V262H38V261L36 260V259H37V256H35V257H36V258H35V261H36L38 264H40V263H41V264H44V263L47 264V262H48L49 260H51V259H49V258H50L49 254H48L49 252L47 253L48 255L46 254L47 256H49V258L45 255L49 260H46L47 258L44 256V257L46 258V259H45V258L42 256ZM74 253H75V254H74ZM113 253H114L113 256L119 254L118 256H120V258H122V261H123V260H124V261L121 262V260H120V258H119L118 256H117V259H115L116 256H115V257H112L111 255H112ZM167 253L169 254V256L167 255ZM178 253H179V254H178ZM187 253H188V254H187ZM189 253H190L192 256L189 255ZM220 253H221V254H220ZM234 253H235V255H234ZM240 253H238V254H240ZM250 253H251V254H250ZM253 253H254V254H253ZM255 253H256V254H255ZM1 254H2V253H1ZM11 254L14 255V256L12 257ZM21 254H22L23 257L26 256V254H24V253L22 252V249L20 250V255H21ZM44 254H45V253H44ZM80 254H81V252H80ZM126 254H127V255L129 254V256H128V257H127V256L125 257ZM155 254L157 255V257H158V255H159V257L156 258ZM202 254H204L206 257L202 256ZM228 254H229V255H228ZM261 254H263V252H262ZM8 255L5 256V254H4L3 256L7 257ZM24 255H25V256H24ZM29 255L27 254V257H25V259H27ZM62 255H63V256H62ZM74 255H75L76 257H73ZM78 255H79V253H78ZM131 255H132V257H131ZM162 255H163V256H162ZM166 255H167V257H166ZM232 255L235 256V258L233 257L234 260L237 259V260L240 261V262H238L237 260H236V261L232 260V259H231ZM3 256L0 255V257H2V259H3ZM33 256H34V255H33ZM51 256L55 257V254L53 253ZM86 256H87V255H86ZM89 256H90V257H89ZM92 256H93V257H92ZM96 256H97V257H96ZM107 256H108V257H107ZM109 256H111V257L109 258ZM137 256H138V255H137ZM137 256H136V257H137ZM175 256H176V258H175ZM177 256H178V258H179V261H178V259H177ZM201 256H202V257H201ZM5 257H4V259H5ZM23 257H22V259L19 257V258H20V261L22 260V262H23L24 264H26L25 261H23V259H24ZM42 257H43V259H45V260H43ZM70 257H71V258L73 257V258L71 259ZM104 257H107V259L105 258V260H104V259H103ZM123 257H125V258H123ZM130 257H131V258H130ZM213 257H212V260L214 259ZM224 257H227V258H224ZM244 257H245V256H244ZM56 258H55V259H56ZM98 258H99V260H98ZM101 258H102L103 261L100 260ZM108 258H109V259H108ZM132 258H133V259H132ZM138 258H139V260H140V257H138ZM138 258H137V259H138ZM161 258H162V259L165 258V259L162 260ZM169 258H170V260H169ZM172 258H173V259H172ZM185 258H186V259H185ZM228 258H230V259H228ZM252 258H253V259H251V263H252V262H255V264H260V262H259L260 260H259L257 257H252ZM254 258H256L255 260H256L257 262L254 260ZM74 259H76V260H74ZM86 259H87V258H86ZM86 259H84L83 262H85ZM114 259H115V260H114ZM127 259H129V261H128ZM159 259H160V260H159ZM181 259H182V261H180ZM183 259H185V260H183ZM227 259H228V260H227ZM241 259L244 260L243 257H242ZM257 259H258V260H257ZM12 260H13V261H12ZM27 260H29V259H27ZM60 260H61V261H60ZM70 260H71V261L73 260V261L70 262ZM126 260H127V261H126ZM131 260H132V261H131ZM139 260H135V261L138 262ZM172 260H175V262L173 263ZM216 260H217V261H216ZM223 260H224V261H223ZM229 260H230V261H229ZM231 260H232L233 262H232ZM245 260H244L243 263H246ZM1 261H2V262H1ZM11 261H12V262H11ZM15 261H17V260H15ZM18 261H19V259H18ZM20 261L17 262V263H20V264H21L22 262H20ZM33 261H34V259H32V262H33ZM44 261H45V262H44ZM82 261H79V264H83ZM114 261H115V262H114ZM117 261H118V262H117ZM158 261H160V262L162 261V263H160V262H158ZM176 261H177V262H176ZM195 261H196V262H195ZM208 261H209V262H208ZM215 261H216V263H217V262L219 261V259H215ZM215 261H213V262H215ZM228 261H229V262H228ZM26 262H27V261H26ZM58 262H57V263L55 262V264H59ZM80 262H82V263H80ZM106 262H105V263H106ZM111 262H110L109 264H112ZM120 262H121V263H120ZM136 262H133V264H134V263L137 264ZM185 262H186V263H185ZM200 262H199V264H201ZM207 262H208V263H207ZM213 262H212V263H213ZM23 263H22V264H23ZM28 263H31V261H29ZM34 263H35V262H34ZM37 263H36V264H37ZM49 263H51V262L49 261ZM86 263H84V264H86ZM96 263H97V262H96ZM138 263L141 264V260H140ZM143 263H144V264H147L146 262H143ZM188 263H187V264H188ZM218 263H219V262H218ZM218 263H217V264H218ZM222 263H221V264H222ZM249 263H250V262H249ZM251 263H250V264H251ZM32 264H33V263H32ZM51 264H52V263H51ZM53 264H54V261H53ZM102 264H104V263H102ZM151 264H152V263H151ZM202 264H203V263H202ZM213 264H215V263H213ZM246 264H247V263H246ZM252 264H254V263H252Z\"/></svg>",
	"mask_w": 264,
	"mask_h": 264
}]
</instances>
